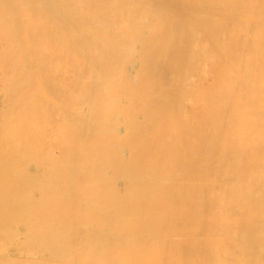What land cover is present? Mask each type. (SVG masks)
Segmentation results:
<instances>
[{"label": "bare ground", "instance_id": "bare-ground-1", "mask_svg": "<svg viewBox=\"0 0 264 264\" xmlns=\"http://www.w3.org/2000/svg\"><path fill=\"white\" fill-rule=\"evenodd\" d=\"M215 0H0V108H1V101H2V103H4V106H2L3 108L1 109V112H0V205H2V206H4V209L6 210V206H9L10 207V209H11V211L9 210V208H7L8 210H9V212H6L7 214L9 213L10 214V212H14V213H12V214H18V216H20L19 218H18V216H17V214L16 215H13V221H14V219L17 221L16 223L14 222V225H15V228H16V224L18 225V223H20L21 221H23V225H27L26 227L27 228H25V229H27V230H29L30 231V229L32 228V230H33V227H34V229H36V231L37 232H39V233H36L35 234V232L36 231H34V232H31V234L29 233V231H27V230H25L26 231V233L28 232V234L29 235H27V234H25V233H23V234H25L24 236H25V238H24V240L25 239H27V241H28V239H30L34 234V237L35 236H38V238L36 239V238H31L32 240L31 241H35V240H40L41 241V243L39 242V241H35V242H38L37 243V246L39 247L40 245H42V247H43V249H46L47 247V249H48V251L47 252H45L46 250H44L43 252H39L38 251V248H37V246H33V245H26V247H24L23 245H20L19 243H22V242H24V240L23 241H21V239L20 238H18V239H20L19 241H21V242H19L18 241V244H17V246H16V248H17V250L20 252V253H23L24 254V256L25 255H28V257L29 256H31V257H35V259H23L22 258V260L19 258V259H17L16 257V259L14 258V259H12L10 256L12 255V253H10L9 254V252H7L5 255L6 256H2V254H1V257L0 258H6V257H8V259H10V260H8L7 258H6V261H8V264H130V256H129V253H131V255H133L134 253V255H135V257L134 258H136V253L138 254L139 253V250L137 251L136 249H138L139 247L140 248H142V246L140 245L139 247L138 246H136L137 244H139L138 242H139V239L138 238H141V236H143V237H145V238H143V239H145V240H147V238H149V240H147L146 241V243L148 244H146V243H143V240L142 241H140V244H142V245H144V248H142V249H144V250H142L141 249V251H143V252H145V250H146V252L144 253L145 255H143V254H141V253H139L140 255H143L144 257L146 256V254H147V252H149L150 254V257H151V261H152V255L154 256V254H155V250H157V249H155V246L154 245H156V243L157 244H159L158 242H160V241H158V240H156L157 238H154V240H153V235H152V239H150V237L151 236H149L151 233H152V230H150V232H149V228L151 229V228H153V226H147L146 224H144V223H146V221L148 220L147 218L149 217V216H151L152 214L154 215V213L155 212H159V211H155L156 209H158V210H160V208L162 207L161 205H163V201H161V200H158V198L160 199L162 196H163V194L161 193V194H159L160 193V191L161 192H164V191H162V190H160V188H159V190H158V192H157V194L160 196V195H162L161 197H159V196H157V200L156 199H154V198H156V194H155V196H154V193H152L151 191L153 190L151 187H152V184H153V182H155L154 180V178H156V180H157V177H152V175L154 174H156V173H153L154 172V167L156 166V164L157 165H159L160 163H159V161L161 162V160L159 159L160 158V155H159V157H158V162L155 164L154 162H150V165L152 164V171L153 172H151V167L148 169L147 168V170H146V167L148 166L147 164H146V166H145V168L144 167H142L140 164H137V161L138 160H140V159H143L144 161H145V159H144V157H146V155H148V154H146L145 152H143V151H140L139 149V151L137 150V152H138V156H140L139 155V153L141 154H144L143 156H142V158L140 157H136V156H132L133 155V152H134V149H133V152H132V150H130L131 152H132V154L130 155V156H132V157H130V158H128V156H127V158L126 157H124L125 155H128V153L126 154V153H124V156H123V153L122 152H125V151H122V150H124V149H126V148H124V149H122L121 150V147L123 148V146H122V142L121 141H123L124 142V140H122V137L121 136H119V133L117 134V132H120V135H122L123 137H125V139L128 141V142H126V143H128V146H129V144L130 143H132V139H134V137L133 136H137L135 139H139L140 137H138L139 135H137L139 132L142 134V135H144V131L142 132V131H140V129L141 128H143V129H145V128H147V129H150V128H148V127H146V125H149L148 123L149 122H153V123H151V126H153L154 127V121L155 120H157L156 118V116H157V114L158 113H153L152 111V115H151V113H149L150 112V107H152L153 105H161V103H158L157 104V99H156V101H154V97H153V95H152V91H154V93L156 92L155 90H157V88H156V86L155 85H153L152 86V84H153V82H152V84H151V81L149 82V77H148V71L151 73V66H152V63H151V58L154 56H156V55H158V54H156L157 53V51H158V48L160 47H162L163 49L164 48H166V46H168L167 48H170V46H172L171 45V43H173V41H176L175 39H177V41L179 40L180 42L182 41V45L180 46V48H179V50H177V49H175V48H177L176 46H178V45H173L174 46V48H173V50H175L176 51V53L178 54H175L174 52L175 51H172L173 52V54H175L176 56H177V58L175 59L174 57H171V58H174L175 60H177V59H180V57H179V54H184V55H186V56H191V58H193L192 56H194L195 54V58H194V60L195 61H193L194 63H197V58H198V53H199V49H201V48H198V46L199 47H201V46H203L202 47V49H204V52H205V49L207 48V50H206V54H207V52H211V54H209V55H212V52H213V54L215 55V53H219V52H217L216 51V49H214L215 47L214 46H212L211 44L212 43H210L211 42V39H212V36L215 34V35H218V34H220V36H222V40L224 41L225 40V43L226 44H229V43H227L228 41V39L229 38H227V36L225 37L224 35H228L229 33H231L232 31H235V30H231V32H230V28L229 27H231V26H229V27H227V29L229 30V32H228V30L227 29H225L226 30V32H228V33H226V34H224V27L226 28V25L225 24H223V28H222V22H224V20H221V19H219V20H216V21H219L220 22V25H221V27L219 26V23H217L215 20H213L212 18H213V16H212V14H213V12H214V8H213V3L215 4V2H214ZM217 1V0H216ZM219 2H222V1H224V0H218ZM237 0H235V2H234V4H237L239 1L241 2V0H239V1H237ZM245 1V0H244ZM256 1H259V3L261 4L262 3V6L264 7V0H256ZM226 2H227V0H226ZM225 1H224V3H226ZM232 2V4L230 3V5H232V7H234L235 5L233 4V1H231ZM240 2L238 3L239 4V6L242 4V2H241V4H240ZM42 3V4H41ZM228 3H229V1H228ZM227 3V4H228ZM247 2H243V4H246ZM223 4V3H222ZM227 4H224L225 6L227 5ZM247 4H249V3H247ZM219 5H221V4H219ZM218 5V6H219ZM229 5V4H228ZM227 5V6H228ZM250 5V4H249ZM249 5H248V7H249ZM222 6V5H221ZM238 7V6H237ZM236 7V8H237ZM241 7L244 9V8H246V6L245 7H243V5H241ZM242 8H239V10H241ZM251 8V7H250ZM250 8H246L247 9V11L246 10H244L245 11V13L248 15L249 13H250V15H252L251 13H252V8L250 9ZM216 9V11L218 10L219 11V9L221 10V8H215ZM248 9H249V13H248ZM229 10V9H228ZM252 10V11H251ZM257 10V9H256ZM223 12H224V10H222ZM222 11L220 12V13H222ZM233 11V10H232ZM251 11V12H250ZM225 12H227V11H225ZM225 12L223 13V14H225ZM234 13H236L235 11H233ZM243 12V11H242ZM260 12V11H259ZM229 13V12H228ZM230 15V14H229ZM231 15H233V14H231ZM230 15V16H231ZM249 15V16H250ZM254 15V14H253ZM252 15V16H253ZM257 15H258V13H257ZM257 15H255V16H257ZM218 16V15H217ZM226 16V15H225ZM233 16H236V15H233ZM238 16V15H237ZM255 16H254V18H255ZM215 17H216V15H215ZM221 16H219V18H220ZM224 17V16H223ZM258 18H256V20L259 22H257V23H255V21H254V23L252 22V24H255L254 26L250 23V21L248 20V19H243L244 21H245V23L246 22H248L249 24H251V26H253L254 28V32H252V35H251V40L250 41H247V40H249L250 38V36H248V39H245V36H244V39L243 38H241V37H237V35L239 34V33H241L242 31L241 30H243V28H244V26L245 27H247L246 29L244 28V30H249V28L248 27H251L250 25H248L247 23H246V25H245V23H244V21L241 23V25H243L242 26V29L240 30L239 29V26L238 25H236V24H234L235 22H233V24L234 25H232L233 27L235 26L236 28H237V26H238V30L237 31H235V34L236 33H238L237 35H236V38H231L232 37V35L234 34H232V35H228V37L229 36H231L230 37V39H233V40H230V41H233V42H231V44L230 45H228V46H230V49H231V51L232 52H230V51H228V54L231 56L232 54H238L240 51L242 52L243 50L245 51V49H247V47H248V50H249V45H252V47H253V49H252V53H254V55L256 54V56H257V59H260V61L259 60H256L257 62H254V65L257 67V66H259V69L261 70V69H263L264 68V10L259 14V16H257ZM217 18V17H216ZM222 18V17H221ZM228 18V17H227ZM233 18V17H232ZM232 18L230 19L231 21H232ZM240 16L238 17V19L240 20ZM215 19V18H214ZM236 19H234V21H235ZM229 21V20H228ZM214 22L215 23H217V26H214ZM225 22L226 23H229V22H227V20L225 19ZM240 23V22H239ZM232 24V23H231ZM258 25V27H256L257 29H255V26H257ZM260 24L262 25L261 27H259L260 26ZM228 26V25H227ZM232 27V28H233ZM234 27V28H235ZM240 28H241V26H240ZM260 28V29H259ZM223 29V30H222ZM252 29V28H251ZM222 30V31H221ZM247 30V31H248ZM258 30V32L256 33V31ZM243 32V35H244V33H249V32ZM252 31V30H251ZM223 33V34H222ZM254 33H256L255 35H254V41L252 40V36H253V34ZM222 34V35H221ZM235 34H234V36L233 37H235ZM251 34V33H250ZM247 35H249V34H247ZM214 37H216V36H214ZM214 37H213V39H214ZM247 37V36H246ZM178 38H180V39H178ZM217 38V37H216ZM224 38V39H223ZM225 38H227V40L225 39ZM136 41V40H141L145 45H144V47L146 48H144L145 50L144 51H142L143 53H141V54H143L142 56L144 57H142V59H138L137 57L139 56V55H137V57L135 56V58H136V60H139L138 61V64L136 63V64H134V63H132L133 61H130L131 63L130 64H126V66H124V71L122 70L121 72H124L125 73V71H127V75H128V73L130 74V71L131 72H134L135 73V75L137 74V76L140 74L141 75V80L144 82V86H146L145 84H148V82H149V89L150 90H152L153 88L155 89H153L151 92L148 90V92H150V95H152V100H153V102L152 101H149L150 99H151V97L149 96V97H146V93H147V91H145V92H143V91H140V92H137L136 94L137 95H142L141 94V92L142 93H144L145 94V96H144V94L142 95L143 97H139V98H135V99H141L142 98V102L143 103H140V101L138 100L137 102L138 103H140L141 105H143V107H144V110L143 109H137V111H139V113H141V110H143V113H141V121L139 120V119H137V117H134V115H132V112L133 113H135V111H132V110H134V108L133 109H131L132 107H130V114L128 113V115L126 114V112L125 111H123V109L121 110V111H123V113H121L122 115L123 114H126L127 116H126V118H125V122H126V125H125V123H122V124H120V126H121V128H119L120 126L118 125V126H116L117 124H119V123H121V122H119L118 121V119L116 120L114 117V115H117L116 117L118 118V111L114 114V113H112V115L113 116H111L112 118L110 119L111 121H112V123H110L109 125H110V128H106V129H111L108 133H109V135L112 133L111 131H115L116 133H114L113 132V134L115 135L116 134V136H113V138L114 137H116L117 138V140H116V142H114V144H112L111 143V145H113V146H111L110 144H109V142L111 141V135L109 136L110 137V140H109V137H107L108 138V140H109V142H106L107 144H109L110 145V150L109 151H107L108 149H107V147H105V150H104V148L102 149V152H101V147L99 148V151H100V153H99V155L101 154V153H104V151H106L105 153L107 154V160L108 161H106V159H105V156L104 155H102L104 158H103V162H104V160L106 161V163L107 162H109V164L110 165H114L116 168H117V174H119V172H120V176H122L123 178H124V180H126L125 182L127 183H125L126 185H127V187L126 186H124L125 184L123 183V187L124 188H126V190H128V192H129V190L131 189V188H133V187H141L142 186V188L143 189H145V191L144 190H142V188H141V191H143V193L141 194V196L143 197L144 196V198H145V201H144V203L146 204V205H143L144 203L142 202V204L139 202L140 200H144V198H140V200H138L139 199V197H136V198H138L136 201L137 202H132L131 204H133V205H131L130 206V202L131 201H133L132 200V198L130 199V197L129 196H127V193L125 194V192H124V188L122 189V191L121 192H124V194L123 193H121V196H120V194H118V196H117V192H118V190H117V188H118V186H119V188H120V185H118L119 184V182H118V184H117V181H114V180H112L113 179V177L112 178H109L110 177V175H111V172H108L109 174H103V176H106L105 178L104 177H102L101 179H103L102 181H101V183H105L106 184V179H107V183L109 184V183H111V184H114L115 182V184L116 185H118V186H111V184H110V188H104L106 191L104 192V190L103 189H101V186L99 187H97V185H95L94 187H92V188H90V187H87V186H91L92 185V181H90L91 182V184L90 183H87L86 182V184H87V186L85 187V190L87 189V190H89V191H87V193L88 192H90L91 194H92V196L91 197H93L94 198V203L93 202H90L91 203V205L90 204H88V205H90V208H85V207H82V205H83V200H85V201H87L86 199H85V195H90V193L89 194H85L84 192H86V191H84V189H83V183H82V185L80 184V182L79 181H81L80 179H82V176L81 175H79V178H78V170H82V166H84V165H86L87 163H84V165L82 164L83 162H82V155H84L85 154V157L88 159V160H86V158H84L85 159V162L86 161H89V163H92L90 160H89V158H92L91 156H89L88 154L89 153H87L88 151H90V153L92 152V150L90 149V147L91 146H93L94 144L93 143H91V144H93V145H90L89 146V148H88V146H87V149L86 150H84V152L85 153H81L82 151V148H84L85 149V145L88 143H86L84 146H83V144L85 143V139H87L86 141H88V138H90V136H88V131L87 130H89V128L87 129V130H85L84 131V126L86 125V124H84L83 125V123H85L84 122V119H85V116H86V114H85V112H84V110L82 109L83 107H79V106H75L76 104H77V102H79V103H81L80 101H78V100H81L80 99V97H81V95H80V97H79V99L77 100V102H75L74 100H75V96L73 95L74 93H76V97H77V94H79L82 90H83V88H85L86 86H84V84H83V80H82V77H85V76H83L84 75V73L87 75L88 74V76H90V77H95L96 76V78H94V79H97V77H100L101 76V78L105 75L106 76V79H107V75L106 74H104V75H101L100 73H102V71H99L100 70V66H102L103 64H101L100 62V59H102V61H103V58H101V57H109V56H115V57H117L118 55L119 56H122V54L121 53H123V45H126V44H128L127 42H131V41ZM215 40V39H214ZM218 40V39H217ZM221 40V41H222ZM176 41V42H177ZM219 41H220V39H219ZM218 41V42H219ZM220 41V42H221ZM251 41L253 42V43H251ZM142 42H139V44H141L140 45V47H142L143 45H142ZM180 42H179V44H180ZM219 42V44H221ZM251 44H250V43ZM135 43H137L138 44V41L137 42H135ZM133 44V43H130V44H128V45H136V44ZM178 43V42H177ZM177 43H175V44H177ZM225 43H224V45H225ZM204 44H206L207 46L209 45V46H212V48L216 51L215 53H214V50H211V51H209V48L207 47V46H205ZM51 46L50 47V49L48 48V46ZM162 45V46H161ZM44 46L46 47V48H44ZM52 46H54V48H56V50H57V53H55V55L56 54H59V57H61V56H65V62H66V66L64 67V68H68L69 66H67V62L69 63L70 61H73V63H74V65L73 64H70V65H72L71 67L74 69V72H73V74H71V68L69 67V70L71 71L70 72V76H68V74H67V76H68V81L66 82V79H67V77H66V79H65V75H66V71L63 69V73H65V74H63L62 76H60L61 74L60 73H62V72H60V73H58V74H60V75H58L57 73V76H59V79H60V81H61V84H60V90H61V92L63 91V87H61V85H63L64 84V82H63V80L65 79V82L67 83V86H66V84H64V87H65V89H64V91L67 93H65L64 95H66V99L65 100H67L68 99V102L69 101H71L70 100V98L73 100V98H74V102L72 101L71 102V104H69L68 103V106H70V105H72L73 103L75 104L74 106L72 105L71 107H67L66 109L67 110H69V108L72 110V112H70L71 113V115H70V113L66 110V109H64L63 107H65L66 105H63L62 106V104L64 103V99H62L61 97V95H63V93H60V92H57L56 94L57 95H60V96H58V98L57 99H59L60 98V101H62V104H61V106L59 105V104H57L56 103V106L58 107L59 106V108L61 107L62 109H63V111H59V108H58V111L60 112L59 113V115H60V117L59 118H57V116H56V119L58 120L59 119V121H60V123H58L59 124V126H60V128H62V131H61V129L60 128H54V126L52 125V126H50L51 127V129L53 130V128L54 129H56V130H58V131H60V133L58 132V131H56V133L58 132L59 133V135H57V137L56 136H54V138L56 139V143H57V148L59 149V154L57 155V152L58 151H56V149H54L53 150V154L55 155L54 156V158L55 157H58V159H54V158H52L51 160H49L48 162L50 163V162H52V164L51 165H49L48 163H46V157L48 158L49 156H45V154H44V152H45V150H43L44 152H42L43 154H44V156H43V154H41L42 155V157L44 158L43 160H44V162H42V160H41V162L39 163V162H37V161H35L37 164H36V169L37 170H44L42 173H47V170H48V167H47V165H49V166H53V171L52 170H50L51 172H54L53 173V176L49 179V177H48V181L46 180L45 181V179H44V182H46V184L44 185V187L46 186V189H45V193H43V191H44V187H43V191H42V178H41V181H40V179H39V177H36V175H33V173H30L27 169H26V167L25 168H20L21 169V171H22V173H19V172H17L18 170H19V168L17 169V170H15V166L14 165H16L18 162V166L19 167H21V166H23V164L24 163H20V161L22 160V159H20L19 160V156L20 155H22V156H24V158H25V155L27 154V152H28V154L27 155H29L28 156V158L29 159H27V158H25L24 160H27V162H29L30 160V162H32L33 160L32 159H30L31 158V155L30 154H32V150H31V148H33L34 147V151H33V155H32V157L34 156V155H38L37 154V152H40L39 151V147L38 146H40L41 144H39L38 142V146L37 147H35L34 146V144H35V142L33 143V141L35 140V137L33 138L34 140L32 141V139H31V141H29L30 139H28V138H30L29 136H31V134L33 135L34 134V132L32 133V131H33V129H37L38 127H39V124L41 123H39V120L38 119H40V118H43V117H48V116H46L47 114H45V113H43V110H44V108H41V107H45V105L47 106V104H48V102H49V100H52V99H55V97L54 98H52V97H50V98H52V99H49L48 100V98L46 97V95H45V97L47 98V99H45L47 102H45V100H42L43 102H45V105L44 106H41L42 104H44V103H42L40 106H36V104H38L39 105V103L38 102H40V101H36L35 102V99H37L38 97V95H39V97L41 96V94L43 95V93H42V91L43 92H46L47 90H48V88L49 89H51L50 87H48L49 85H42V82L45 84H47V80L49 79V77H48V79H47V76H48V72L50 73L49 75H51V72H50V70H49V68L47 67V66H51L50 65V63L48 62L47 64H46V62L48 61L47 59H50L51 57H53L54 56V54L53 55H51V56H49V58H45L46 60H44V56H46L48 53L50 54V52H49V50H51V48H52ZM127 46V45H126ZM138 46V45H137ZM155 46H159L158 48H157V50L154 52V47ZM165 46V47H164ZM172 46V47H173ZM226 46V45H225ZM225 46H222L221 45V47H225ZM228 46H226V47H228ZM134 47V46H133ZM139 47V46H138ZM139 47V48H140ZM220 47V48H221ZM251 47V46H250ZM43 48V49H42ZM47 48H48V53L47 54H45L46 52H45V50L44 49H46L47 50ZM54 48H52V50L53 51H55L54 50ZM129 48L130 47H128L127 49H125V51L126 50H129ZM137 48V47H136ZM138 48V49H139ZM159 48V49H160ZM161 48V50L158 52L159 54H165L166 55V53H168L169 52V50L167 51V50H163ZM212 48H210V49H212ZM229 48V47H228ZM228 48H227V50H228ZM234 48H236V49H234ZM60 49V50H59ZM131 50H132V48H130ZM141 49V48H140ZM171 49V48H170ZM196 49V50H195ZM229 49V50H230ZM43 50V51H42ZM137 50V49H136ZM172 50V49H171ZM247 50V51H248ZM53 51H52V53H53ZM86 51V52H85ZM139 52H140V50H138ZM198 51V52H197ZM202 50H200V53H202L201 52ZM223 51H225L226 52V50L224 49ZM235 51H237V52H235ZM254 51V52H253ZM87 52L89 53V54H91V56L92 55H94V56H97V57H99V56H101V57H99V62H96V60H92L91 58L89 59V58H87V60L89 59V61L90 60H92V61H90L89 62V65L87 64L88 62L85 60V59H83V55L86 53L87 54ZM195 52H197V53H195ZM203 52V53H204ZM224 52V53H225ZM230 52V53H229ZM241 52H240V54L239 55H237L236 57H237V60H236V62L237 61H239L240 60V58L242 57V56H246L247 55V57H248V54L247 53H251V52H242V54L244 53V54H246V55H242L241 54ZM51 53V54H52ZM126 52H124L123 54V59H125L124 57H125V55H126V57H127V55L128 54H125ZM223 53V54H224ZM232 53V54H231ZM89 54H87V55H89ZM121 54V55H120ZM140 54V53H139ZM168 54H171V51H170V53H168ZM206 54H205V57L204 58H206ZM227 54V55H228ZM164 55V56H165ZM200 55L201 54H199V58H198V62L200 61V60H202V59H204V58H202V59H200ZM204 55V54H203ZM208 55V56H209ZM213 55V56H214ZM220 55V54H219ZM227 55H226V57H227ZM228 55V57L229 58H231L230 56ZM235 55L233 56L232 55V59H234L235 58ZM242 55V56H241ZM252 55V54H251ZM254 55H252V56H254ZM41 56H43V57H41ZM118 56V57H119ZM133 56V57H134ZM152 56V57H151ZM159 56H161V55H159ZM186 56H185V59H186ZM207 56V57H208ZM238 56H240V58H238ZM250 56V55H249ZM58 57V58H59ZM85 57H90V56H86L85 55ZM115 57H113V59H112V61L111 60H108V62L109 61H111L110 63H105L104 64V66H103V70L105 71V72H108V75H109V73L111 74V72L113 73V71H118V72H116V73H118L119 74V70H117L118 69V61L119 60H117V64H114L113 63V61L114 60H116L117 58H115ZM153 57V58H154ZM158 57V56H157ZM179 57V58H178ZM197 57V58H196ZM211 57V56H210ZM215 57V56H214ZM214 57H211L210 59L212 60V58H214ZM220 58H222V56H219ZM218 57V58H219ZM227 57V58H228ZM234 57V58H233ZM55 58V57H54ZM51 59V61H53L52 62V64H54V62H55V59ZM56 58H57V55H56ZM63 57H61L60 59H62ZM110 58V57H109ZM128 58V57H127ZM126 58V59H127ZM135 58H133L134 59V61H136L135 60ZM152 58V59H153ZM161 57H159L158 58V60L160 59ZM171 58H167V59H170V60H172L171 62H173V59H171ZM188 58H190V57H188ZM190 58V60H192ZM209 58V57H208ZM225 58V57H224ZM228 58V59H229ZM254 58H255V56H254ZM253 58V59H254ZM96 59V58H95ZM106 59V58H105ZM105 59H104V61H105ZM121 59V58H120ZM126 59H125V61H126ZM155 59H156V57H155ZM162 59H165V58H162ZM161 59V60H162ZM183 59V58H182ZM181 59V64H184V60H182ZM210 59H208L207 61H209ZM214 59H216V57L214 58ZM239 59V60H238ZM242 59H246V58H242ZM253 59H248V63H249V60H251V63L253 62L252 60ZM256 59V58H255ZM83 60H85V64L83 63ZM98 60V59H97ZM106 60V61H107ZM127 60H129V59H127ZM130 60H131V58H130ZM158 61L159 63H161V65H164L163 63L164 62H166L165 60H164V62L163 61ZM170 60H169V62H170ZM206 60V59H205ZM210 60V61H211ZM222 60V59H221ZM235 60H232L233 61V64H234V62H235ZM42 61H46L45 62V65L42 63ZM50 61V60H49ZM57 61H62V60H58L57 59ZM57 61H56V65H58V66H60V64H61V62H58V64H57ZM121 61V60H120ZM153 61H154V59H153ZM179 60H177V62H178ZM202 61H204V60H202ZM202 61H200V62H202ZM209 61V62H210ZM216 61H218V59L216 60ZM215 61V62H216ZM230 61V60H229ZM231 61V62H232ZM245 61V63L243 64V65H245V66H247L248 67V65H246V61L247 60H244ZM157 62V63H158ZM163 62V63H162ZM168 62V61H167ZM174 62H176V61H174ZM173 62V64L174 65H177V63H174ZM199 62V63H200ZM206 62V61H205ZM204 62V63H205ZM212 62H214V61H212ZM215 62H214V64H215ZM236 62H235V64H236ZM240 62H242L243 63V61H240ZM63 64H64V58H63V62H62ZM70 63H72V62H70ZM82 63H83V66L85 67V65L87 66L88 65V67H85V69H87L86 71L87 72H85V69H84V67L82 66ZM98 63H100L101 65L99 66L98 65ZM103 63V62H102ZM158 63V64H159ZM191 63H192V61H191ZM198 63V65L200 66V64ZM208 63V62H207ZM218 63V62H217ZM222 63H223V60H222ZM221 63V64H222ZM247 63V64H248ZM54 64V65H55ZM121 64H125V63H121ZM155 65H156V63H154ZM170 64V63H169ZM169 64L167 63V65H166V67L167 66H169ZM173 64H171L172 66H174ZM180 64V65H181ZM202 64V63H201ZM210 64V63H209ZM219 64H220V61H219ZM234 64V65H235ZM253 64V63H252ZM47 65V66H46ZM179 65V64H178ZM186 65V64H185ZM183 66V67H187V66ZM196 66H195V69L194 70H196V73L199 71H201L202 69L204 70V68H203V66H201L202 67V69H201V67H199L197 64H195ZM203 65V64H202ZM207 65V64H206ZM205 64H204V66H205V69H206V66ZM216 65V64H215ZM225 65V64H224ZM226 65H228V67H229V63L228 64H226ZM225 65V66H226ZM236 65H238L239 66V68L238 69H240L241 68V64H239V63H237ZM235 65V66H236ZM253 65V66H254ZM58 66H54V67H56V68H54V72H57L56 71V69H58V71H61V70H59V68H58ZM74 66H75V68H74ZM225 66L223 67V69L225 68ZM237 66V67H238ZM243 67V70H241V72L243 71L244 72V70L246 71V67ZM251 66V65H250ZM252 66V68L254 69V67ZM156 67H158V66H156ZM155 67V68H156ZM166 67H164L165 68V70H166ZM177 67V66H176ZM176 67H173V68H176ZM178 67H180V66H178ZM191 67V66H190ZM194 67V64H193V66H192V68ZM197 67V68H196ZM198 67H199V69H201V70H199L198 69ZM211 67H213V66H211ZM215 67V66H214ZM255 67V69L258 71L259 69L258 68H256ZM262 67V68H261ZM51 68H53V66L51 67ZM62 68V66L60 67V69ZM149 68H150V70H149ZM153 68H154V66H153ZM155 68H154V70H155ZM159 68V67H158ZM160 68H162V66L160 67ZM163 68V69H164ZM169 68V67H168ZM170 68H172V67H170ZM172 68V70H170V71H174L175 69H173ZM188 68V67H187ZM187 68H185V70L187 69ZM208 68V67H207ZM217 68V67H216ZM245 68V69H244ZM251 67H248V69H250ZM178 69V68H177ZM179 69H182V65H181V67L179 68ZM189 69V68H188ZM198 69V70H197ZM209 69V68H208ZM218 69V68H217ZM216 69V70H217ZM220 69H221V67H220ZM219 69V70H220ZM222 69V70H223ZM232 69V70H231ZM242 69V68H241ZM247 69V70H248ZM69 70L67 69V71H68V73H69ZM184 70V71H185ZM191 70H193V69H191ZM190 70V71H191ZM227 70H230V71H227ZM226 71L228 72V73H226L225 75H228V77H229V73H233L234 74V71H233V68H228ZM251 70V69H250ZM47 73H46V72ZM52 72H53V69L51 70ZM157 71H161V70H157ZM167 71V70H166ZM169 71V70H168ZM187 71V70H186ZM224 71V70H223ZM253 71V70H252ZM44 73V75H46V77H45V79L44 78H41L43 81H41L40 80V74L39 73H41L42 74V76H43V73ZM104 72V73H105ZM153 72V71H152ZM180 72V70H178V73ZM188 73H190L189 72V70L187 71ZM187 72H185V73H187ZM198 72V74H200ZM204 72V71H203ZM207 72V71H206ZM219 72V74H220V71H218ZM222 72V71H221ZM240 72V73H241ZM248 72V71H247ZM115 73V74H116ZM153 73H156L155 71L153 72ZM152 73V74H153ZM161 73V72H160ZM169 73V72H168ZM173 73H175V72H173ZM177 73V74H178ZM180 73H183V77L185 76L184 74V72H182V70H181V72ZM192 73H194V72H192ZM192 73H190V74H192ZM217 73V72H216ZM259 73H261V72H259ZM258 72L256 73V74H254V76L255 75H257V74H259ZM114 74V73H113ZM114 74V75H115ZM120 74H122V73H120ZM126 74V73H125ZM167 74V73H166ZM198 74H193L194 76L195 75H197V77L199 76ZM205 74V73H204ZM223 74V73H222ZM244 75L243 76H245V73H243ZM250 74V73H249ZM114 75H111V76H114ZM117 75V74H116ZM115 75V76H116ZM135 75H133V78H135ZM161 75H162V73H161ZM161 75H160V77H161ZM163 75H164V72H163ZM193 75H192V77H188L189 79H190V81H191V79L193 78ZM203 75V74H202ZM221 75V74H220ZM238 75V74H237ZM240 75V74H239ZM248 75V74H247ZM260 75V74H259ZM57 76H55V77H57ZM88 76H87V78H88ZM115 76H114V78H115ZM118 76V75H117ZM125 76V75H124ZM123 76V77H124ZM130 76H131V74H130ZM136 76V77H137ZM152 76H156V74L154 75H151V77ZM159 75H157V77H158ZM178 76V75H177ZM181 76V75H180ZM187 76H191V75H187ZM214 76V75H213ZM222 76V75H221ZM220 76V77H221ZM224 76V75H223ZM223 76H222V78H223ZM250 76V75H249ZM251 76H252V74H251ZM37 77H38V79L40 80L39 82L41 83H39V82H37L36 80H37ZM44 77V76H43ZM50 77H52V76H50ZM64 77V78H63ZM109 77V76H108ZM126 77V76H125ZM127 77H129V76H127ZM163 77V76H162ZM161 77V78H162ZM173 77H174V75H173ZM172 77V78H173ZM176 77V76H175ZM196 77V76H195ZM194 77V78H195ZM220 77H218V79L220 78ZM224 77H226V76H224ZM234 77H236L237 78V76H236V73L234 74ZM248 77V76H247ZM247 77H246V81H247ZM62 78H63V80H62ZM86 78V79H87ZM109 78H112V77H109ZM108 78V80L110 81V79ZM114 78H112L113 79V81H115L114 80ZM118 78V77H117ZM121 78H122V76H121ZM132 78V76L129 78V80ZM159 78V77H158ZM171 78V77H170ZM178 78V77H177ZM176 78V79H177ZM182 80H181V79ZM179 79H180V81H181V84H182V82H183V84H188V85H190V83H192V81L194 80V78L192 79V81L191 82H188L187 80L188 79H186V82L184 83V81H183V79L184 78H182V77H180ZM187 78V77H186ZM200 78V77H199ZM199 78H197V80L199 79ZM222 78H220V80H222ZM230 78V80H231V78H233V75L232 76H230L229 77ZM239 78V77H238ZM241 78H243V77H241ZM255 79L257 78L256 76L254 77ZM47 79V80H46ZM57 79V78H56ZM105 78H103L102 80H104ZM111 79V80H112ZM116 79V78H115ZM119 79V78H118ZM118 79H116V80H118ZM152 79V78H151ZM153 79H154V77H153ZM166 79V78H165ZM169 79V78H168ZM179 79H177V80H179ZM203 79V78H202ZM228 79V78H227ZM234 79V78H233ZM244 79V78H243ZM252 79V81H250ZM255 79H253V78H250V82H252L251 83V85L253 86L254 84H255ZM262 80V81H264V76H263V79H262V76L261 77H259L258 78V80ZM46 80V81H45ZM50 80H54L53 82H55V79H50ZM50 80H48L49 82H50ZM85 80V79H84ZM88 80V79H87ZM99 80V79H98ZM101 80V79H100ZM121 80V79H120ZM120 80H118V81H120ZM127 80V82L129 81L128 79H126ZM133 80V79H132ZM132 80H130V82L132 81ZM160 81V80H158V79H155V84L158 86L159 84L157 83V81ZM162 80V79H161ZM220 80H219V82H220ZM223 80H224V78H223ZM225 80H226V78H225ZM224 80V82H226ZM229 80V79H228ZM235 80V79H234ZM240 80V79H239ZM35 81L37 82V84H35ZM58 81V80H57ZM56 81V83H58ZM92 81V80H91ZM105 81V80H104ZM122 81H124L123 80V78H122ZM165 81V80H164ZM217 81V80H216ZM232 82H233V80H231ZM231 81H227V82H230L229 83V85L227 84V83H224L225 84V86H226V84L228 85V87L227 88H229L230 87V89H226V87H224V89L225 90H228L227 92V94L229 95V93H231L232 94V92L235 90H237L236 91V93H238L239 92V89H240V86H241V88H243L244 90H245V87H246V90H249L251 87H249L250 86V83H249V81H248V85L247 86H245V87H242L243 85H245V82L246 81H242L243 83V85H240L239 83L234 87L232 84H231ZM235 81H238V79H236ZM234 81V82H235ZM241 81V80H240ZM254 81V82H253ZM49 82H48V84H49ZM53 82H51L50 83V86H53L52 85V83ZM88 82V81H87ZM100 82V81H99ZM99 82H96V83H99ZM107 82V81H106ZM117 81H115V85L116 84H122V82L120 81V83L119 82H117ZM137 82V81H136ZM136 82H133V87H135L137 84H138V82H137V84H136ZM139 82H141L140 80H139ZM161 82V81H160ZM194 82V81H193ZM202 82V81H201ZM259 81H257V79H256V83H258ZM40 85H39V84ZM56 83H54L55 85V87L57 88V90H59L58 89V86L59 85H57ZM60 83V82H59ZM58 83V84H59ZM63 83V84H62ZM86 83V82H85ZM95 83V84H96ZM100 83H102V81L100 82ZM108 83V82H107ZM107 83H106V85H107ZM126 83V82H125ZM124 82H123V84H125ZM134 83L136 84V85H134ZM163 83V82H162ZM166 83V82H165ZM169 83V82H168ZM237 83V82H236ZM254 83V84H253ZM262 83V82H261ZM91 84V83H90ZM89 84V85H90ZM102 84H104L105 85V83H102ZM102 84H101V87H102ZM128 84H129V82H128ZM140 84V83H139ZM173 84V83H172ZM176 84V83H175ZM182 84V85H183ZM194 84V83H193ZM234 84V83H233ZM247 84V83H246ZM259 84H260V82H259ZM36 85H38L37 87H36ZM86 85H87V83H86ZM106 85H105V87H106ZM113 85H114V83H113ZM161 85V84H160ZM163 86H164V84H162ZM168 85V84H167ZM188 85H186L185 87L183 86V88H186V87H191V85L190 86H188ZM223 85V83L221 84V86ZM233 86V89L234 88H236L238 85H240V86H238L239 88H237V89H234V90H232V86ZM257 85V84H256ZM263 85H264V83H263ZM42 86L43 87H45L44 89L46 90H42L41 88H42ZM93 87H94V84L92 85ZM108 86V85H107ZM119 87H118V89L120 88V90H121V87L122 86H120V85H118ZM130 86H131V84H130ZM137 86H140V85H137ZM141 86L144 88V86L142 85V82H141ZM151 86V87H150ZM172 86V85H171ZM224 86V85H223ZM223 86H222V88H223ZM261 86V85H260ZM260 86H258V87H260ZM99 87H100V85H99ZM100 87V88H101ZM104 87V88H105ZM109 87V86H108ZM110 87H112V86H110ZM115 87V86H114ZM124 87V88H123ZM122 87V90H124L125 88H127L128 87V89L129 88H131V87H129V86H123ZM153 87V88H152ZM174 87V86H173ZM248 87V88H247ZM41 89L42 91H37V92H35V90H38V89ZM61 88H63V89H61ZM89 88H90V86H89ZM146 89H148V86H146L145 87ZM144 88V89H145ZM160 88V91H157L156 93L158 94V96H160L159 94H162V96H163V93L167 90H163L162 89V87L160 86L159 87ZM165 88V87H164ZM257 87H255L250 93H252L253 95H256V92H257V94H258V96H259V92H261L260 94H262L263 92L262 91H264V90H259V88L258 89H256ZM35 89V90H34ZM39 89V90H40ZM108 89V88H107ZM116 89V88H115ZM133 88H131L130 90H132ZM140 88H138V90H139ZM175 89H176V87H175ZM210 89H212V88H210ZM242 89V90H243ZM256 89V90H255ZM53 90H55V88L53 89ZM52 90V91H53ZM56 90V91H57ZM85 90H86V88H85ZM88 90V89H87ZM105 90V89H104ZM110 90V89H109ZM121 90V91H122ZM125 90H127V89H125ZM134 91H136L135 89H133ZM143 90V89H142ZM161 90H163L162 92H161ZM179 90V89H178ZM187 90V89H186ZM185 90V91H186ZM190 90V89H189ZM192 90V89H191ZM199 90V89H198ZM198 90H197V92H198ZM213 90V89H212ZM222 90V89H221ZM229 90H231V92H229ZM241 89H240V91H242ZM245 90V91H246ZM84 91V90H83ZM82 91V92H83ZM113 91H114V89H113ZM116 91H117V89H116ZM116 91H114V92H116ZM128 92H129V90H127ZM126 91V92H127ZM176 91H177V89H176ZM222 91H224V90H222ZM250 91V90H249ZM256 91V92H255ZM41 92V94H39ZM47 92H49V94H50V91H47ZM44 93V94H48V93ZM54 92V91H53ZM69 92H72L71 94H72V96H71V94L69 93ZM81 92V93H82ZM85 92V91H84ZM114 92H113V95H111V97L112 96H114V95H118V96H120V94H126V95H130L129 93L131 92H123L122 91V93H120V94H118L119 93V90H118V93L117 94H114ZM159 92V93H158ZM187 92H189V91H186V93ZM244 92V91H243ZM254 92H255V94H254ZM70 94V96L71 97H68L69 96V94ZM98 93V92H97ZM131 93H133V96L134 95H136L134 92H131ZM167 93V92H166ZM165 93V94H166ZM191 93V92H190ZM35 94H38L37 96L35 95ZM48 94V95H49ZM55 94V95H56ZM89 94V93H88ZM88 94H86V95H88ZM177 94H179L178 93V91H177ZM200 94V93H199ZM202 94H205V93H202ZM212 94V93H211ZM213 94H214V92H213ZM226 94V92H224V95ZM233 94L235 95V93L233 92ZM245 94L247 95V94H249V92L248 93H246L245 92ZM47 95V96H48ZM56 95V96H57ZM90 95H92L91 93H90ZM96 95V93L93 95V96H95ZM109 95V94H108ZM125 95V96H126ZM136 95V96H137ZM149 95V94H148ZM188 95V94H187ZM237 95V94H236ZM235 95V96H236ZM244 95V94H243ZM242 95V96H243ZM245 95V96H246ZM251 95V94H250ZM37 98H36V97ZM53 96V95H52ZM74 96V97H73ZM93 96H91L92 97V99H93ZM101 96V95H100ZM124 96V95H123ZM125 96L123 97V99L125 98ZM132 95H131V97H133ZM185 96V95H184ZM206 96V95H205ZM239 96V98L240 97H242V96H240V95H238ZM262 96V95H261ZM42 97V96H41ZM40 97V98H41ZM44 97V98H45ZM97 97H98V95H97ZM95 98L96 100H91V102L93 101V104H94V101H97L98 99H99V101H100V98H103V97H100V98ZM120 97H122V96H120ZM144 97H145V99H144ZM157 97V96H156ZM155 97V98H156ZM161 97V96H160ZM164 97H166L167 98V95H164ZM180 97V96H179ZM207 97V96H206ZM212 97H213V95H212ZM211 97V98H212ZM218 97V96H217ZM224 97V96H223ZM233 96H231V98H232ZM252 97V96H251ZM260 97V96H259ZM259 97H258V99L257 98H255V97H252L251 98V100H254V99H256L257 101H259ZM63 98H64V96H63ZM85 98V97H84ZM84 98H82V99H84ZM114 98H115V96H114ZM117 98V97H116ZM147 98V99H146ZM148 98H149V100H148ZM191 98V97H190ZM189 98V99H190ZM200 98V97H199ZM205 98V97H204ZM203 98V99H204ZM211 98L208 100V101H210L211 100ZM215 98H216V96H215ZM229 98H230V95H229ZM230 98V99H231ZM233 98H235V97H233ZM237 96H236V98H235V100H237V99H239ZM243 98H244V96H243ZM243 98H240V99H243ZM247 98L249 99L250 97H248L247 96ZM254 98V99H253ZM42 99V98H41ZM77 99V98H76ZM85 99H87V98H85ZM91 99V98H90ZM118 99H120V98H118ZM123 99H121V102L123 103V101L124 100H127L126 98L123 100ZM133 99V98H132ZM135 99H133V100H135ZM158 99H160L159 97H158ZM165 99V98H164ZM169 100H168V103H171V102H173L174 101V97L172 98V97H170V98H168ZM212 99H214V98H212ZM217 99V98H216ZM219 99V98H218ZM217 99V100H218ZM224 99H226L227 100V97L225 96V98ZM230 99H228V100H230ZM245 99V98H244ZM243 99V100H244ZM263 99H264V97L262 96V98H260V100H262V104L264 105V101H263ZM38 100H39V98H38ZM104 100H105V97H104ZM123 100V101H122ZM129 100H131V98H129ZM163 100V99H162ZM161 100V102H163ZM191 100V99H190ZM202 100V99H201ZM228 100H227V102H228ZM256 100H254L255 102H256ZM53 101V100H52ZM52 101H50V102H52ZM58 101V103H59V100H56V102ZM89 102H90V100H88ZM88 101H86V104H85V107L86 106H88L87 105V103H88ZM99 101H98V104H99ZM106 101V100H105ZM116 101V100H115ZM114 101V102H115ZM136 101V100H135ZM135 101H133V103L134 104H136L135 103ZM159 101V100H158ZM181 101H182V99H181ZM189 101V100H188ZM203 101V100H202ZM205 101V100H204ZM207 101V102H208ZM214 101V103H215V100H213ZM221 101V100H220ZM246 101L247 102H251V101H249V100H247L246 99ZM254 101H253V103L251 104L252 105V107H253V109H252V107H251V109L249 110V111H251V110H253V112L256 110V108L257 107H255L253 104H255L254 103ZM49 102V103H50ZM67 102V101H66ZM85 102V101H84ZM90 102V103H91ZM101 102V101H100ZM104 102V101H103ZM117 102V101H116ZM116 102L114 103V105H118V104H116ZM120 102V103H121ZM154 103V102H156L155 104H152V103ZM184 102H185V100H184ZM210 102H212V100L210 101ZM219 102V100L217 101V103ZM226 102V101H225ZM233 102H235V101H233ZM240 100H239V103H237V102H235L236 103V105L235 106H237V104H239L240 106H242L243 105V103H242V105L240 104ZM54 102H52V104H53ZM78 103V104H79ZM89 103V106L90 105H93L92 103L90 104ZM128 103H130V101L128 102ZM180 103H182L183 104V101L182 102H180ZM188 103V102H187ZM217 103L215 104L216 106H217ZM229 103V102H228ZM231 103H232V99L230 100V108H231ZM257 104H258V102H256ZM64 104H66V103H64ZM104 104H106V102L104 103ZM110 104V103H109ZM108 104V105H109ZM112 104H113V102H112ZM125 104H127V102H124L123 103V105L125 106ZM131 104H132V102H131ZM131 104H128V105H131ZM140 104H138L139 106H140V108H142L141 107V105ZM151 104H152V106H151ZM163 104H166V99H165V102L163 103ZM191 103H189V105H190ZM205 104H209V103H206L205 102ZM245 104H247V103H245ZM50 105H51V103H50ZM83 105V104H82ZM100 105V107L101 106H106V105H102V104H99ZM113 105V106H114ZM122 105V104H121ZM121 105H119V106H121ZM188 105V104H187ZM188 105V106H189ZM198 105V104H197ZM214 105V106H215ZM220 105H222V102H221V104ZM229 105V104H228ZM234 105V104H233ZM250 104H248V107H250L249 106ZM259 107H260V105H261V103L259 102ZM263 105H262V107H263ZM53 106V105H52ZM55 105H54V109L52 110V111H54L55 112V109L57 110V107H56ZM88 106V107H89ZM112 106V107H113ZM139 106H137L138 108H139ZM159 106H158V108H159ZM161 106H163V105H161ZM165 106V105H164ZM163 106V107H164ZM182 106H184V104L182 105ZM187 106V107H188ZM210 106H213V104H210ZM215 106V107H216ZM239 106V107H240ZM36 107H37V109H36ZM47 107H49V108H51L50 106H47ZM46 107V108H47ZM74 107H76L74 110L72 109V108H74ZM88 107H86V109H89ZM91 107V106H90ZM93 110L95 109V107H97L95 104L93 105ZM109 107V106H108ZM107 107V108H108ZM134 107H135V105H134ZM185 108V110L187 111V109L189 108ZM209 107V106H208ZM214 107V109L215 110H217V108H215ZM220 107V106H219ZM228 107V106H227ZM227 107H224L225 108V111H226V108ZM243 107H247L246 105H244ZM243 107H240L239 108V110H241ZM41 108L42 110L41 111H39V113H42V115L43 114H45V116L43 115V117H42V115L41 116H39V118L37 117V113H38V111H36V110H39V109ZM106 107H104V109H105ZM109 108H111V106L109 107ZM117 108H118V106H117ZM116 108V109H117ZM129 108V107H128ZM154 108H156L155 106H154ZM174 108H175V106H174V104L172 103V104H170V106H169V108H167V110L169 111V112H173L174 111ZM191 108V107H190ZM213 108V107H212ZM222 108V110L224 109L223 108V106L221 107ZM235 108H237V107H235ZM234 108V106H233V108H231V110L232 109H234V110H236ZM261 108V107H260ZM259 108V109H260ZM264 108V107H263ZM48 109V108H47ZM85 109V108H84ZM91 109V108H90ZM97 109H99V108H97ZM97 109H95V110H97ZM101 109H103L102 107H101ZM101 109H99V110H101ZM114 109H115V106H114ZM124 109L126 110L127 109V106H125L124 107ZM162 109V107L160 108V111H162L161 110ZM219 109V108H218ZM229 109V108H228ZM49 110V109H48ZM51 110H49L50 112H51ZM64 110H66L67 111V113L66 112H64ZM70 110V111H71ZM92 110V109H91ZM93 110H92V113H93ZM94 110V111H95ZM107 110V109H106ZM112 110V109H111ZM119 110V109H118ZM151 110H153V109H151ZM155 110H158V109H155ZM164 110H165V112H168L165 108H164ZM163 110V111H164ZM176 110V109H175ZM189 110V109H188ZM203 110V109H202ZM208 110H210V109H208L207 108V110H206V112H204V113H207L206 115H207V117H209L208 115H210L209 114V111ZM221 110V109H220ZM221 110V111H222ZM230 110V109H229ZM229 110H227L226 111V113H230L231 111H229ZM238 110V109H237ZM47 111V110H46ZM45 111V112H46ZM120 111V112H121ZM136 111V112H137ZM192 111L193 110H189L188 112H186V113H189V112H191L192 113ZM208 111V112H207ZM212 111L213 110H211L210 112H211V114H212ZM241 111H245V109L244 110H241ZM249 111H245V113L247 112H249ZM259 111V110H258ZM36 112V114L34 115V113ZM54 112H52L53 113V115H54ZM89 112H91V111H89ZM89 112H87L88 113V115L90 114ZM98 112V111H97ZM104 111H101V113H103ZM112 112V111H111ZM114 112V111H113ZM127 112H129V111H127ZM155 112H159V111H155ZM165 112H163L164 114L163 115H161V116H165L166 117V114L167 113H165ZM220 112V111H219ZM223 112H224V110H223ZM223 112H221V114H223ZM239 111H237L236 113H238ZM252 112V111H251ZM251 112H249V113H251ZM261 112V113H260ZM258 114H259V119H262L261 118V115L260 114H262V117H264V115H263V113H262V111H260ZM263 112H264V110H263ZM38 113V115H40ZM49 113V112H48ZM100 112H98V114H99ZM107 113H108V110H107ZM106 113V114H107ZM138 113V112H137ZM137 113H135V114H137ZM190 113V114H191ZM217 114H218V112H216ZM215 113V114H216ZM226 113H224V114H226ZM242 113V112H241ZM240 113V114H241ZM55 114H57V113H55ZM96 114V113H95ZM98 114H96L95 115V117H97V116H99V117H101L100 116V114L98 115ZM153 114H155L156 116H154V117H156L155 118V120H153ZM190 114H189V116H190ZM195 114H197L196 112H195ZM231 114H235L233 111H232V113ZM243 114V113H242ZM242 114H241V116H242ZM255 114V113H254ZM253 114V115H254ZM52 115V116H53ZM88 115H87V117H88ZM91 115V114H90ZM89 115V116H90ZM93 115V114H92ZM103 115H104V113H103ZM102 115V117L104 118V116ZM108 115V114H107ZM138 115V114H137ZM143 115V116H142ZM174 116L175 115H177L176 114V112H175V114H173ZM188 115V114H187ZM213 115V114H212ZM219 115H220V113H219ZM236 115H239V114H235V117H236ZM247 116L249 115V114H246ZM34 116L36 117V118H34ZM120 116V119H121V115H119ZM124 117H125V115H123ZM136 116V115H135ZM160 115H159V118L160 119H158L159 121L160 120H162L161 118H163V125H166L165 126V128H164V134H165V136H164V140H162L161 141V143L160 144H162V142L163 141H165V140H169L170 141V139H169V136L168 135H170V131L174 128H176L175 126H173V128H171L172 127V125H174L175 124V122H174V120L172 119V118H174V117H172L171 118V121L169 120V117L170 116H168V117H166L165 119H167V120H165L164 119V117H161ZM181 116V115H180ZM203 116H204V114H203ZM228 116H230V117H228ZM233 116V115H232ZM230 114H228L227 115V120L226 119H224V120H226L227 122H228V124H232L233 125V123H232V121H234L233 119H234V116H233V118H231L232 117ZM241 116H239L240 117V119H242L243 118V116H245V114L242 116V118H241ZM54 117H55V115H54ZM143 117V118H142ZM177 117V116H176ZM175 117V118H176ZM188 117V116H187ZM191 117H194V116H192V114H191ZM202 117V116H201ZM205 117V116H204ZM207 117H205V118H207ZM210 117H213V116H211L210 115ZM222 117V115L220 116V118ZM251 117H254V116H252V113H251V115H250V118ZM53 118V117H52ZM51 118V119H52ZM105 118H106V116H105ZM110 117H108V119H109ZM114 118V119H113ZM138 118H139V116H138ZM179 118V117H178ZM177 118V119H178ZM182 118V117H181ZM180 118V120L179 121H181V123L184 121V119L182 120ZM225 118V117H224ZM232 120H230V119ZM247 117H244V119L242 120V121H244L245 119H246ZM249 118V117H248ZM247 118V120H249ZM257 118V117H256ZM44 119V118H43ZM43 119H40V121H42ZM47 119H49V120H51L50 119V117H48ZM90 121H91V119L93 120L94 118L92 117V118H88ZM123 119V118H122ZM188 119V118H187ZM196 119V118H195ZM209 119V118H208ZM212 119V118H211ZM216 119V118H215ZM215 119H213V121L215 120ZM223 119V118H222ZM236 119V118H235ZM251 119H253V118H251ZM264 119V118H263ZM38 120V121H37ZM45 121H47L46 119H44ZM48 120V121H49ZM105 120V119H104ZM165 120V121H164ZM188 120H190V117H189V119ZM187 120V121H188ZM192 120V119H191ZM194 120V119H193ZM203 120H205L204 118H203ZM207 120V119H206ZM219 120V119H218ZM224 120H222L223 122H224ZM88 121V120H87ZM96 121V120H95ZM98 121V120H97ZM100 121V120H99ZM98 121V122H99ZM101 121H103V120H101ZM147 121H149L148 123H147ZM158 121V122H159ZM162 121H161V123H160V125L162 126V127H164L163 125H162ZM167 121H170V122H168L169 123V125L168 126H170V127H168L167 126ZM173 121V122H172ZM195 121V120H194ZM194 121H192V123L194 122ZM201 121V120H200ZM209 121H210V119H209ZM208 121V122H209ZM213 121H211V122H209V123H213ZM231 121V122H230ZM238 121H239V119H238ZM237 121V123H239ZM252 121V120H251ZM253 121H256V120H253ZM257 121H259V120H257ZM263 121V120H262ZM51 122V121H50ZM53 122V121H52ZM93 122V121H92ZM91 122V123H92ZM157 122V123H158ZM165 122V123H164ZM203 122V124H202V126H204L205 127V123L207 124V122H205V121H202ZM215 122H216V120H215ZM215 122H214V127H216V124H215ZM220 122V121H219ZM230 122V123H229ZM247 122V121H246ZM261 122V121H260ZM264 122V121H263ZM262 122V124H264ZM35 123H38V124H35ZM45 123V122H44ZM56 123V122H55ZM54 122H53V124H55ZM87 123V122H86ZM90 122H89V124L88 125H90L91 124ZM97 123V122H96ZM101 123V122H100ZM104 123H106L105 121H104ZM156 123V124H157ZM159 123H158V125H159ZM180 123V124H181ZM185 123V122H184ZM191 123V122H190ZM192 123H191V127H192V129H193V126H192ZM195 123H197L196 121L194 122V124L193 125H195ZM201 123V122H200ZM235 125H236V120H235ZM241 124H244L243 122H240ZM239 123V125H241ZM47 124V122L45 123V124H42V126L43 125H46ZM57 123H56V127H57V125H58ZM124 124V125H123ZM189 123H187V125H188ZM223 124H225V123H223ZM248 124L250 125L251 124V122L250 123H248L247 122V125L245 124V126L247 127L248 126ZM260 124V123H259ZM258 124V125H259ZM36 125V126H35ZM48 125H51V124H48ZM93 125H94V123H93ZM96 125H98L99 126V124H96ZM104 125V124H103ZM105 125H107V124H105ZM108 125V126H109ZM123 125V126H122ZM183 125V124H182ZM212 124H210V126H211ZM212 125V126H213ZM219 125V127H220V125L222 126V128H224V127H226L225 125H222V123H220V124H218ZM238 125V124H237ZM252 125V124H251ZM255 126H256V123L254 124ZM34 126H35V128H34ZM141 126V127H140ZM156 126V125H155ZM161 126L160 127H157V128H161ZM185 126H186V124H185ZM199 126H201V125H199ZM209 127L210 128V126L207 124L206 125V127ZM212 126H211V129H212V131L210 130V129H208V127H207V130L209 131V133L210 132H213V130H214V132L212 133V136L211 137H213V134H214V138L216 137V135H221L224 131H226L227 129L225 128V130L222 132L221 130H220V133H219V131H217L219 134H217V132H216V129H218V128H216V129H214V128H212ZM230 125H228V128L231 130V128L229 127ZM253 126V125H252ZM44 127V126H43ZM46 127H48V128H46L47 129V131L49 130V126H46ZM86 127H87V125H86ZM88 127H90V126H88ZM93 127V126H92ZM94 127H95V125H94ZM100 127V129L101 128H104V126H99ZM167 127V128H166ZM178 127H179V125H178ZM181 127L182 126H180V130H181V132H180V130H179V134L181 135V134H183V132H185V134L184 135H182V137H177V136H175L173 139L174 140H172V134L174 133V129L172 130V133H171V135H170V138H171V140L173 141V143H175V144H173V146H174V148H175V146H176V148L174 149V151L177 149V148H179L178 146H180V147H182L181 146V144L185 141V140H183V139H181V138H187L186 136H188V138H189V135L192 133H189V132H186V131H184V130H186V129H181ZM191 127H190V125H189V127H188V129H191ZM198 127V126H197ZM204 127H201V128H204ZM205 127V128H206ZM232 127V126H231ZM249 127H251V126H249ZM259 127V126H258ZM260 127H262L261 125H260ZM45 128V127H44ZM96 128H98V127H96ZM95 128V129H96ZM184 128V127H183ZM196 128V126L194 127V129ZM221 128V129H222ZM242 128V129H241ZM244 127L242 126H240V128L238 127V126H236V128L233 130V131H235V130H237L236 132L238 133V132H241L240 134L241 135H243V133H244V131L243 130H245V129H247L248 130V132H249V130H251V128L250 129H248V127L247 128H245V129H243ZM253 128H254V126H253ZM263 128V127H262ZM40 129H41V127H40ZM39 129V130H40ZM50 129V130H51ZM60 129V130H59ZM86 129V128H85ZM118 129H120V131L118 130ZM142 129V130H143ZM169 130V132L168 131H166L165 132V130ZM193 129V130H194ZM220 129V128H219ZM218 129V130H219ZM238 129H240V130H238ZM257 128H254V131L256 130ZM41 130H43L44 131V129L42 128ZM51 130V131H52ZM103 130V132H105V134H106V132L107 131H105L104 129H101V131ZM160 130V132L163 130H161V129H158V131ZM177 129H175V132H177L176 131ZM202 130V129H201ZM206 130V131H207ZM253 130V129H252ZM251 130V131H252ZM35 131V130H34ZM96 131H100V130H97L96 129ZM96 131H93V132H95L96 133ZM183 131V132H182ZM196 131H199V130H196ZM196 131H193V132H195V134H197V133H199V132H202L203 134L206 132V131H199V132H197L196 133ZM208 131H207V135H205L206 136V138L208 137V139H210L211 137H210V135H211V133H210V135H208L209 133H208ZM242 131H243V133H242ZM246 131V130H245ZM39 133H40V131H38ZM44 132H46V131H44ZM44 132H41V133H43L44 135H42V136H46L47 134L46 133H44ZM50 132V131H49ZM90 132H92V131H90ZM121 132H122V134H121ZM157 130L155 131V132H153V133H155V134H151L150 133V135H156V136H153L154 138L156 137L157 138ZM168 132V133H167ZM215 132H216V134H215ZM229 132V131H228ZM236 132H234V134L236 133ZM255 132H257V131H255ZM255 132H254V134H255ZM259 132V131H258ZM36 133H37V131H36ZM38 133V134H39ZM40 133V134H41ZM48 133V132H47ZM53 133V132H52ZM55 133V132H54ZM94 133V134H95ZM100 133V132H99ZM98 133V134H99ZM107 133V134H108ZM163 133V132H162ZM166 133H167V135H166ZM187 133H189V135H187ZM200 134V135H193V137H194V139L198 136H201V135H203V134ZM233 133V132H232ZM247 133V132H246ZM252 133V132H251ZM251 133L249 132L247 135H244V137L243 136H241L240 134L238 135L239 136V139H241L240 138V136L242 137V139L244 138V141H247V140H245V138H247V136H250L249 137V139L250 140H252L251 139ZM30 134V135H29ZM39 134V135H40ZM49 134H51V132L50 133H48V136H49ZM101 134L102 135H104L102 132H101ZM112 134V135H113ZM159 134H161V133H159ZM178 134V132H177V135H179ZM224 134V133H223ZM233 134V135H234ZM253 134V133H252ZM263 134H264V132H263ZM26 135H29V136H26ZM36 135V134H35ZM133 135V136H132ZM219 135V136H220ZM226 136H227V134H225ZM228 135H230V133L228 134ZM233 135H230V136H233ZM22 136V137H21ZM26 136V138H24V137ZM38 136V135H37ZM37 136H36V139H37ZM47 136V137H48ZM86 136H88V138L86 137ZM93 137H95L94 135H92ZM91 136V137H92ZM96 136L98 137V135L96 134ZM108 136V135H107ZM152 136H150V137H152ZM163 135L161 134V136L160 137H162ZM166 136H168V137H166ZM192 136V135H191ZM223 136V138H218L217 137V141L213 138L212 140V142H216L215 143V145L218 143V142H221L222 140H219V139H225V138H227V137H225L224 138V135H222ZM222 136H220V137H222ZM235 136H236V134L234 135V139H235ZM246 136V137H245ZM255 136H258V135H255ZM39 137L41 138V135L40 136H38V140L41 142V139H39ZM85 137V138H84ZM92 137V138H93ZM105 137V136H104ZM129 137H130V140H129ZM146 139H147V142L145 141V143L147 144L148 143V139L149 138H147V135L145 134V136H144ZM152 137V138H153ZM165 137L166 138H168V139H165ZM198 137L196 138V139H198ZM237 137V136H236ZM254 137V136H253ZM259 137H260V135H259ZM20 138H22V140H24L23 142H25L26 140H27V143H29V142H32L33 143V146H31V148L29 147V145L31 144H27L26 142L25 143H21L20 142V144H24V145H28L27 147H29L28 148V150L27 151H23V149H24V147H21L20 145H19V143H18V141L17 140H20ZM24 138V139H23ZM70 139V138H72L73 139V142L71 141V143L73 144V146H70L69 148H68V146H67V144H68V142H70V140L68 141V142H66V139ZM99 138H101V137H99ZM142 138V137H141ZM140 138V139H141ZM152 138H150V139H152ZM152 139L153 141L155 140V139ZM158 138H159V135H158ZM156 139V141L157 142H159V139ZM175 138H180V140L182 141L181 142V144H179V139H175ZM203 138V137H202ZM205 138V137H204ZM205 138V139H206ZM232 138V137H231ZM231 138H229L228 137V139L230 140ZM232 138V139H233ZM255 138V140H257V138L256 137H254ZM26 139V140H25ZM45 139H46V137H45ZM49 139V138H48ZM55 139H53V140H55ZM91 139V138H90ZM89 139V140H90ZM97 139V138H96ZM105 139H106V137H105ZM104 139V142L107 140H105ZM139 139V140H140ZM162 139V138H161ZM193 139V138H192ZM195 139V140H196ZM207 139V140H208ZM238 140V138L237 139H235V140H238V142L241 144V141H243V140ZM21 140V141H22ZM98 140V139H97ZM101 139H99V141H100ZM107 140V141H108ZM125 140V141H126ZM179 140V141H178ZM189 140V139H188ZM200 141H201V139H199ZM211 140V139H210ZM210 140H208L209 142H211ZM235 140H233L234 142H236L237 143V141H235ZM250 140H248V141H250ZM254 140V139H253ZM260 140V139H259ZM42 141H44L46 144L47 143H49L48 144V146H50V142L52 141L51 139H49V142H47L46 140H44L43 138H42ZM82 141H84V143L82 142ZM93 141H96L95 140V138H94V140ZM129 141H131V142H129ZM135 141V140H134ZM134 141H133V143H134ZM144 142L143 141V139L142 140H140V142ZM151 141V140H150ZM153 141H151L148 145H151V146H153L152 144H153ZM178 141V142H177ZM187 141V140H186ZM199 141V143H197V145L198 144H200V143H202V141H205L206 142V140H202L201 142ZM207 141V142H208ZM233 141H229V142H232L233 143ZM243 141V142H244ZM248 141H247V143H248ZM261 141V140H260ZM65 142L67 143V144H65ZM96 142H98V141H96ZM136 142V141H135ZM141 142V143H142ZM206 142V143H207ZM207 143V144H205L204 142V145H198V147H200V148H204V146H205V148H206V146H209V144L210 143ZM212 142H211V147H213V146H215V145H213L212 146ZM257 142H258V140H257ZM263 142V141H262ZM45 143H43L41 146H42V148H43V145L45 146ZM56 143H54L53 141H52V143H51V145H56ZM138 143V142H137ZM136 143V144H137ZM145 143H143L144 144V146H145V149L144 150H146V148L148 147V145L146 146L145 145ZM152 143V144H151ZM156 142H154V144H155ZM166 143H167V141H166ZM168 143H171V142H168ZM189 143H190V141H189ZM202 143V144H203ZM224 144V140L221 142V144ZM225 143H226V141H225ZM245 143V145L244 144H241V147H245L246 146V148H247V145H246V142H244ZM250 143H251V145H253V143H254V150L256 149L255 148V141L253 142V141H250ZM250 143H249V145H250ZM157 144V143H156ZM155 144V145H156ZM159 144V143H158ZM157 144V146H155V148L154 149H156L158 146H159V148H161L162 149V152H160L162 155H166V153L168 152V151H170L169 153V155H170V157H169V155H168V157H169V162L167 161V163L165 162L166 160H167V155H166V157L165 158H161V159H163V161L162 162H164L165 164H163V165H168V163H169V165H168V167H167V170H168V168H171V166H173L175 163H177V159L179 158V156H182V158H183V152H182V148H180V150H179V152L177 151H175V153H181L179 156L178 155H176L175 157H174V154H172L171 153V148H172V145L170 146L169 145V147H168V144H165V142H163V144L162 145H164V147L166 148L165 150H166V152L165 151H163L164 149V147H162L160 144L158 145ZM177 144H179L178 146H177ZM196 144V143H195ZM258 144H259V142H258ZM262 144V143H261ZM32 145V144H31ZM68 145H71V144H68ZM96 145H97V143H96ZM95 145V148H97V146ZM101 145V143L100 144H98V146H100ZM103 145H104V143H103ZM103 145H101L102 147H103ZM124 145H125V143H124ZM133 145H135V144H133ZM138 145V144H137ZM141 145V144H140ZM166 145H167V147H166ZM194 145V144H193ZM218 145H220L219 143H218ZM243 145V146H242ZM67 146V148H68V151H70V153H67L68 151H64V149H67V148H65ZM83 146V147H82ZM104 146H107V145H104ZM126 146H127V144H126ZM127 146V147H128ZM139 146V145H138ZM141 146H143V145H141ZM141 146H139V147H141ZM186 146V145H185ZM202 146V147H201ZM221 146V145H220ZM235 146H238L237 148H240V145H234L233 147H235ZM260 146V145H259ZM259 146H257V151H258V147ZM263 146V145H262ZM74 147V148H73ZM130 147V146H129ZM132 147H135V146H132ZM138 147V148H139ZM196 147V146H195ZM211 147H207L208 149H211ZM36 148H38V151H36ZM47 148V147H46ZM46 148H43V149H46ZM56 148V147H55ZM94 148V147H93ZM136 148V147H135ZM142 149H143V147H141ZM149 148H151L150 146H149ZM158 148V151H160V149ZM168 148H170V149H168ZM200 148H195V149H198V151H197V153L198 152H200V154L202 153V151L204 150L203 148V150H199ZM206 148V149H207ZM220 148V147H219ZM249 148V147H248ZM262 148H264V146L262 147ZM27 149V148H26ZM71 149H72V151H71ZM88 149H90V150H88ZM107 149V150H106ZM128 149H130V148H128ZM154 149L152 150V148L149 150L148 149V151H150V152H152V151H154ZM167 149H168V151H167ZM189 149V148H188ZM205 149V150H206ZM207 149V150H208ZM212 149H214V148H212ZM220 149H222V147L220 148ZM225 149H228V146L227 147H225ZM231 149H232V147H231ZM231 149H228V150H230L231 151ZM242 149V148H241ZM245 149V148H244ZM250 149H253V146H252V148H251V146H250ZM31 150V151H30ZM157 150V149H156ZM155 150V153L156 152H158V151H156ZM216 150H217V152H218V147L216 148ZM222 150H224V148L222 149ZM233 150H234V148H233ZM237 150V149H236ZM245 150H248V149H245ZM254 150H248V153L247 154H249V152L251 151V152H254ZM255 150V151H256ZM264 150V149H263ZM35 151H36V153H35ZM41 151H42V149H41ZM95 151V150H94ZM147 151V150H146ZM196 151H193L194 153H196ZM212 152H215V150L213 151V150H211ZM220 151V153H223L224 154V156L225 155H227L228 154V151H223V152H221V150H219ZM244 151V150H243ZM256 151V152H257ZM259 151H260V153H259ZM257 153H259L258 154V157L260 158L261 157V155H263L264 154V151H262L261 150V146H260V150H259ZM48 152V153H47ZM64 152H65V155H64ZM98 152V149H97V151H96V153ZM108 152V153H107ZM127 152H128V150H127ZM136 151L134 152L135 154L137 153ZM150 152H148L149 154H150ZM165 152V153H164ZM172 152H173V150H172ZM209 152H210V150H209ZM212 152L210 153V155L212 154ZM216 152V153H217ZM225 152H227L226 154H225ZM234 152V151H233ZM238 152V151H237ZM239 152H240V150H239ZM238 152V153H239ZM21 153V154H20ZM24 153H25V155H24ZM30 153V154H29ZM96 153H94V154H96ZM130 153V152H129ZM154 152H152L151 154H153ZM159 153V152H158ZM164 153V154H163ZM203 153H204V151H203ZM219 153V152H218ZM220 153H219V155H220ZM232 153V152H231ZM238 153H237V155L235 156V158L237 157V158H239L240 156L238 155ZM243 153V152H242ZM49 155V150L48 151H46V155ZM67 154H68V156H67ZM89 156V158L87 157V155ZM134 154V155H135ZM141 154V155H142ZM151 154L149 155V156H151ZM171 154L173 155V157L174 158H176V157H178V158H176V159H172L171 157ZM223 154H221V155H223ZM235 154V153H234ZM247 154H246V156H247ZM40 155V156H41ZM51 155H52V152H51ZM157 154H155V156H156ZM164 155V156H165ZM199 155V154H198ZM209 155V154H208ZM213 155H214V153H213ZM212 155V156H213ZM241 155V154H240ZM251 155H253V154H251ZM18 156V157H17ZM39 156V157H40ZM95 156V158L98 156H96V155H94ZM93 156V157H94ZM102 156H99V157H101L102 158ZM148 156V157H149ZM154 156V157H155ZM158 156V155H157ZM207 156V155H206ZM230 156H232V154H230ZM239 156V157H238ZM242 156H244V154H242ZM250 156V154L248 155V157ZM264 156V155H263ZM16 157L18 158V160H16ZM27 157V156H26ZM215 157V156H214ZM217 157V156H216ZM215 157V158H216ZM226 157V156H225ZM227 157H228V155H227ZM247 157V158H248ZM252 157V156H251ZM5 158H7V160H5ZM15 158V159H14ZM21 158V157H20ZM36 159L37 160V156L36 157H33V159ZM109 158H110V160H109ZM137 158H139L138 160H136ZM152 158H153V155H152ZM181 157H180V160L182 159ZM185 158V157H184ZM188 158V157H187ZM186 158V159H187ZM192 158V157H191ZM241 158H243V157H240L239 159L241 160ZM246 158V157H245ZM246 158V159H247ZM253 158V157H252ZM258 158V159H259ZM262 158V157H261ZM261 158H260V161H261ZM3 159V160H2ZM34 159V160H35ZM41 159V158H40ZM39 159V160H40ZM65 159V160H64ZM84 159H83V161H84ZM97 159V161H99V159H98V157L96 158ZM175 160L174 162L172 161V160ZM205 159V158H204ZM213 159V158H212ZM218 159V158H217ZM221 159H222V157H221ZM246 159H242V161L244 162ZM248 159H250V157L248 158ZM257 159V160H258ZM18 161V162H16V161ZM29 160V161H28ZM38 160V161H39ZM101 161H102V159H100ZM143 160L142 161H140V162H143ZM150 160H152L151 159V157H150ZM153 160H154V158H153ZM179 160V159H178ZM189 160V159H188ZM219 160V159H218ZM237 160V159H236ZM239 160V161H240ZM7 161V162H6ZM93 162H96V160H92ZM101 161H100V163H101ZM149 162V159L147 158V160H146V162ZM173 162V163H171V164H173V165H171L170 166V162ZM199 161V160H198ZM206 161V160H205ZM209 160H207V162H208ZM212 161V160H211ZM216 161V160H215ZM242 161H240L241 162V165H242V168L243 167H245V165H244V163L242 162ZM247 161V160H246ZM251 161V160H250ZM250 161H249V163H250ZM263 161H264V158H263ZM21 162H23V160L21 161ZM26 162V163H27ZM192 162V161H191ZM201 162V161H200ZM218 162V161H217ZM255 162H257V161H255ZM255 162H253L250 166L251 167H253V166H255ZM258 162H259V160H258ZM257 162V163H258ZM14 163H16V164H14ZM34 163V162H33ZM139 163V162H138ZM210 163V162H209ZM243 163V164H242ZM261 163H262V161H261ZM264 163V162H263ZM262 163V164H263ZM21 166H20V165ZM31 164V163H30ZM47 164V165H46ZM82 164V165H81ZM97 164L99 165V163L97 162ZM103 164H105V162L103 163ZM102 164V165H103ZM143 164H144V162H143ZM154 164H155V166H154ZM178 164V163H177ZM199 164V163H198ZM201 164H202V162H201ZM237 164H238V161H237ZM236 164V162H235V164L234 165H237ZM245 164H246V162H245ZM247 164H248V162H247ZM13 165V170L14 171H12V168H10V166H12ZM88 165V164H87ZM90 166H92L93 164H89ZM87 166L88 168H90V166ZM97 165V166H98ZM108 165V163L106 164V166L105 165H103L102 167H106L105 169H107V166ZM135 165V166H134ZM136 165H138V167L136 166ZM162 165V166H163ZM176 165V164H175ZM174 165V169H171L172 170V172H171V174L174 176V170H175V167L176 166H178L177 168H179V164L178 165H176L175 166ZM233 165V164H232ZM240 165V164H239ZM238 165V166H239ZM241 165L239 166L240 167V170H241ZM259 165V164H258ZM24 166H25V164H24ZM23 166V167H24ZM28 166H29V163H28ZM140 166V167H139ZM170 166V167H169ZM181 166V165H180ZM209 165H207L206 167H208ZM249 166V167H250ZM263 166H264V164H263ZM17 167V166H16ZM115 167H113L114 169H116ZM161 167V164H160V166L158 167L159 169H157V171H158V173L159 172H161L162 171V169H164V168H160ZM164 167V166H163ZM237 167V166H236ZM235 167V168H236ZM248 167V165H246V169H249V168H247ZM9 168H10V171H12V172H15V177H13V175H11V176H9V178H14L12 181H7V180H9V178L8 177H6V175L7 174H5L6 172H8V173H12V172H10L9 171ZM33 168V167H32ZM50 168V167H49ZM92 168H94V166H92ZM96 168H98V167H96ZM99 168H100V165H99ZM173 168V167H172ZM199 168V167H198ZM233 168V167H232ZM258 168V167H257ZM31 169V168H30ZM52 169V168H51ZM104 169V170H105ZM109 169V168H108ZM161 169V170H160ZM166 169V168H165ZM203 169H204V167H203ZM209 169V168H208ZM207 169V170H208ZM237 169V168H236ZM239 169V168H238ZM244 169V168H243ZM242 169V170H243ZM251 169V168H250ZM254 169V168H253ZM256 169V168H255ZM259 169V168H258ZM86 170H88L87 168H86ZM95 170H97V169H95ZM103 169H102V171L101 172H103L104 171ZM155 170H156V167H155ZM196 171L198 170L199 171V169H195ZM261 170V169H260ZM260 170L259 171H253V173L256 175L257 174V172H259L260 174L259 175H262L261 174V172H260ZM20 171V170H19ZM50 171H48V173L50 172ZM88 171H90V170H88ZM87 171V172H88ZM94 171V170H93ZM110 171V170H109ZM115 171V170H114ZM156 171V172H157ZM165 171V170H164ZM169 171H170V169H169ZM187 171V175H190V174H188L189 172V170H186ZM248 171V170H247ZM251 171V170H250ZM16 172L17 173H19L18 174V176H16L17 174H16ZM87 172H86V174H87ZM92 172V171H91ZM105 172V171H104ZM113 172V171H112ZM168 172V171H167ZM167 172H165V174L167 173ZM204 172H205V170H204ZM244 172H245V169H244ZM243 172V173H244ZM40 173V172H39ZM42 173H40V174H42ZM75 173L77 174V177L75 176ZM89 173V172H88ZM95 173V172H94ZM99 173V172H98ZM153 173V174H152ZM157 173V175L160 177V175H161V178L163 177V174L161 173H159L158 174ZM175 173H177V172H175ZM191 173L192 174H195V173H197V172H193V170L191 171ZM201 173V172H200ZM237 173H239V172H237ZM243 173H242V175L240 174V175H237L238 177H241V176H244L243 175ZM249 173V172H248ZM247 173V174H248ZM252 173V172H251ZM13 174V173H12ZM22 174V176L20 177L21 179L19 180L18 179V177H19V175H21ZM93 174V173H92ZM115 174V173H114ZM116 174V175H117ZM164 174V175H165ZM169 174H170V172H169ZM183 174V173H182ZM197 174H199V173H197ZM203 174V173H202ZM246 174V173H245ZM253 174V177L254 178H259L258 176H256L255 177V175ZM263 174H264V172H263ZM44 175V178H45V174H42V176ZM87 175H91V174H87ZM113 175V174H112ZM111 175V176H112ZM115 175V176H116ZM153 175V176H154ZM157 175H155V176H157ZM205 175L206 174H204V178L202 179V181L201 182H203L204 180H205ZM251 175V174H250ZM8 176V175H7ZM50 176V175H49ZM80 176H81V178H80ZM86 176V175H85ZM85 176H84V179H85ZM98 176V175H97ZM97 176H94L93 178H95V177H97ZM99 176H100V174H99ZM118 176V175H117ZM120 176H119V178L117 177V179H120ZM169 177H170V175H168ZM182 176V175H181ZM192 176V175H191ZM191 176H188V177H191ZM210 176V175H209ZM208 176V177H209ZM246 176L247 175H245L244 177V179H247L246 178ZM249 176V175H248ZM247 176V177H248ZM5 177H6V179H5ZM87 177V176H86ZM121 177V178H122ZM158 177V178H159ZM207 177V178H208ZM214 177V176H213ZM233 177V176H232ZM232 177H231V179H232ZM238 177H236L237 178V180H238ZM253 177H251L250 176V179H248L249 181H253V184L255 185V183H258L259 185L262 183V185H263V182H264V176L262 175V176H260L261 178H259V179H257V180H255V179H253ZM90 178V177H89ZM159 178V180L161 181L160 182V185H161V187H162V180L163 179H168V177H166V178ZM171 179H172V177H170ZM187 178V177H186ZM202 178V177H201ZM206 178V179H207ZM263 178V180H261ZM18 179V180H17ZM79 179V180H78ZM88 179V178H87ZM92 179V178H91ZM176 179V178H175ZM175 179H173V180H175ZM193 179V178H192ZM199 179V178H198ZM197 178L195 179V180H198ZM234 179V178H233ZM38 180L40 181V183H39V185H38ZM77 180H78V182H77ZM96 180V179H95ZM94 180V181H95ZM97 180H98V178H97ZM115 180H116V178H115ZM158 180V181H159ZM179 180V179H178ZM184 180V179H183ZM186 180V179H185ZM194 179H193V181H195ZM201 180V179H200ZM199 180V181H200ZM222 180V179H221ZM86 181V180H85ZM98 181H100V178H99V180ZM113 181V182H112ZM119 181V180H118ZM157 181V182H158ZM176 181H177V179H176ZM198 181V182H199ZM209 181H210V179L208 180V181H205V182H207V183H209ZM219 181V180H218ZM230 181V180H229ZM244 181H245V183L247 182V184H249L250 182L249 181H247V180H243V177H242V184H245L244 183ZM263 181V182H262ZM156 182V183H157ZM201 182H199V184L201 185L202 183ZM215 182V181H214ZM241 181H239L238 180V183L237 184H239ZM249 182V183H248ZM255 182V183H254ZM36 183H37V185H36ZM97 183V182H96ZM98 183H100V182H98ZM152 183V184H151ZM155 183V184H156ZM162 183V184H161ZM171 183V182H170ZM174 183V182H173ZM204 183V182H203ZM217 183V182H216ZM224 183H226L227 184V182H224ZM41 184V185H40ZM93 184H95V183H93ZM103 184H99V185H103ZM182 184V183H181ZM191 184V183H190ZM192 184H194V182L192 183ZM199 184H195V185H193L194 187L196 186V185H198V187H199ZM222 184V183H221ZM251 184V183H250ZM253 184L251 185V186H253ZM5 185V186H4ZM149 185L151 186L150 188L152 189L151 191H149L150 189H149ZM207 186L208 184H205L204 183V185L202 184L201 186H202V188L201 189H203L204 187L203 186ZM229 185H230V183H229ZM236 185V184H235ZM258 185V186H259ZM4 186V187H3ZM36 186H41V191H42V193L43 194H41L40 195V197H38V195H39V193H38V195H36V197H38L39 199H36V197H34L35 195H34V191L36 190V189H38L39 187H36ZM82 186V187H81ZM105 185H103V187H104ZM109 186V185H108ZM154 186H159V183H158V185H154ZM173 187L172 188H179L178 187V185L176 184V186L174 187V185H172ZM180 186V185H179ZM200 186V187H201ZM206 186H205V188H206ZM216 186V185H215ZM240 186V185H239ZM238 186V187H239ZM247 186V185H246ZM256 186V185H255ZM254 186V187H255ZM36 187V189H33V188H35ZM102 187V188H103ZM105 187H107V186H105ZM131 187V188H130ZM198 187H196V188H198ZM261 187V188H260ZM260 187H258V189L259 190H257V187L256 188H253L251 191H248L247 193H249L250 192V194H244V195H246V196H248V195H253V193L251 194V192L253 191V190H255V201H253L252 203H255V204H258L259 205V207L261 206L263 209L261 210V211H259L260 213H258L256 216H253V215H251V214H249L248 215V213L246 212L247 210H246V208H245V210L243 209V206H241L240 207V205H238L239 207L238 208H241V210H244L245 212H246V214L248 215H246L245 214V212L244 211H242V212H244V216H240V214H239V216H237L238 217V219L236 220V222H238V223H240V221H241V224H240V228H241V237L243 238V240L242 239H240L239 238V235L240 234H235L236 235V237L237 238H234V240L232 239L234 236H232V238H231V240H233V242H238V238L240 239V243H241V246L239 245V244H237V247L239 248V246L241 247V249H243L244 250V253L242 252V256H240L239 254H241L239 251H237V253L239 252V256L240 257H242V259H247V258H249V260H250V262H252L253 260H252V257H254V259L256 260V263H254V264H260V262H262V260L264 259L263 257H264V251H263V249H264V186H261L260 185ZM32 189L31 191L33 192V194H32V192L31 191H29V189ZM118 188V189H119ZM130 188V189H129ZM154 188V187H153ZM212 188V187H211ZM243 188H244V190H243ZM241 187V189L240 190H242V193L245 191L246 192V188H247V190H248V187ZM251 188V187H250ZM209 189V186H207V189H203V190H208ZM213 189V188H212ZM26 190V191H25ZM82 190L84 191L83 193H82ZM139 190V189H138ZM171 190H173V189H171ZM179 190V189H178ZM177 190V191H178ZM184 190V189H183ZM203 190H201V191H203ZM214 190V189H213ZM37 191V190H36ZM40 191V190H39ZM39 191H37V192H39ZM131 191V190H130ZM136 190H134L133 192H135ZM200 191V193H205V192H201ZM27 192H28V194H27ZM149 192H151L153 195H151V193H149ZM156 192V191H155ZM166 192V191H165ZM186 192V191H185ZM193 192V191H192ZM218 192V194H219V192L220 191H217ZM217 192L215 193L216 195H218L217 194ZM223 192V191H222ZM237 192H239V190H238V188H237ZM241 192V191H240ZM130 194L132 193V192H129ZM137 194L139 193V192H136ZM134 194L135 196H137V194ZM141 193V192H140ZM182 193V192H181ZM209 193V192H208ZM210 194V196L211 195H215V194ZM221 193V192H220ZM227 193H228V191H227ZM35 194H37V193H35ZM149 194L151 195V196H154V197H151L152 199H154L152 202L150 201V200H152V199H150L149 197H147L148 198V201H146L147 199H146V197L145 196H149ZM171 194H174V191L171 193ZM178 194H180V193H175V195H171V198L172 199H175V197H179L180 195H178ZM202 194H200L201 196H202ZM224 194V193H223ZM233 194V193H232ZM235 194V193H234ZM236 194H238L239 195V193H236ZM166 197H167V192H166ZM178 195V196H177ZM192 196H193V194H191ZM195 195V194H194ZM203 195H209V194H203ZM240 195L241 196H243L241 193H240ZM131 196H133V195H131ZM134 196V197H135ZM173 196V197H172ZM196 196H197V194H196ZM200 196V197H201ZM209 196V197H210ZM237 196V195H236ZM241 196H240V198H241ZM44 198V201L45 200H51V206H53L52 207V209H51V206H50V201L46 204L47 205V207L49 206L50 207V209H51V211H48L47 212V210H50V209H48V208H45V210L46 211H44V208L42 209L43 211L42 212H39L38 210H40V208H42L43 206H44V203H43V206L42 207H40L41 206V203H40V208H38V210H36V209H34V207H31L32 205H34L35 206V204H39L38 202L39 201H41L43 198ZM90 197V196H89ZM99 197H100V199L102 198L103 199V201H97L98 199H99ZM165 197V196H164ZM202 197H205V198H207L208 196H202ZM215 197V196H214ZM220 197V196H219ZM225 197V196H224ZM251 197V196H250ZM254 197V196H253ZM252 197V198H253ZM87 198V197H86ZM135 198V199H136ZM197 198V197H196ZM239 198V197H238ZM239 198V199H240ZM244 198H245V196H244ZM131 201H130V200ZM150 199V200H149ZM162 199V198H161ZM164 199V198H163ZM162 199V200H163ZM166 199H168V198H166ZM166 199H164V200H166ZM170 199V198H169ZM171 199V201L173 202L172 204H169V205H173L174 204V201ZM181 199H182V197H181ZM203 199V198H202ZM221 199L223 200L224 198H222L221 197ZM221 199H219L220 201H221ZM92 201V199H89V201ZM157 202H156V201ZM201 200V199H200ZM207 200H211L210 198L209 199H207ZM207 200H205L204 199V202H202V204L204 203L205 204V201H207ZM228 200V199H227ZM88 201V202H89ZM130 201V202H129ZM135 201V200H134ZM151 203H153V202H156V204L158 203V201H161V205L159 206L160 208H157L158 207V205H155L154 203V206L156 207H154L153 205H150L149 203L150 202ZM170 201V202H171ZM199 201V200H198ZM203 201V200H202ZM219 201V202H220ZM238 201V200H237ZM41 202H43V200L41 201ZM87 202V203H88ZM164 202H166V201H164ZM217 202V201H216ZM218 202V203H219ZM224 202V201H223ZM223 202H220V203H223ZM231 202V201H230ZM229 202V203H230ZM239 202H241V201H239ZM31 203V204H30ZM92 203H93V205H92ZM136 203V204H135ZM160 203V202H159ZM169 203V202H168ZM206 203H208V202H206ZM214 203V201L212 202V204ZM218 203H216L215 205H217L218 206ZM219 203V206L221 207V204ZM234 202H232V204H233ZM236 203V202H235ZM235 203H234V205H235ZM243 203V202H242ZM28 204V206L29 205H31V206H29V208L28 209H26V205ZM210 204H211V202H210ZM231 204V205H232ZM237 204V203H236ZM246 204V203H245ZM250 204V203H249ZM6 205V206H5ZM84 205L86 206V203L84 202ZM97 205H99V207H97ZM164 205H165V203H164ZM166 205H168V204H166ZM2 206H0V211H2V210H4L3 208H1ZM38 206V205H37ZM129 206H130V208H129ZM201 206H206V204L205 205H201ZM213 206V205H212ZM218 206V207H219ZM248 206V205H247ZM251 206H253L254 208H256L257 206H255L254 204L252 205H250V209H251ZM72 207H74V208H72ZM81 207L82 208H84L83 210H85L86 209V211L84 212V213H82V209H81ZM166 207V206H165ZM168 207H171V206H168ZM173 207V206H172ZM174 207H175V205H174ZM173 207V208H174ZM186 207V206H185ZM194 207V206H193ZM200 207V206H199ZM219 207V208H220ZM236 207V206H235ZM249 207V206H248ZM258 207V208H259ZM32 209V211H29V215L27 214L28 213V210H31ZM58 208V209H57ZM99 208V209H98ZM201 208H203V210H205L206 211V209L204 208V207H201ZM200 208V209H201ZM209 208V207H208ZM230 208V207H229ZM253 208V209H254ZM129 209H130V211H129ZM184 209V208H183ZM182 208H181V210H183ZM191 209V208H190ZM193 209V208H192ZM198 210V211H201V210ZM216 210V208H213V210ZM236 209V211L238 210L237 208H235ZM235 209H233V210H235ZM253 209H251V211L253 210ZM35 210V211H34ZM133 210V212H135L134 210H136V211H138L141 215H138L139 213H136L137 214V217H136V214H135V218H136V220H137V222H138V220H140L139 218H143L145 221H143L142 219V221H141V223L143 224H141L140 223V225L138 224H136L135 223V218L134 217H132V215H130V217L133 219L132 221H134V223H133V225H132V223H130V222H132L131 221V218L129 217V214H133L131 211ZM162 210V209H161ZM170 210H172V211H174V209H170ZM169 210V211H170ZM178 210H180V208L178 209ZM186 210H188V209H186ZM203 210L200 212V214L199 215H201L202 216V212H203ZM209 210V209H208ZM213 210H210V211H213ZM221 210V209H220ZM165 211V210H164ZM175 211H177L176 210V207H175ZM183 211H185V210H183ZM198 211H197V214H198ZM250 211V210H249ZM254 211V210H253ZM263 211V212H262ZM4 212V211H3ZM3 212H1L2 214H0V215H2V216H4V218L5 219H7L8 220V215H6V213H5V215H3L4 213ZM52 212L54 213V212H56V215H57V213H58V218L57 219H59V218H61V220H62V222H60L59 221V223L58 224H61L62 225V227L63 228H66V230L67 231H65L64 229H63V232L61 231L62 229L60 228L61 227V225H58V227H57V223L54 225V221H55V219L53 220H51V218H49V216L52 214ZM64 213L65 214V216L66 215H68L69 216V220L67 219V217H66V219H65V216H64V214H63V217H60L59 216V214L60 213ZM168 211H166V213H167ZM178 212V211H177ZM215 212V211H214ZM213 212V213H214ZM160 213V212H159ZM165 213V212H164ZM181 213V212H180ZM182 213H184V212H182ZM191 213H193V211H191ZM251 213H254V212H251ZM12 214H10V215H12ZM43 214H46L45 216H48V214H50L49 216H48V220L50 219L52 222H50V221H48L47 220V218H45V216L44 217H42L43 216ZM162 214H163V210H162ZM162 214H161V218H162ZM169 214H171V212L169 213ZM168 213L167 214H165V215H168L167 216V218H165V219H167V221H171V219L169 220V218L168 217H170L171 218V216H172V214L171 215H169ZM179 214V213H178ZM178 214H176V215H178ZM185 214V213H184ZM186 214H187V212H186ZM190 214V213H189ZM194 214H196V212L194 211ZM203 214H205V212H203ZM211 214V213H210ZM34 215H35V217H34ZM40 215H42L41 217H42V220H41V217H39ZM73 216V217H75L76 218V222H75V220H74V224H72L73 223V220H72V218H70V216ZM134 215V214H133ZM146 216L145 218H144V216ZM152 215V218L154 219V217L156 218L157 216H153ZM191 215H193V214H191ZM1 216V218H3ZM6 216V217H5ZM17 216V217H16ZM25 218H24V217ZM27 216V217H26ZM34 218H33V217ZM71 216V217H72ZM139 216V217H138ZM141 216H143V217H141ZM173 216H174V213H173ZM172 216V219L174 218ZM190 216V215H189ZM193 216H195V215H193ZM201 216H200V218H201ZM214 216H216V215H214ZM214 216L212 217L213 219H214ZM37 217V220H35L36 221V225H38L37 223V221H39V223L41 224H39L38 226H36V225H32V224H35V222H34V219ZM38 217H39V219H38ZM54 218L56 217L55 216V213H54V216H53ZM159 218H160V216H158ZM165 217V216H164ZM199 218V216H196V218ZM203 217V216H202ZM210 217V216H209ZM208 217V218H209ZM231 217V216H230ZM4 218H3V220H2V222H3V226H4V224L7 222V220H4ZM17 218H18V220H17ZM22 218V220L19 222V220ZM32 218H33V221H32ZM43 218H45V219H43ZM130 218V219H129ZM138 218V219H137ZM151 218V217H150ZM159 218H156L157 220H158V222L159 223H161L162 221H159ZM160 218V219H161ZM179 218V217H178ZM197 218V219H198ZM205 218V217H204ZM211 218V217H210ZM220 219H224L225 220V218L226 217H219ZM10 219V217H9V220H8V222L11 220ZM27 219V220H26ZM156 219H154V220H156ZM164 219V220H165ZM187 219V218H186ZM192 219V218H191ZM196 219V220H197ZM216 220L218 219V216L215 218ZM12 220L10 221V223H6V225H5V227H3V228H0L1 230H4V232H6V233H8V234H6V236L8 235H10V229L12 228L11 226L12 225H10V224H12L11 222H12ZM27 221V223H26V221ZM40 220L42 221V223H43V226H42V223L40 222ZM150 220H152V219H150ZM174 220V219H173ZM181 220H183V219H181ZM224 220L223 221H221V222H223V223H221V224H219V226H220V228H219V226H217L218 228V230H222V234H223V230H225V224H224ZM227 220H229V219H227ZM226 220V221H227ZM233 220V219H232ZM235 220V219H234ZM239 220V221H238ZM4 221H6V222H4ZM46 221V222H48V223H51V224H53V225H51V224H48V223H46V224H48L47 226H48V231L45 229V227H44V222ZM67 221V222H66ZM153 221V220H152ZM190 221V220H189ZM197 221H199V220H197ZM217 221H219V220H217ZM231 221V220H230ZM2 222L0 223L1 224V227H2ZM33 222V223H32ZM55 222H57V220L55 221ZM66 222V223H65ZM155 222V221H154ZM154 222H152L151 223V221L150 222H148L147 224L149 225L150 223L153 225V223ZM172 222V221H171ZM170 222V223H171ZM179 222V221H178ZM183 222V221H182ZM32 223V224H31ZM156 223H157V221H156ZM156 223H154V225H159V223L158 224H156ZM170 223H167V224H170ZM176 223V222H175ZM206 223V222H205ZM220 223V222H219ZM229 223V222H228ZM21 224V223H20ZM46 224H45V226H46ZM130 224V225H129ZM166 224V223H165ZM164 224V225H165ZM179 224V223H178ZM213 224H216V222H214ZM218 224V223H217ZM223 224H224V226H223ZM236 224V223H235ZM11 227V228H9V226ZM231 225V224H230ZM25 226H23V227H25ZM49 226H51L52 227V229H51V227H49ZM53 226H55V227H53ZM160 226H161V224H160ZM174 226V225H173ZM176 226H178V225H176ZM180 226H182L181 224H180ZM196 226V225H195ZM203 226V225H202ZM228 226V225H227ZM234 226V225H233ZM19 227V226H18ZM17 227V228H18ZM22 227V228H23ZM149 227V228H148ZM168 228V226H165V228ZM171 226L169 225V228H170ZM179 227V226H178ZM183 227V226H182ZM232 227V226H231ZM6 228H8L6 231H5V229ZM47 228V227H46ZM158 228H160L159 226H157L156 228L154 227L153 228V233L156 231V229H158ZM168 228V230H170V229H173L172 227L169 229ZM181 228V227H180ZM179 228V229H180ZM201 228V227H200ZM204 228V227H203ZM216 228V227H215ZM13 229V228H12ZM61 229V230H60ZM154 229H155V231H154ZM161 229V228H160ZM176 229H177V227H176ZM185 228H183L182 230H184ZM238 229V228H237ZM236 229V230H237ZM17 230V232L15 233L14 231V229H13V233H15V235L14 236H18L19 234H18V231L20 230H18V229H16ZM24 230V229H23ZM22 229H21V231H23ZM43 230V231H42ZM44 230H46V231H44ZM71 230H73L72 231V233L70 232ZM146 230H148V233H149V235H147V236H145V233L144 234H140L139 232H141L142 233V231H146ZM164 230V229H163ZM166 230V229H165ZM174 230V229H173ZM193 230V229H192ZM227 230V229H226ZM21 231H19V232H21ZM50 231V232H49ZM61 231V232H60ZM162 231V230H161ZM160 230H158L157 232H161ZM207 231V230H206ZM205 231V232H206ZM233 231H234V229H233ZM239 231V230H238ZM3 232V233H4ZM43 232H45V233H43ZM47 232V233H46ZM67 232H69V233H67ZM163 232H165V231H163ZM171 232V231H170ZM169 232V233H170ZM204 233V231H202L201 230V232L200 233ZM227 232V231H226ZM21 233V234H22ZM34 233V234H33ZM63 233L65 234V233H67V234H65L64 236H63ZM162 233V232H161ZM172 233V232H171ZM177 233V232H176ZM207 233V232H206ZM232 234H233V232H231ZM234 233H235V231H234ZM236 233H237V231H236ZM240 233V232H239ZM20 234V235H21ZM33 234V235H32ZM156 234V233H155ZM164 234H166V235H164V236H167V233H164ZM179 234V233H178ZM199 234V233H198ZM220 234H221V232H220ZM231 234V235H232ZM12 235V236H13ZM27 235V236H26ZM32 235V236H31ZM74 235H77V237H78V239H79V241H77V240H75V242L73 241V242H70L69 241V237H71V236H74ZM140 235V237H138ZM158 235L159 234H156L155 236L156 237H158ZM180 235V234H179ZM193 235V234H192ZM196 235V234H195ZM201 235V234H200ZM209 235H210V233H209ZM216 235V234H215ZM7 236V237H8ZM11 236V235H10ZM10 236H9V238H10ZM42 238H41V237ZM154 236V237H155ZM163 236V235H162ZM172 236V234H170V236L168 235L167 237H171ZM175 236V235H174ZM211 236V238L214 236V234L213 235H210ZM222 236H224V235H222ZM221 236V237H222ZM20 237V236H19ZM27 237V238H26ZM29 237V238H28ZM63 237V238H62ZM147 237V238H146ZM159 237H161V236H159ZM203 237V236H202ZM215 237V236H214ZM220 237V236H219ZM224 237H227V238H225L224 240H226V239H229V237H228V235L227 236H224ZM73 239H75V236L74 237H72ZM161 238H164V237H161ZM176 238V237H175ZM177 238H178V236H177ZM192 238V237H191ZM208 238V237H207ZM210 238V239H211ZM4 239V238H3ZM8 239V238H7ZM33 239H35V240H33ZM171 239V238H170ZM180 239V238H179ZM178 239V240H179ZM135 240H137V241H135ZM153 240V242L152 243H155L154 245L152 244V246H154V247H152L151 245H149L150 244V242ZM158 241V242H156V241ZM165 240H166V237H165ZM172 240V239H171ZM176 240V239H175ZM174 240V241H175ZM177 240V241H178ZM188 240V239H187ZM205 240V239H204ZM203 240V241H204ZM223 239H221V241H222ZM11 241V240H10ZM15 241V240H14ZM77 241V242H76ZM155 241V242H154ZM161 241H164V239L162 240L161 239ZM173 241V240H172ZM172 241H170V243H173ZM177 241H175L176 242V244H177ZM200 241V240H199ZM220 241V240H219ZM229 241V240H228ZM227 241V242H228ZM7 242H9V241H7ZM26 242V241H25ZM135 242V243H134ZM145 242V241H144ZM174 242V243H175ZM212 242V241H211ZM226 242V243H227ZM232 242V241H231ZM230 241H229V243H231ZM6 243V242H5ZM11 243V242H10ZM14 243V242H13ZM34 243V242H33ZM130 243H133V245L135 246V247H138V248H133L131 245L132 244H130ZM173 243V244H174ZM189 243V242H188ZM226 243H224L223 245H224V247H225V244ZM0 244H2V241L0 242ZM15 244V243H14ZM27 244V243H26ZM136 244V245H135ZM163 244V243H162ZM162 244H160V245H162ZM220 244V243H219ZM235 244V243H234ZM16 245V244H15ZM44 245V246H43ZM147 245V246H146ZM175 245V244H174ZM173 245V246H174ZM204 245V244H203ZM202 245V246H203ZM215 245V244H214ZM227 245H228V243H227ZM226 245V247H228ZM1 246V245H0ZM4 245L2 244V248H4L3 247ZM10 247H11V245H9ZM134 249V252L133 251H129V249L131 248V247ZM150 246H151V249H150ZM164 246H166V245H164ZM169 247H167V252H169V250H168V248H170V246L171 245H168ZM173 246L171 247V249H173ZM176 246V245H175ZM174 246V247H175ZM220 246V245H219ZM235 246V245H234ZM234 246H233V248H234ZM41 247V246H40ZM45 247V248H44ZM76 247V248H75ZM130 247V248H129ZM156 247H158L157 245H156ZM177 247L178 246H176V249H177ZM13 248V247H12ZM149 248V249H148ZM165 248V247H164ZM182 248V247H181ZM181 248L179 249V251L181 250ZM199 248V247H198ZM202 248V247H201ZM233 248H232V250H233ZM236 248V247H235ZM152 249H155V250H153L152 252H151V250ZM160 249L162 250V248L160 247ZM183 249H185V248H183ZM195 249V248H194ZM227 249H228V251H227ZM237 249V248H236ZM132 250V249H131ZM149 250V251H148ZM164 250V249H163ZM209 250V249H208ZM211 250V249H210ZM209 250V251H210ZM235 250V249H234ZM233 250V251H234ZM240 250V249H239ZM0 251H1V249H0ZM5 251V250H4ZM17 251V252H18ZM137 251V252H136ZM173 251H174V249H173ZM184 251V250H183ZM200 251H201V249H200ZM224 251H225V253H224ZM224 251H223V253L221 252V250H220V252L222 253V254H224V256H225V258H224V256L222 255H220V253H219V255L218 256H221V258L222 259H220L216 254H214L212 251H210V252H212V253H210L209 252V254H207V256L208 255H210L211 254V258L208 256H206L208 259H210V262H209V264H214V263H216V264H231L232 262H231V260H234L236 257V254L233 252V251H229V247L228 248H224ZM241 251V250H240ZM154 252V253H153ZM163 252V251H162ZM165 252V251H164ZM167 252H166V254H167ZM199 252V251H198ZM228 252V253H227ZM151 253H152V255H151ZM157 253V252H156ZM177 253H178V251H177ZM207 253H208V251H207ZM169 254V253H168ZM182 254V253H181ZM148 255V254H147ZM149 255H148V257L146 256L145 258L146 259H141V258H139V257H141V256H139V255H137L138 256V258L137 259H141V260H146V261H148V258L150 259V257H149ZM198 255V254H197ZM230 255H233V256H231V258H230ZM13 256V255H12ZM16 256V255H15ZM170 256V255H169ZM176 256V255H175ZM179 256V255H178ZM201 256V255H200ZM200 256H199V258H200ZM10 257V258H9ZM185 257V256H184ZM183 257V258H184ZM235 257V258H234ZM159 258H160V256H159ZM165 258H167V260H169V258L166 256ZM165 258L163 257V259H164V261H165ZM176 258V257H175ZM231 260H230V259ZM234 258V259H233ZM136 259V260H137ZM156 259V258H155ZM195 259V258H194ZM193 259V260H194ZM197 259H198V256H197ZM262 259V260H261ZM135 260V261H136ZM141 260H139L138 262H140ZM166 260V263L167 264H169L170 263V261H167ZM176 260V259H175ZM181 260V259H180ZM215 260V261H214ZM261 260V261H260ZM3 261H5V259L4 260H1V264H2V262ZM157 261V259L155 260V262ZM164 261H163V263H164ZM174 261V259H172V262ZM182 261V260H181ZM198 261H203V260H198ZM208 261V260H207ZM212 261H214V262H212ZM137 262V261H136ZM134 263V264H139V263ZM153 262V261H152ZM195 262V261H194ZM7 264L6 262H3V264ZM141 263V262H140ZM144 263V261L141 263V264H143ZM166 263H164V264H166ZM177 263V262H176ZM153 264V263H152ZM175 264V263H174ZM180 264V263H179ZM193 264V263H192ZM233 264H235V262H233ZM261 264H264V260H263V263H261Z\"/></svg>", "mask_w": 264, "mask_h": 264}, {"label": "rangeland", "instance_id": "rangeland-1", "mask_svg": "<svg viewBox=\"0 0 264 264\" xmlns=\"http://www.w3.org/2000/svg\"><path fill=\"white\" fill-rule=\"evenodd\" d=\"M224 1L226 2V0H224ZM224 1H222V2H219L218 0H217V1L215 0V1H214V2H215V4L213 3V8H214L213 10H214V12H213V14H212V16H213L212 19H213V20H215V21H216V20H219V19L224 20V22H222V28L224 27L223 24L226 25V28H225V27L223 28V29H224V34L228 33L229 30H230V32H231V30H235V31H237V30H238V26H239V29L241 30V29H242V26H243V25H241V23H242L245 19H248V20L250 21L251 24H252V22L254 23V21H255V23H257V22H258V21L256 20V18H258L257 16H259V14L264 10V7L262 6V3L260 4L259 1H256V0H245V1H244V0H241V2H242V4H241V2H240L239 0H237V1L240 2L241 5H243V7H245V6H246V8H250V7L252 8V7H253V8H252L253 11L251 10V11H252L251 14H252V15L254 14V15H253V16L250 15V13H249V9H248V13H249V14L247 15V14H246L247 12L245 13V11H244V10L247 11V9H246V8L243 9V8L241 7V5L239 6V4H238L239 2H238L237 4H234L235 0H227L226 3H224ZM228 1H229V3H228ZM231 1H233V4L235 5L234 7H232V5H230V3L232 4ZM237 1H236V2H237ZM243 2H244V3L247 2V3H249L250 5L247 4V3H246V4H243ZM222 3H223V4H222ZM227 3H228L229 5H228ZM41 4H42V3H41ZM219 4H221L222 6L219 5ZM224 4H227L228 6H227V5L225 6ZM218 5H219V6H218ZM248 5H249V7H248ZM237 6H238V7H237ZM236 7H237V8H236ZM215 8H217V9H218V8H221V10L219 9L220 12H221L222 10H224V12H225V11H227V12H225V14H223V13H224L223 11H222V13H220L218 10L216 11ZM239 8H242V9L239 10ZM251 8H250V9H251ZM228 9H229V10H228ZM256 9H257V10H256ZM232 10L235 11L236 13H234ZM242 11H243V12H242ZM251 11H250V12H251ZM259 11H260V12H259ZM228 12H229V13H228ZM257 13H258V15H257ZM229 14H230V15L233 14V15H236V16H233V15L230 16ZM215 15H216L217 18L215 17ZM217 15H218V16H217ZM225 15H226V16H225ZM237 15H238V16H237ZM249 15H250V16H249ZM255 15H257V16H255ZM219 16H221L222 18H221V17L219 18ZM223 16H224V17H223ZM239 16L241 17L240 20L238 19ZM254 16H255V18H254ZM227 17H228V18H227ZM232 17H233V18H232ZM214 18H215V19H214ZM231 18H232V21L230 20ZM225 19H226L227 22H229V23H226V22H225ZM234 19H236V20L234 21ZM243 19H244V20H243ZM228 20H229V21H228ZM253 20H254V21H253ZM219 21H220V20H219ZM219 21H216V22L219 23V26L221 27ZM233 22H235L234 24L238 25L237 28H236L235 26H234L235 28L232 26V25H234ZM239 22H240V23H239ZM217 23L214 22V26H217ZM231 23H232V24H231ZM244 23H245V21H244ZM246 23H247L248 25L251 26V24H249L248 22H246ZM246 23H245V25H246ZM258 23H259V22H258ZM258 23H257V24H258ZM257 24H256V25H257ZM227 25H228V26H227ZM252 25L254 26L255 24H252ZM229 26H231V27H229ZM240 26H241V28H240ZM253 26L248 27V28H249V30L247 29L248 31H247V30H244V28H245V29L247 28V27L244 26L243 30H241L242 32H241V33L238 32L239 34H238V33L235 34V31H232L231 33H229L230 35H232V34L234 33V34H235V37H233L234 34L232 35V37H231V36L228 37L229 34H228V35L226 34V35H224V36H225V37L227 36V38L230 39V37H231V38H236V35L238 34L237 37L239 36V37H241V38L244 39V36L246 35L247 37L245 36V39H248V36H250V37H249L250 39L247 40V41H250V40H251L252 32H254V29H253L254 27H253ZM261 26H262V25L260 24L259 27H261ZM227 27H229L230 29L228 30ZM232 27H233V28H232ZM256 27H258V25L255 26V29H257ZM251 28H252V29H251ZM223 29H222V30H223ZM225 29H227L228 32H226ZM259 29H260V28H259ZM222 30H221V31H222ZM251 30H252V31H251ZM244 31H245V32L247 31V32H249V33H244V35H243V32H244ZM225 32H226V33H225ZM257 32H258V30L256 31V33H257ZM250 33H251V34H250ZM256 33L253 34V36H252V40L254 39L253 37H254V35H255ZM222 34H223V33H222ZM222 34H221V35H222ZM247 34H249V35H247ZM214 36H216L217 38L214 37ZM222 36H223V35H222ZM222 36H220V34H218V35H215V34H214V35L212 36V39H211V42H210V43H212L211 45L215 47L214 49H216V51L219 52V53H215L216 51L212 48V46H209L210 44H209L208 46H209L210 48H212V49H210L206 44H204L205 46H207V47L209 48V51L214 50L215 55L213 54V52H212V55H209V54H211V52H207V54H206V50H207V48L205 49V52H204V49H202L203 46L199 47L201 44L198 46V48H201V49H199V53L197 54V55H198V58H199V54H201V55H200V59L204 58V57H205V54H206V58L202 59V60H204V61L200 60V61H202V62L199 61L200 63L198 62V58H197V57H196V58H197V60H196L197 63H194V62H193V61H195L194 58H195V55H196V54H195L194 56H192L193 58H191V56H189V55L186 56V55H184V54H182V55L179 54L180 59H177V60H179V61L177 62V60H175V59L177 58V56H176L175 54H177V53H176L175 50H173V48H174L175 45H178V46H176L177 48H175V49L179 50L180 46L182 45V41H181V42H180L179 40L177 41V39H175V40H176L178 43H177L176 41H173V43H171V45H172V44L174 45V46L172 45L173 47L170 46V48H171L172 50H171L170 48H167L169 45L166 46V48H164V49L162 48L163 46L161 45V46H162L161 48H162L163 50H167V51L169 50L168 53H170V51H171V54H168V53H166V55H165V54H159L158 52L161 50V48H160L159 46H155V47H154V49H155L154 52L157 50L158 47H159L160 49L158 48L157 53L155 52L156 54H158V55L155 56L156 59H155L154 56H153L154 58L151 56V57L154 59V61H153V59L151 58V63H152L151 70H150V68H149V70L151 71V73L148 71V77H149V82L151 81V84H152V82H153L152 86H153V85L156 86L157 90H155L156 88H155L154 86H153V87H154L155 89L152 87L156 92H157V91H160V88H159L160 86L162 87L163 90H164V89H165V90L167 89V90L163 93V96H162V94H159L161 97L158 96V94H157L156 92L154 93V91H152L153 89H152V90H150L151 88L149 89V85H148L149 82H148V84H145L146 86H148V89L145 88L146 86H144V82L141 80V75H140V74L137 76V74L135 75L134 72H131V71H130V74H131V76H132V78H131L130 80L133 79V80L130 82V80H129V78L131 77L130 74L128 73V75H127V71H125L126 74H125L124 72H121L122 70L124 71V66H126V64H130V63H131L130 61H133L132 63H134V64H136V63L138 64V61H139L140 59H142V57H143V56H142L143 54H141V53H143L142 51H144V50L146 49V48L144 47L145 44H144L141 40H140V41H139V40H136V41L134 40V41H131V42H130V43H133V44H134L135 42L138 41V44L135 43L136 45H128V44H130V43L127 42V43H128V44H126L127 46H126V45H123V50H124L123 53L126 52L125 54H128V55H127L128 58L126 57V55H125L124 58H125V59L127 58V59H129V60L126 59V61H125V59H123V55H124L123 53H121L122 56H119V55H118L119 57H118V56H117V57H115V56H112V57L109 56V57H110V58H109V57H101V56H99V57L103 58V61H102V59H100V61H101L100 63L103 64V65L100 66L101 64L98 63V65L100 66V67H99V68H100L99 71H102V73H100V74H101V75L106 74V75H107V79H106V76H105V75H104L102 78H101V76H100V77H97V79H94V78H96V76H95V77H90V76H88V74L86 75V74L84 73L83 76H85V77H82V80L84 81L83 84H84V86H86V87H85L86 90H85V88H83V90H84L85 92L82 90L83 92L81 91L82 93L80 92L79 94H77V97H76V93L73 94V95L75 96V100H74V98H73V100H74L75 102H77V100L79 99L80 95H81V97H80L81 100H78V101L81 102V101L83 100L81 103L77 102L76 105L74 104L75 102H74L71 98H70L71 101H69L70 103L68 102V99L65 100V99H66V98H65L66 95H64V94L66 93V92L64 91V89H65L64 84H66V86H67V83H66V82L68 81V76H70V75L73 74V72H74V69L71 67L72 65H70V64H73V65H74L73 61H70V62H72V63H70V62L68 63V62H67V66H69V67L71 68V69H70V70L72 71V72H71V71L69 70V67H68V68H64V67L66 66L65 56H61V57L64 58V64L62 63V62H63V58L60 59L61 57H59V54H56V55H57V58H56L55 53H57V50H56L57 47L54 48V46H52V48H54L55 51H53L52 48H51V50H49V52L51 51L50 54L48 53V48L50 49L51 46H48V45H47V46H48L47 50L44 49L45 52L47 51L45 54L48 53L46 56H44V60H46L45 58H49V56H51V55L54 54L53 57H51L50 59H47V60H48L47 62L45 61L46 64H47L48 62L50 63L51 66H47V65H46V66L49 68V70H50V69H51V70L53 69V72L50 70L51 75H49V74H50L49 72H48V73H47L46 71H45V72L48 74L47 79H48V77H49L48 80H50V79L53 78V79H55V82H53L54 80H53V81L50 80V82H49L47 79H46L47 81L45 80V81L47 82V84H46V83L44 84V83L42 82V85H44V86H45V85H49L48 87L51 88V89L48 88V90H47L45 87H43V86H42V88H41L42 90H45V89H46L47 91H50V94H49V92H47V91L45 90L49 95H48V94H44V93H46V92H43L40 88H39L40 90H39V89H38V90H35V89H34L35 92H37V91H38V92H39V91H42V93H43V95L41 94V92L39 93V94H41L42 97H41V96H40V97H41L42 99L39 97L38 94H35L36 96L38 95L37 97L39 98V100H38V98L35 96V97L37 98V99H35V102H36V101H40V102H38L39 105L36 104L37 107L40 106L42 103H44V104H42L41 106H44V105H45V102H47L45 99L48 98V100H49V99H52V98L55 97V99H52L53 101H52V100H49V102H50V101L54 102L53 104H52V102H50L51 105H50L49 102H48V104H47V106H50L51 108L47 107L46 105H45V107H41V106H40L41 108H44L43 113L47 114L46 116L49 115L48 117H50V119H51L52 117H53V118H52L51 120H49V119H47L48 117H47V118H46V117H43V115L45 116V114L42 115V113H39V111H41L42 109H41V108H40V109L38 108L39 110H36V111H38V113H39L40 115H38V113H37V117L39 118V116L42 115V117H43L44 119H46L47 121H45L43 118H40V119H43L42 121H40V119H38V120H39V123L41 122V123L39 124V127H38L37 129H33V131H32V133L34 132L33 135L31 134V136H29V135H30V134H29V135H26V136H29V137H30V138H28V139H30L29 141H31V139H32V141H33V140H34L33 138L35 137V140L33 141V143L36 141L35 144H34V146L36 145L35 147H37V146H38L39 144H41L42 142L45 143L44 141H42V138H43L44 140H46L47 142H49V139H51L54 143H56V142H55V141H56L55 138H56L57 135H59V133H60V131L56 130L57 128H60V126H59V124H58V123H60V121H59V119H58V120L56 119V116L58 115V116L60 117V115H59L60 112H59V111L62 109L61 107H62L63 105H66L65 107H63L64 109H66L67 107H71L72 105H73V106H74V105H75V106H79V105H80L79 107H83L82 109L84 110V112H85V114H86L85 119H84V122H85V123H83V125H84V124L87 125V127H86V125H85L83 128H84V131L87 130V129L89 128V130H87V131H88V136H90L91 139L88 138V136H86V137L88 138V141H86L87 139L84 140L85 143H84V141H82V142L84 143L83 146H84L87 142H88V143L84 146L85 149L82 148V150H81L82 152H81V153L83 154V153L86 152V151L84 152V150L87 149V146H88V148H89L90 145H93V144H94V145L90 147V149L92 150V152H91V153H90V151L87 152V153H89V154H88L89 156L92 155V156H91L92 158H89V156L86 154L87 157L89 158V160L91 159L90 161H91L92 163H89V161H86V162H85V159H84V158H86V157H85V154H84V155H82V156H83V157H82V162H83L82 164H83V165H84V163H87L88 165H89V164H93L92 166H94V168H92V166H90V165H89L90 168H88V167H87L88 165L86 164V165H84V166L81 167L82 170H78V171H79V172H78V173H79V174H78V178H79V175L82 176V179H80L81 181H79V182H80L81 185H82V183H83V189H84V191H86V192H84V191L82 190V193H83V192H84L85 194H89V193H90V192L87 193V191H89V190H87V189L85 190V187L87 186L86 182L91 184L90 181H92V180H93V181H92V185H91V186L89 185V186H87V187L92 188V187H94L95 185H97V187H98V186H99V187L101 186V189H103L104 192H105V191L107 190L106 188H110V184H111V183L108 184V183H107V179H106V181H105L106 184H105V183H104V184L101 183V181L106 177V176H103V174L105 173V174L107 175V174H109L108 172H111V175H112V174H113V175H112V176L110 175L109 178H112V177H113L112 180L117 181V184H118V182H119L118 185H120V188H119V186L115 184L116 182L114 183L115 185H114V184H111V186H113V185H114V186H118L119 189L117 188V190H118V192H117V196H118V194H120V196H121V193L124 194V192L126 191L125 194L127 193V196H129L130 199L133 197V198H132L133 201H131V200L129 199V200L131 201V202L129 201V202H130V206L134 204V203L131 204L132 202H137L138 200H140V198H144V196H143V197L141 196V194L143 193V191H141L142 186H141V187L139 186L138 188H137V187H136V188H135V187H133V188L130 187L131 189H130V188H129V189H130L131 191L129 190V192H132L131 194L128 192V190H126V188H124V187L122 186L123 183H124V184L126 183V182H125L126 180H124V178H123L122 176H120V175H121L120 172H119L120 175L117 174L118 171H117V168H116L114 165L112 166V165L109 164V162H107V163H108V165H107L108 167H107V169H105V168H106L105 166H106V164H107L106 161H108V160H107V159H108V158H107V154L105 153L106 151H104V153H101V154L99 155V153H100L99 148L101 147V152H102V149H103V148H104V150H105V147H107L108 150H107V149H106V150L109 151V150H110L109 148H110L111 143L114 144V142H116V140H117L116 137L113 138V136H116V134L114 135L113 132H114V133H116V132H115L114 130L111 131L112 133L110 134V135H111V136H110V135H109V133H110L109 131H110L111 129H106V128H110V125H109V124L112 123V121L110 120V119L112 118L111 116H113L112 113L115 114V113L118 111V112H117V113H118V118L116 117L117 115H114V116H115L114 118H115L116 120L118 119L119 122L122 121L121 123L117 124L116 126H118V125L120 126V124H122V123H125V125H126V122H125L124 120H125L126 116L128 115V113L130 114V112H131V111H130V107H132L131 109L134 108V110H132V111H135V113L138 112V113H137L138 115L135 114V113H133V112H132V115H134V117H137V119H139V120L141 121V113H143V110H144L143 105L140 104V103H143V102H142V98H141V99H135V98H136V97L139 98L140 96L143 97L142 95H143L144 93L141 92L142 95H137V94H138L137 92H140V91L145 92V91H147V93L145 92V93H146V97H149V96L151 97L150 100H149V98H148L149 101H152V102H153L152 98L154 97V98H153L154 101H156V99H157V104H158V103H161V105H163V106L165 105L164 107L161 106V105H160V106L158 105V106H159V108H158L157 105H153V106H152V104H155L156 102H154V103L151 102V103H152V104H151L152 107H150V109H149L150 112H149V113H151V115H152V112L155 113V114L158 113L157 116H156L155 114H153V120H155V118L157 117V118H156L157 120L154 121V127L151 126V123H153L152 121H151V122L147 121V123L149 122V123H148L149 125H146V127L149 126L148 128H150V129H147V128L143 129V128H141L140 131H142V132L144 131V132H143L144 135H142L140 132L137 134V135L140 134L138 137H140V138L142 137L141 139H140V138H139V139H140V140L143 139V141L146 139V138L144 137L145 134H146V135H147V138H149V139H148L149 141H148L147 144L145 143V141L147 142V139H146L144 142L141 141V142H142V143H141L139 139H135L137 136H133V135H132V136L134 137V139H132V143L129 144V146H130V147H129V146H128V143H126V142H128V141L125 139V137L122 136V135H123L122 132H121L122 135H120V132H117V134L119 133V136L122 137V140H124V142L121 141V142H122L121 144H122V146H123V148L121 147V150L124 149V148H126V149L122 150V151H125V152H122V153H123V156H124V153H126V154L128 153V155H125L124 157H126V158H127V156H128V158H130V157H132V156H136V157H137V156H138V155H137V154H138V152H137L138 149H139L140 151L145 152L146 154H148V155H146V157H144L145 155L142 154V153H141L142 155L139 153L140 156H138L139 158H140V157L142 158V156L144 155L143 157H144L145 161H144L143 159L138 160L139 158H137V159H136V160H138V161H137V164H140L141 166L143 165L142 167H144V168H145V166H146V164H147L148 166L146 167V170H147V168L149 169V168L151 167V168H150V169H151V172H153V171H152V169H153V168H152V164L150 165V162H151V161L154 162V163H155L156 161L158 162V157H159V155H160V158H159V159L161 160V162L159 161V163L161 164V167L164 168V169H162V168L160 167V168L162 169V171L159 172V173H160V174H161V173L163 174V177H162V178H166V177H168V179L166 178V179H163V180H162V183H163V184L161 183V184H162V187H161V185H160V182H161V181L159 180V178H161V175H160V177L157 175V173H158L157 169H159L158 167L160 166V164L157 165V164H156L157 162H156V163H155L156 166H155V164H154V166L156 167V170H155V167H154V172H153V173H156L155 175H157V176H155V175L152 173V174L154 175V176L152 175V177H157V180H156V178H154V179H155V180H154L155 182H153V184L151 183V184H152V187L149 185V189H150L149 191H151V190L153 189L151 192L154 193V196H155V194H156V198H154V199L157 200V196H159V195L157 194V192H158V190H159V188H160V190H162V191H164V192H161V191H160V193L158 192L159 194H161V193L163 194V196L160 195L159 197L162 196V197H161L162 199H163V198H164V199L168 198V199H166V200H164V199L162 200L161 198H160V199L158 198V200L163 201V202H162L163 205H161V201H158L157 204H156V202H157L156 200H155L156 202H153L155 205H158V207L156 206L157 208H160V207H159L160 205H161L162 207L160 208V210H158V209L155 210V211H159L160 213H159V212H155L154 215H153V214H152V215H153V216H157L156 218H159L158 216H160V218H161V214H162V210H163L162 218H161V219L159 218V221H162V220H163V221H162L161 223H159L158 220H157L155 217H154V219H156V220H154V219L152 218V215H151V216H149V217L147 218L148 220H147L146 223H144V224H146L147 226H153V228H154V227L156 228L157 226H159L161 229L158 228V229H156V231H155V229H154L155 232L153 233V228L150 229V228L148 227V228H149V232H150V230H152V233H151L150 235H149V233H148V230H146L145 232L142 231V233L139 232L140 234H144V233H145V236H147V235L151 236L150 239H152V235H153V240H154V238H157L156 240L159 239L158 241H160V242H158V241L155 240L156 242L159 243V244L156 243V245H157L158 247H156V245H154L155 243H152L153 240H152V241L150 242V244H149V245H151V246H152V244H153V245L155 246V249H157V250L152 249L151 252H152L153 250H155L157 253L155 252L154 256H153L152 253H151V255H152V261H153V262L151 261V257H150V255H149V254H150L149 252H147V254L149 255L150 259L148 258V261H146V260H141V259H143V258L146 259V258H145L146 256L148 257L147 254H146L145 257L143 256V255H145L144 253L146 252V250H145V252L141 251V249L144 248V245L140 244V241L143 240V243H146V241L149 240V238H147V237H146L147 240L143 239V238H145V237H143V236H144V235H143V236H141V238H138V239H139V242H138L139 244H137V245L135 244V245L138 246V247L141 245L142 248H140V247H139V248H138V247H135V246L133 245V243H130V244H132L131 246H132L134 249H135V248H138V249H136V250H137V251L139 250V253L142 252L141 254H143V255H140L139 253H138V254L136 253V258H134V257H135L134 254H135V253H134L133 255H131V253H129V256H130V257H129V258H130V260H129V261H130V264H134L136 261H137L136 263H139V264H141L143 261H144L143 264H152V263H153V264H164V263H166V260H167V258H165L166 256L169 258V260H167V261H170V260H171L169 264H174V263H175V264H179V263H180V264H192V263H193V264H209L210 259H208L207 257H208V256L210 257L211 254L208 255V256H207V254H209L210 251H212L214 254L217 253V254H216L217 256L219 255V253H220L221 256H222V255L224 256V254H222L223 251H224V248H228V247H229V251H233V250L235 249L233 252L236 254V256H235L236 258H235V257H234L235 259L233 258L234 260H231V259H232L231 256H233V255H230V258H231V259H230V258H229V259H230L231 262H232L231 264H233V262H235V264H254V263H256V260L254 259V257H252V260H253L252 262H250L249 258H247V259L244 260V259H242V257H240V256H242V252L244 253V250L241 249V247H240V246H241V243H240L241 241H240V239L243 240V238L241 237L242 234H241V231H240V230H241V228H240L241 221H240V223H238V222H236V220L238 219L237 216H239V214H240L241 217L244 216L243 214H244V212H245L247 209H248V210H247L246 212L248 213V215L251 214V215H253V216H256L258 213H260L259 211H261V210L263 209L261 206L259 207L258 204L252 203L253 201H255V193H256L257 191L255 192V190H253V191L251 192V194L254 192L253 195H248V196H246V195H244V194H246L248 191H251L253 188H256V187H257V190H259V189L261 188L260 185H261V186H264V182H263V181H262V182H263V185H262V183L259 185L258 183H255V182H254L255 185H256V186H255V185L253 184V181H249V180H248V179H250V176L253 177V174H254L253 171H254V172H255V171H259L260 169H261L260 172L262 171L261 174L264 176V174H263V172H264V166H263V164H264V163H263V162H264V161H263L264 156H263V155H264V154L261 155L262 158L260 157V158H261V161H262L263 164L261 163L260 158L258 157V154L260 153V151H259V150H260V146H261V150L264 151V150H263L264 148H262V147L264 146V134H263V132H264V124H262V122L264 121V119H263L264 117H262V114H260L262 119H259V118H258V117H259V114H258V113H259L260 111H262V113H263V115H264V112H263V110H264V108H263L264 105L262 104V100H260V98H262V96L264 97V91H262V92H263L262 94H260L261 92H259V96H260V97H259L258 94H257L258 91H257V92L255 91V92H256V95H253L252 93H250L255 87H257L256 89L259 88V90H260V89H261V90H264V85H263L264 81H262L261 79L258 80V78L261 77V76H262V79H263V76H264V68L260 70V69H259V66L256 67V66H255L256 64L254 65V62H257L256 60H259V61H260V59H257L256 54L254 55V53H255L254 51H253L254 53H252V49H253L252 45H249V50H248V47H247V49H245V51H244V50L242 51V52H245V53H246V52H251L250 54L247 53V54H248V57H247L246 54H244V53L242 54V52L240 51L242 55H246V56H242V55H241V56H242L241 58H240V56H238V58H240V60L238 59L239 61L236 62V60H237V57H236V56L239 55L240 52H239L238 54H236V55L231 53L233 56L235 55V58L233 57L234 59H232V55L230 56V55L228 54V51L232 52L231 49H230V46H228V45H230L231 42H233L234 40H233V39H230V40H233V41H230L229 39L227 40V38H225V39L228 41L227 43H229V44H226V43H225V40H224V41L222 40ZM255 36H256V35H255ZM213 37H214L215 40L213 39ZM178 39H180V38H178ZM217 39H218V40H217ZM219 39H220V41H221V40H222V41L220 42ZM223 39H224V38H223ZM180 40H181V39H180ZM254 40H255V39H254ZM254 40H253V41H254ZM218 41H219L221 44H219ZM139 42H142V45H143L142 47H140L141 44H139ZM179 42H180V44H179ZM175 43H177V44H175ZM224 43H225V45L228 46L229 48L226 47V46L224 45ZM249 43H250V42H249ZM251 43H253V42L251 41ZM251 43H250V44H251ZM137 45H138L141 49H140ZM221 45H222V46H225V47H221ZM133 46H134V47H133ZM145 46H146V45H145ZM250 46H251V47H250ZM128 47L132 48V50L129 48V50H126V51H125V49H127ZM136 47H137V48H136ZM156 47H157V48H156ZM164 47H165V46H164ZM178 47H179V48H178ZM220 47H221V48H220ZM44 48H46V47L44 46ZM138 48H139V49H138ZM144 48H145V49H144ZM203 48H204V47H203ZM227 48H228V50H227ZM42 49H43V48H42ZM136 49H137V50H136ZM224 49L226 50V52L223 51ZM229 49H230V50H229ZM234 49H236V48H234ZM59 50H60V49H59ZM138 50H140V52H139ZM195 50H196V49H195ZM200 50H202L204 53H203L202 51H201L202 53H200ZM247 50H248V51H247ZM253 50H254V49H253ZM42 51H43V50H42ZM52 51H53V53H52ZM172 51H175V52H174L175 54H173ZM54 52H55V53H54ZM85 52H86V51H85ZM197 52H198V51H197ZM197 52H195V53H197ZM224 52H225V53H224ZM230 52H229V53H230ZM235 52H237V51H235ZM51 53H52V54H51ZM139 53H140V54H139ZM223 53H224V54H223ZM87 54H89V53L87 52ZM87 54L85 53V54L83 55V59H85V60L88 62V63H87L88 65H89V62L92 61L93 59L96 60V62H99V57L94 56V55L91 56V54H89V55H87ZM121 54H120V55H121ZM203 54H204V55H203ZM219 54H220V55H219ZM227 54H228L231 58H229ZM251 54L254 55L256 59H255L254 56H252ZM85 55H86V56H90V57H85ZM134 55H135L136 57H137V55H139V56L137 57L139 60H136V58H135ZM159 55H161V56H159ZM164 55H165V56H164ZM177 55H178V54H177ZM208 55H209V56H208ZM213 55L216 57V59H214L215 57H214ZM226 55H227V57H228L229 59L226 57ZM249 55H250V56H249ZM133 56H134V57H133ZM157 56H158V57H157ZM185 56H186V59H185ZM203 56H204V57H203ZM207 56H208L209 58H208ZM210 56H211V57H214V58H212V60H211V59H210V58H211ZM219 56H222V58H220ZM41 57H43V56H41ZM54 57H55V58H54ZM58 57H59V58H58ZM91 57H92V58H91ZM113 57L117 58L116 60L113 61L114 64H117V60H119V61H118V69H117V70H119V74L116 73V72H118V71H116V70H115L116 72L113 71V73H114V74L116 73L118 76H117L116 74H115V75H116V76H115L112 72H111V74L109 73V75H108V72H105V71L103 70V66H104V64L107 63L108 60H111V61H112ZM159 57H161V58L158 60ZM171 57H174L175 59H174V58H171ZM179 57H178V58H179ZM188 57H190L192 60H190V58H188ZM218 57H219V58H218ZM224 57H225V58H224ZM53 58L55 59L54 64L56 63L57 59H58V60H62V61H57V64H58V62H61L60 66H58V65H56V64H55V65L52 64L53 61H51V59H53ZM87 58H89V59L91 58L92 60L89 61V59L87 60ZM95 58H96V59H95ZM105 58H106V59H105ZM111 58H112V59H111ZM120 58H121V59H120ZM130 58H131V60H130ZM133 58H135L136 61H134ZM143 58H144V57H143ZM162 58H165V59H162ZM167 58H171V59H173V62L176 61V62H174V63H177V65H174L173 62H171L172 60L167 59ZM182 58H183V59H182ZM242 58H246V59H242ZM249 58H250V59H253V58H254V59L252 60V61H253V62H252L253 64L251 63V60H249V63H248V59H249ZM97 59H98V60H97ZM104 59H105V61H104ZM107 59H108V60H107ZM161 59H162V60H161ZM181 59H182V60L185 59V60H184V64H181V62H182ZM205 59H206V60H205ZM208 59H210L211 61H210V60H209L210 62L207 61ZM217 59H218V61H216ZM221 59L223 60V63H222V60H221ZM235 59H236V60H235ZM49 60H50V61H49ZM85 60H83V63L85 62ZM106 60H107V61H106ZM120 60H121V61H120ZM142 60H143V59H142ZM160 60L163 61V62H164V60L166 61V62H164V63L162 62L164 65H161V63L158 62V61H160ZM169 60H170V62H169ZM229 60H230V61H229ZM232 60H235L236 64H237V63L241 64V68H242V69H241V68L238 69L239 66L236 65L235 62H234V64L236 65V66H235V65L233 64V61H232ZM244 60H247V61H246V65H248V67H251V68H250L251 70L248 69L247 66L243 65V64L245 63ZM111 61H109L108 63H110ZM167 61H168V62H167ZM191 61H192V63H191ZM205 61H206V62H205ZM212 61H214V62L216 61V62H215L216 65H215L214 62H212ZM219 61H220V64H219ZM231 61H232V62H231ZM240 61H243V63L240 62ZM43 62H44V61H42V63H43ZM45 62L43 63L44 65H45ZM102 62H103V63H102ZM122 62L125 63V64H124V65L121 64ZM135 62H136V63H135ZM157 62H158L159 64H158ZM204 62H205V63H204ZM207 62H208V63H207ZM217 62H218V63H217ZM83 63H82V66H83ZM85 63H86V62H85ZM85 63H84V64H85ZM154 63H156V65H155ZM167 63H168V64L170 63V64H169V66L166 67ZM198 63L200 64V66L198 65ZM201 63H202L203 65H202ZM209 63H210V64H209ZM221 63H222V64H221ZM228 63L230 64L229 67H228V65H226V64H228ZM247 63H248V64H247ZM165 64H166V65H165ZM171 64H173L174 66H172ZM178 64H179V65H178ZM180 64L182 65V69H179V68L181 67ZM185 64H186V65H185ZM193 64H194V67L192 68ZM195 64H197L199 67L203 66L204 70L202 69V67H201L202 70L199 69V67H198V69L201 70L200 72L198 71L200 74H198V72L196 73V70H194V69H195V66H196ZM204 64H205V65L207 64L206 66H207L209 69H208L207 67H206V69H205ZM224 64H225L226 66H225ZM64 65H65V66H64ZM88 65H87V66L85 65V67H88ZM184 65H185V66L188 65L187 67H188L189 69H188L187 67H183ZM250 65H251V66H250ZM253 65H254V66H253ZM52 66H53V68H51ZM54 66H58L59 70H61V71H58V69H56L57 72H54V68H56V67H54ZM61 66H62V68L60 69ZM63 66H64V67H63ZM153 66H154V68H155L156 66H158L159 68L156 67L155 70H154ZM161 66H162V68H160ZM176 66H177V67H176ZM178 66H180V67H178ZM190 66H191V67H190ZM211 66H213V67H211ZM214 66H215V67H214ZM224 66H225V68L223 69ZM237 66H238V67H237ZM242 66H243V67H244V66L246 67V71L244 70V72H243V71L241 72V70H243V67H242ZM252 66L254 67V69L252 68ZM83 67H84V66H83ZM85 67H84V69H85ZM121 67H122L123 69H122ZM164 67H166V70H167V71L165 70ZM168 67H169V68H168ZM170 67H172V68H173V67H176V68H173V69H175L174 71H170V70H172V68H170ZM216 67H217L218 69H217ZM220 67H221V69H220ZM230 67L233 68L234 74L236 73L237 78L234 77V74H233V73H229V77L233 75V78H234L235 80L238 79V81H235L233 78H231V80H233V82H232V81L230 80V78L228 77V75H225L226 73H228L227 71H230V70H227V69L230 68ZM255 67L258 68L259 70L257 71V70L255 69ZM74 68H75V66H74ZM163 68H164V69H163ZM177 68H178V69H177ZM185 68H187L186 70H187V71L189 70L190 73H192V72H194V73H192V74L188 73V72L185 70ZM196 68H197V67H196ZM261 68H262V67H261ZM63 69L67 72V73L65 72V73H66V75H65V79H66V77H67V79H66V82H65V79L63 80L64 77L62 78L64 84L62 83L63 85H61V87H63L64 89L61 88V89H63V91L61 92V90H60V84H61L60 79H61V78L59 79V76H57V74L60 73V72H62V73H60L61 75L58 74V75H60V76H62L63 74H65V73H63ZM67 69L69 70V73H68ZM121 69H122V70H121ZM158 69L161 70V71H157ZM191 69H193V70H191ZM198 69H197V70H198ZM216 69H217V70H216ZM219 69H220V70H219ZM222 69H223L224 71H223ZM244 69H245V68H244ZM247 69H248V70H247ZM86 70H87V69H85V72H87ZM168 70H169V71H168ZM178 70H180V72H181V70H182V72H184V73L187 72V73H185V74H184L185 76L183 77V76H182L183 73H180V72L178 73ZM184 70H185V71H184ZM190 70H191V71H190ZM226 70H227V71H226ZM231 70H232V69H231ZM252 70H253V71H252ZM152 71H153V72L155 71L156 73H153ZM203 71H204V72H203ZM206 71H207V72H206ZM218 71H220V74H221L222 76H223V75L226 76V77L223 76L224 80H225V78H226V80H225L226 82H224L222 76L219 74ZM221 71H222V72H221ZM247 71H248V72H247ZM70 72H71V74H70ZM104 72H105V73H104ZM160 72L162 73V75H161ZM163 72H164V75H163ZM168 72H169V73H168ZM173 72H175V73H173ZM216 72H217V73H216ZM240 72H241V73H240ZM257 72H258V73L261 72V73H259L260 75H259V74L255 75V76L257 77V78H256L257 81H259L260 84H259V82L256 83V79L254 78V77H255L254 74H256ZM42 73H43V72H42ZM56 73H57V74H56ZM120 73H122V74H120ZM152 73H153L154 75L156 74V76H152V77H151V75H153ZM166 73H167V74H166ZM177 73H178V74H177ZM204 73H205V74H204ZM222 73H223V74H222ZM243 73H245V76H243V75H244ZM249 73H250V74H249ZM39 74H40V76H39V77H40V80L43 81L41 78H44V79H45V77H46L47 74L44 75V73H43V76H44V77L42 76L41 73H39ZM67 74H68V76H67ZM69 74H70V75H69ZM193 74H198L199 76L197 77V75H195V76H196V77H195ZM202 74H203V75H202ZM237 74H238V75H237ZM239 74H240V75H239ZM247 74H248V75H247ZM251 74H252V76H251ZM111 75H114L116 79L119 78L118 80L121 79L120 81L122 82V84H116V85H115V81H117V82H119V83H120V81L116 80V79L114 78V76H111ZM124 75H125L126 77H125ZM133 75H135V78H133ZM157 75H159V76H158L159 78L157 77ZM160 75H161V77H162V76H163V77L161 78ZM173 75H174V77H173ZM177 75H178V76H177ZM180 75H181V76H180ZM187 75H191V76H187ZM192 75H193V78H194V77H195V78H194V80H193L194 82L192 81L193 78L191 79V81H192V83H190L191 87H190V88H189V87L183 88V86L185 87V86L188 85V84H187V83H186V84H183V82H182V84H183V85H182V84H181V81H180V79H181L180 77L184 78L183 81L185 80V81H184V83H185V82H186V79H188V80H187L188 82H191L190 79H189L188 77H192ZM213 75H214V76H213ZM249 75H250V76H249ZM50 76H52V77H50ZM55 76H57V77H55ZM87 76H88V78H87ZM108 76L114 78L115 81H113V79H112V78H109ZM121 76H122V78H123L124 81H122ZM123 76H124V77H123ZM127 76H129V77H127ZM136 76H137V77H136ZM175 76H176V77H175ZM220 76H221V77H220ZM247 76H248V77H247ZM117 77H118V78H117ZM153 77H154V79H153ZM170 77H171V78H170ZM172 77H173V78H172ZM177 77H178V78H177ZM186 77H187V78H186ZM199 77H200V78H199ZM218 77L222 78V80H220V78L218 79ZM238 77H239V78H238ZM241 77H243L244 79L241 78ZM246 77H247V81H246ZM56 78H57V79H56ZM86 78H87L88 80H87ZM103 78H105V79H104L105 81L102 80ZM108 78L110 79V81L108 80ZM151 78H152V79H151ZM165 78H166V79H165ZM168 78H169V79H168ZM176 78H177V79L180 78V79L177 80ZM197 78H199V79L197 80ZM202 78H203V79H202ZM227 78H228L229 80H228ZM250 78L255 79V84L253 83V84H254L253 86L251 85L252 82H250V81H252V79L250 80ZM84 79H85V80H84ZM98 79H99V80H98ZM100 79H101V80H100ZM111 79H112V80H111ZM126 79L129 80V81H128L129 84H128V82H127ZM155 79L160 80L161 82H160V81H157V80H156V81H157L158 84L160 83L161 85L159 84V85L157 86V85L155 84V82H154ZM161 79H162V80H161ZM239 79H240L241 81H240ZM40 80H39L38 77H37V80H36V81L39 82ZM57 80H58V81H57ZM91 80H92V81H91ZM139 80L142 82V85L144 86L145 89L141 86V82H139ZM164 80H165V81H164ZM181 80H182V79H181ZM216 80H217V81H216ZM219 80H220V82H219ZM243 80L246 81V82H245V85H243V84H244V83H243V82H244ZM249 80H250V81H249ZM36 81H35V84H37ZM56 81H57L58 83H59V82H60V83L58 84V83H56ZM87 81H88V82H87ZM99 81H100V82L102 81V83H105V85H106V83L108 82L107 85H108L109 87H108L107 85H106V87H105V85L102 84V83H100ZM106 81H107V82H106ZM136 81L138 82V84H137ZM201 81H202V82H201ZM227 81H231V84H232L234 87H235L239 82H240V83H239L240 85H243L242 87H245V86H247V85L250 83V86L248 85L249 87H251V88L249 89L250 91H249V90H246V87H245V90H246V91H245L243 88H241L240 85H238V86H240V89H241V90L243 89L242 91H240V89H239V92H238V93H236L237 90L235 91L234 89H237V88H239V87L237 86L236 88L233 89V86L231 85V86H232V90H234L233 92L235 93V95L237 94L236 96H237L238 98H239L238 95L242 96L243 94H244L243 96H244V98H245V99H244L243 96H242V97H240V98H243L244 100H243V99H240V98L237 99V100H235L236 96L233 94V92H232V94L229 93L230 98H231V96L235 97V98H233V97L231 98V99H232L231 108H233V106H234V108L237 107V108H235L236 110H234V109L231 110V108H230V100H231V99L229 98V95L227 94V93H228V92H227L228 90H225V89H224V87H226V86L228 87V85H229V83H230V82H227ZM234 81H235V82H234ZM242 81H243V82H242ZM248 81H249V83H248ZM48 82H49V84H48ZM51 82H53V83H52L53 86H50V83H51ZM85 82L87 83V85H86ZM96 82H99V83H96ZM117 82H116V83H117ZM123 82H124V83L126 82V83L123 84ZM133 82H136V84H137V85H140V86H137V85L134 83V85H136V86L133 87V86H132V85H133ZM162 82H163V83H162ZM165 82H166V83H165ZM168 82H169V83H168ZM236 82H237V83H236ZM253 82H254V81H253ZM261 82H262V83H261ZM39 83H40V82H39ZM39 83H38V84H39ZM54 83H56L57 85H59V86H58V89H59V90H57V88H56L57 86H56ZM90 83H91V84H90ZM95 83H96V84H95ZM113 83H114V85H113ZM139 83H140V84H139ZM172 83H173V84H172ZM175 83H176V84H175ZM193 83H194V84H193ZM222 83H223V85H224V86L222 85L223 88H222V86H221ZM224 83H227L228 85L226 84V86H225ZM233 83H234V84H233ZM242 83H243V84H242ZM246 83H247V84H246ZM40 84H41V83H40ZM40 84H39V85H40ZM89 84H90V85H89ZM93 84H94V87L92 86ZM101 84H102V87H101ZM130 84H131V86H130ZM162 84H164V86H163ZM167 84H168V85H167ZM256 84H257V85H256ZM54 85H55L56 87H55ZM99 85H100L101 88L99 87ZM118 85H120V86H122V87H123V86H126V87L129 86V87L135 89L136 91H134L133 89L130 90L131 88L128 89V87L125 88V89L129 90V92L131 91V92H134L135 94L137 93V94H136L137 96H136V95L133 96V93H131V92L129 93V92H128L127 90H125V89L122 90V87H121V90H122L123 92H124V91H125V92L127 91L130 95L123 94L122 91L120 90V88L118 89V87H119ZM171 85H172V86H171ZM190 85H188V86H190ZM260 85H261V86H260ZM37 86H38V85H36V87H37ZM89 86H90V88H89ZM110 86H112V87H110ZM114 86H115V87H114ZM173 86H174V87H173ZM258 86H260V87H258ZM104 87H105V88H104ZM150 87H151V86H150ZM164 87H165V88H164ZM175 87H176V89H177V91H178L179 94H177V91H176ZM227 87H226V89H230V87H229V88H227ZM37 88H38V87H37ZM44 88H45V89H44ZM54 88H55V90H53ZM107 88H108V89H107ZM115 88L117 89V91H116ZM123 88H124V87H123ZM138 88H140V89L138 90ZM210 88H212L213 90L210 89ZM247 88H248V87H247ZM87 89H88V90H87ZM104 89H105V90H104ZM109 89H110V90H109ZM113 89H114V91H116V92H114ZM142 89H143V90H142ZM178 89H179V90H178ZM186 89H187V90H186ZM189 89H190V90H189ZM191 89H192V90H191ZM198 89H199V90H198ZM221 89L224 90V91H222ZM256 89H255V90H256ZM52 90H53L54 92H53ZM56 90H57V91H56ZM118 90H119V93H118ZM144 90H145V91H144ZM148 90H149L150 92H151V91L153 92V93L151 92L152 95H153V97H152V95H150V92H148ZM163 90H161V92H162ZM185 90H186V91H189V92L186 93ZM197 90H198V92H197ZM261 90H260V91H261ZM243 91H244V92H243ZM253 91H254V90H253ZM253 91H252V92H253ZM57 92L63 93V95L60 94L62 97H61L60 95H57V94H58ZM64 92H65V93H64ZM97 92H98V93H97ZM113 92H114V94H117V93L120 94V93H122V94H120V96H122V97H120V96H118V95H114L115 98H114V96L111 97V95H113ZM127 92H126V93H127ZM166 92H167V93H166ZM190 92H191V93H190ZM213 92H214V94H213ZM224 92H226L225 95H224ZM229 92H231V90H229ZM245 92H246V93L249 92V94L246 95ZM255 92H254V94H255ZM52 93H53V94H52ZM56 93H57V94H56ZM69 93L71 94L72 92H69ZM69 93H68V94H69ZM88 93H89V94H88ZM90 93H91L92 95H90ZM95 93H96V95L93 96ZM128 93H127V94H128ZM158 93H159V92H158ZM165 93H166V94H165ZM199 93H200V94H199ZM202 93H205V94H202ZM211 93H212V94H211ZM51 94H52L53 96H52ZM55 94H56L57 96H56ZM66 94H67V93H66ZM70 94H69L68 97H71V96H72V94H71V96H70ZM86 94H88V95H86ZM108 94H109V95H108ZM148 94H149V95H148ZM187 94H188V95H187ZM250 94H251V95H250ZM45 95H46L47 98L45 97ZM47 95H48V96H47ZM50 95H51V96H50ZM97 95H98V97H97ZM100 95H101V96H100ZM123 95H124V96L126 95L125 98H126V99L128 98V99H127V100H124L125 98L123 99V97H124ZM131 95H132L133 97H131ZM164 95H167V98L164 97ZM184 95H185V96H184ZM205 95H206L207 97H206ZM212 95H213V97H212ZM245 95H246V96H245ZM261 95H262V96H261ZM49 96L52 97V98H50ZM58 96H60L62 99H64L63 101H64V103H66V104H64V103L62 104V101H60V98L57 99ZM63 96H64V98H63ZM74 96H73V97H74ZM91 96H93V99H94V100H96V99H95L96 97H97V98L103 97V98H100V101H101V102L99 101V99H98L97 101H94V104L97 106V107H95V109H97V108L101 109V107H102L103 109H101V110H99V109L95 110V109H94L95 111L93 110V108H94L93 105H94V104H93V101L91 102V100H93ZM144 96H145V94H144ZM156 96H157V97H156ZM179 96H180V97H179ZM215 96H216L217 99L219 98V99H218V100H219L218 103H217L218 100L215 98ZM217 96H218V97H217ZM223 96H224V97H223ZM225 96L227 97V100L230 99V100H228L229 103L227 102L226 99H224ZM247 96L250 97V98L248 99ZM251 96H252V97H255V98H257V99H258V97H259V101H257V100L254 99V98H253V99L256 100V102H258V104H259V102L261 103V105H260L261 108L259 107V105H258L254 100H251V98H252ZM44 97H45V98H44ZM84 97L87 98V99H85ZM94 97H95V98H94ZM104 97H105V100H106V101L104 100ZM116 97H117V98H116ZM155 97H156V98H155ZM158 97H159L160 99H158ZM170 97H172V98L174 97V101L171 102V103H168V100H169L168 98H170ZM190 97H191V98H190ZM199 97H200V98H199ZM204 97H205V98H204ZM211 97L214 98V99H212ZM76 98H77V99H76ZM82 98H84V99H82ZM90 98H91V99H90ZM118 98H120V99H118ZM129 98H131V100H129ZM132 98L135 99L136 101L133 100ZM164 98L166 99V104H163V103L165 102V99H164ZM189 98H190L191 100H190ZM203 98H204V99H203ZM210 98H211L212 102H210L211 100L208 101ZM121 99L124 100V101L122 100L123 103H124V102H127V104H125V106H127V109H126V110L124 109L125 106H124L123 103L121 102ZM144 99H145V97H144ZM146 99H147V98H146ZM162 99H163L164 101H163ZM181 99H182V101H183L184 106H182L183 104L180 103V102H182ZM201 99H202L203 101H202ZM207 99H208V100H207ZM246 99L249 100V101H251L252 103H253V101H254L255 104H253V105H254L255 107H257L256 110H255L254 112H253L254 109H253V107H252V105H251L252 103H251V102H250V103L247 102ZM42 100H45V102H43ZM56 100H59V103H58V101L56 102ZM88 100H90V102L93 104V105H90L91 107L89 106V103H90V102H89ZM115 100H116L119 104H118ZM138 100L140 101V103L137 102ZM158 100H159V101H158ZM161 100H162L163 102H161ZM184 100H185V102H184ZM188 100H189V101H188ZM204 100H205V101H204ZM213 100H215V103H214ZM220 100H221V101H220ZM239 100L241 101L240 104L242 105V103H243V105L240 106L239 104H237V106H235V105H236L235 102L239 103ZM66 101H67V102H66ZM72 101H73L74 103H73L72 105L68 106V103L71 104ZM84 101H85V102H84ZM86 101H88L87 105L89 106V107H88V106H86V107H88L89 109H86V107H85ZM98 101H99V104L106 105V106H104V107H106V108L104 109L103 106L100 107V105L98 104ZM103 101H104V102H103ZM114 101H115L116 104H118V105H114V103H115ZM129 101H130V103H128ZM133 101H135L136 104H134ZM207 101H208V102H207ZM225 101H226V102H225ZM233 101H235V102H233ZM263 101H264V99H263ZM41 102H42V103H41ZM105 102H106V104H104ZM112 102H113V104H112ZM120 102H121V103H120ZM131 102H132V104H131ZM187 102H188V103H187ZM205 102H206V103H209V104H205ZM221 102H222V105H220ZM36 103H37V102H36ZM56 103L59 104L60 106H61V104H62V106L60 107L61 109L59 108V106H58V107L56 106ZM60 103H61V104H60ZM78 103H79V104H78ZM91 103H90V104H91ZM109 103H110V104H109ZM172 103L174 104L175 108H174V111L171 113V112H169V111L167 110V108H169L170 104H172ZM189 103H191V104L189 105ZM216 103H217V106L215 105ZM245 103H247V104H245ZM82 104H83V105H82ZM108 104H109V105H108ZM121 104H122V105H121ZM128 104H131V105H128ZM138 104H140L142 108H140V106H139ZM187 104H188L189 106H188ZM197 104H198V105H197ZM210 104H213V106H210ZM228 104H229V105H228ZM233 104H234V105H233ZM248 104H250V105H249L250 107H248ZM52 105H53V106H52ZM54 105L57 107V110L55 109V112L52 111V110L54 109V108H53ZM113 105L115 106V109H114V106H113ZM119 105H121V106H119ZM134 105H135V107H134ZM214 105H215L216 107H215ZM244 105H246L247 107H246V108L243 107ZM262 105H263V107H262ZM2 106H4V103H2V101H1L0 112H1V109L3 108ZM108 106H109V107L111 106V108H109ZM112 106H113V107H112ZM117 106H118V108H117ZM137 106H139V108H138ZM154 106H155L156 108H154ZM187 106H188L189 108H188ZM208 106H209V107H208ZM219 106H220V107H219ZM222 106H223V108L228 106V107L226 108V111L230 109L229 111H231V112H230V113H229V112L226 113L225 108L223 109V110H224V112H223V110H222V108H221ZM239 106H240V107H243L241 110H244V109H245V111H249V110L251 109V107H252V109H253V110H251L252 112H251V111H249V112H251V113H252V116H254V117H251V118H253V119L250 118L251 113H249V112H248V113H247V112L245 113V111L243 112V111L239 110V108H240ZM37 107H36V109H37ZM46 107H47L49 110L52 109L51 112H50ZM107 107H108V108H107ZM128 107H129V108H128ZM161 107H162V109H161L162 111H160V108H161ZM186 107H187L190 111L193 110L192 113H191V112L186 113V112L189 111L188 109H187V111L185 110ZM190 107H191V108H190ZM212 107H213V108H212ZM214 107H215V108L218 107L219 109L217 108V110H215ZM58 108H59V111H58ZM75 108H76V107H74V108H72V109L74 110ZM84 108H85V109H84ZM90 108L93 110V113H92V110H91ZM116 108H117V109H116ZM121 108H122L123 111H125L126 114H127V115H126V114H123V115H125V117L121 114V113H123V111H121V110H122ZM164 108H165L168 112H165ZM207 108L210 109V110H208V111H209V114H210L211 116H213V117H210V115H208L209 117H207V115H206L207 113H204V112H206ZM228 108H229V109H228ZM259 108H260V109H259ZM106 109L108 110V113H107V110H106ZM111 109H112V110H111ZM118 109H119V110H118ZM137 109H143V110H141V113H139V111H137ZM151 109H153V110H151ZM155 109H158V110H155ZM175 109H176V110H175ZM202 109H203V110H202ZM220 109H221L222 111H221ZM237 109H238V110H237ZM46 110H47V111H46ZM66 110H67V109H66ZM66 110H64V112H66V113H67V111H68L69 113L72 112V110H71L70 108H69V110H67V111H66ZM70 110H71V111H70ZM163 110H164V111H163ZM211 110H213V111H212V114H213V115H212L211 112H210ZM258 110H259V111H258ZM45 111H46V112H45ZM61 111H63V109H62ZM89 111H91V112H89ZM97 111L100 112L99 114H100L101 117H99V116L95 117V115L98 114ZM101 111H104V112H103L104 115H103V113H101ZM111 111H112V112H111ZM113 111H114V112H113ZM120 111H121V112H120ZM127 111H129V112H127ZM136 111H137V112H136ZM151 111H152V112H151ZM155 111H159V112H155ZM208 111H207V112H208ZM219 111H220V112H219ZM232 111H233L235 114H239V115H236V117H235V114H231ZM237 111H239V112L236 113ZM48 112H49V113H48ZM52 112H54L55 117H54V115H53ZM87 112H89L91 115L89 114V115H90V116H89ZM163 112L167 113V114H166V117L170 116V117H169V120H170V121H171V118L174 117V118H172V119L174 120L175 124L172 125L171 128H173V126H175V127H176L175 129H177L176 131L178 132V134L181 132V130H180V126H182L181 129H186V128H187V129L184 130V131L189 132V133L192 132L190 135H189V133H187V135H189V138H188V136H186L187 138H181V139L185 140L182 144H181V142H182L183 140L181 141L180 138H175L176 140H177V139L180 140V141H179V140H178V141H179V144H181L182 147L178 146L179 144H177V146H178L179 148H177L176 150L179 152L180 148H182V149H181L182 152H183V158H182V156H179L181 153H179V154H178V153H175L176 150L174 151V149L176 148V146H175V148H174L173 144H175V143H173L172 140H174L173 138H174L175 136H177V137H178V136H179V137H182V135H184L185 132L182 131L183 134H181V135H180V134L177 135V132H175V129L173 128L174 130H173V129H172V130L174 131V133L172 134V137H171L172 140H171L170 135H171V133H172V130L170 131L171 133L169 132L170 129H169V130H167V129L165 130V132L168 131V132L170 133V135H168L170 141H169V140H165V141H163V142H165V144H168V147H169L170 144L172 145L171 153H172V154L175 153V154H174V157H175L176 155L179 156V158L176 157V158L179 159V160L177 159V163L179 164V168H177L178 166H176V165H178V164L175 163L176 165H175V164H174V165H175L176 167H175V170H174V176L172 175L173 173L171 174V172H172L171 169H174V165L171 164V163H173V162L175 161V160H172V159L174 158L173 155L171 154V156H172V157H171V158H172L171 160H172L173 162H172V161L170 162V166H171V165H173V166H171V168H168V170H167V167H168L169 163H168V165H163V164H165V163L162 162L163 159H161L162 157L165 158L167 154H168V155L170 154V153H169L170 151H168V149H170V148L167 149L168 152H167L166 155H165L164 153L166 152V150H165L166 148L164 147V145H162L163 142H162V144H160L161 141L164 140V136H165V134H164V128H165L166 125H163V121H162L163 118H161L162 120H160V121H159L158 119H160V118H159V115L161 116V115L164 114ZM175 112H176L177 115L174 116L173 114H175ZM195 112H196L197 114H195ZM216 112H218V114H217ZM221 112H223V114H221ZM241 112H242L243 114H242ZM257 112H258V113H257ZM55 113H57V114H55ZM95 113H96V114H95ZM106 113H107L108 115H107ZM117 113H116V114H117ZM190 113H191L192 116H194V117H191V114H190ZM215 113H216V114H215ZM219 113H220V115H219ZM224 113H226V114H224ZM240 113L242 114V116L245 114V116H243V118H242V116H241ZM254 113H255V114H254ZM260 113H261V112H260ZM35 114H36V112L34 113V115H35ZM92 114H93V115H92ZM99 114H98V115H99ZM187 114H188V115H187ZM189 114H190V116H189ZM203 114H204V116L207 117V118H205V117L203 116ZM228 114H230L231 116H232V115L234 116V119H233L234 121H232V120L229 118V119L232 121L233 125L230 123L231 121L229 122L230 124H228V122H227V121H228L227 118L230 117V116L227 117ZM246 114H249V115L247 116ZM253 114H254V115H253ZM52 115H53V116H52ZM70 115H71V113H70ZM87 115H88V117H87ZM102 115L104 116V118L102 117ZM110 115H111V116H110ZM119 115H121V119H120V116H119ZM135 115H136V116H135ZM164 115H165V114H164ZM180 115H181V116H180ZM221 115H222V117L220 118ZM58 116H57V118H59ZM105 116H106V118H105ZM138 116H139V118H138ZM142 116H143V115H142ZM154 116H156V117H154ZM176 116H177V117H176ZM187 116H188V117H187ZM201 116H202V117H201ZM233 116H232L231 118H233ZM239 116H241L242 119H240ZM92 117H93L94 119H93V120L91 119V121H90L88 118H92ZM108 117H110V118L108 119ZM161 117H164V119L166 118L165 116H161ZM175 117H176V118H175ZM178 117H179V118H178ZM181 117H182V118H181ZM189 117H190V120H188ZM224 117H225V118H224ZM226 117H227V118H226ZM244 117H247V118L249 117V118H248L249 120H247V118H246L244 121H242V120L244 119ZM256 117H257V118H256ZM34 118H36V117L34 116ZM114 118H113V119H114ZM122 118H123V119H122ZM142 118H143V117H142ZM177 118H178V119H177ZM180 118H181L182 120L184 119V121H183L182 123H181V121H179ZM187 118H188V119H187ZM195 118H196V119H195ZM203 118H204L205 120H203ZM208 118L210 119V121H209ZM211 118H212V119H211ZM215 118H216V119H215ZM222 118H223V119H222ZM235 118H236V119H235ZM104 119H105V120H104ZM191 119H192V120H191ZM193 119L197 122V123H195V125H193L194 122H195ZM206 119H207V120H206ZM213 119H215L216 122H215V120L213 121ZM218 119H219V120H218ZM224 119H226L227 121L224 120ZM238 119H239V121H238ZM38 120H37V121H38ZM48 120H49V121H48ZM87 120H88V121H87ZM95 120H96V121H95ZM97 120H98V121L100 120V121L98 122ZM101 120H103V121H101ZM165 120H167V119H165ZM165 120H164V121H165ZM187 120H188V121H187ZM200 120H201V121H200ZM222 120H224V122H223ZM235 120H236V125H235V123H234ZM251 120H252V121H251ZM253 120H256V121H253ZM257 120H259V121H257ZM262 120H263V121H262ZM50 121H51V122H50ZM52 121H53L54 123L56 122V123L58 124L57 127H56V123L53 124ZM92 121H93V122H92ZM104 121H105L106 123H104ZM158 121H159L160 123H161V121H162V125H163L164 127H162ZM170 121H167V123L170 122ZM192 121H194V122L192 123ZM202 121L207 122V124H208L209 126H210V124L213 125L214 122H215L216 127H214V125H213V126L211 125L212 128H214V129L218 128V127H219L218 124H220V123H222V125H225V126L227 125V126L224 127V128H222V126L220 125V127H219L220 129H219V128H218L219 130L216 129V132L219 131V133H220V130L223 132V131L225 130V128L227 129L226 131L223 132L224 134L222 133L221 135L217 132V134H219L220 136L224 135V138L227 137V138H225V139H219V140H222V141L224 140V144H223V143L221 144L222 141H221V142H218L221 146L218 145V143L215 145L216 142H212V141H213L212 139L214 138V134H213V137H211V136H212V133L214 132V130H213V132H210V133H211V135H210L209 131L207 130V127H208V126L206 127L207 124L205 123V127H206V128H205L204 126H202V124H203ZM208 121H209V122L213 121V123H209ZM219 121H220V122H219ZM237 121H238L239 123H240V122H243L244 124H241V123H240L241 125H239V123H237ZM246 121H247L248 123L251 122V124L254 126V128H257V129L255 130V131H257V132L254 131V128H253V126H252L251 124H250V125L248 124V126H247L248 129H250V128H251V130L253 129L252 131L249 130L250 133H251V132L253 133V134L251 133V136H252L251 139H252V140L249 139L250 136H247V138H245V140H247V141L250 140V141H253V142L255 141V142H256V143H255V145H256L255 148H256V149H257V146L260 145V146L258 147V148H259V149H258L259 153H257L258 151H257L256 149H255V150H256L257 152L254 150V143H253V145H251L250 141H248V143H247V141H244V138L242 139V137H241V136L244 137V135H247V134L249 133L248 130L245 129V128H247V127L245 126V124L247 125V122H246ZM260 121H261V122H260ZM44 122H45V123L47 122L46 125H43L45 128L42 126V124H45ZM86 122H87L88 124H89V122H90V123L92 122V123H91L90 125H88ZM96 122H97V123H96ZM100 122H101V123H100ZM109 122H110V123H109ZM157 122L159 123V125H158ZM172 122H173V121H172ZM184 122H185V123H184ZM190 122L192 123L193 129H194V127L196 126V128H195L194 130L192 129V127H191V123H190ZM200 122H201V123H200ZM93 123H94L95 127H94ZM156 123H157V124H156ZM164 123H165V122H164ZM180 123H181V124H180ZM187 123H189V124L187 125ZM223 123H225V124H223ZM255 123H256V126L254 125ZM259 123H260V124H259ZM263 123H264V122H263ZM35 124H38V123H35ZM48 124H51V125H48ZM60 124H61V123H60ZM96 124H99V126H104V128H101V129H104L105 131H107L106 134H105V132H103V130L101 131L100 127H99L98 125H96ZM103 124H104V125H103ZM105 124H107V125H105ZM182 124H183V125H182ZM185 124H186V126H185ZM237 124H238V125H237ZM258 124H259V125H258ZM52 125H53L54 128H56V129L53 128V130H52L51 127H50V126H52ZM108 125H109V126H108ZM123 125H124V124H123ZM123 125H122V126H123ZM155 125H156V126H155ZM168 125H169V123L167 124V126H168ZM178 125H179V127H178ZM189 125H190L191 129H188ZM199 125H201V126H199ZM228 125H230L229 127L231 128V130L228 128ZM260 125H261L263 128L260 127ZM35 126H36V125H35ZM35 126H34V128H35ZM46 126H49V127H50L48 131H47V129H46V128H48V127H46ZM88 126H90V127H88ZM92 126H93V127H92ZM160 126H161V128H157V127H160ZM170 126H171V125H170ZM170 126H168V127H170ZM197 126H198V127H197ZM211 126H210V128L208 127V129H210V130L212 131ZM231 126H232V127H231ZM236 126H238L239 128H240V126H241V127H242V126L244 127L243 129H245L246 131L243 130L244 133H243V131H242L243 135L240 134L241 132H238V133H237V132H236L237 130L233 131V130L236 128ZM249 126H251V127H249ZM258 126H259V127H258ZM40 127H41V129L43 128L44 131H46V132H44L43 130H41ZM96 127H98V128H96ZM140 127H141V126H140ZM183 127H184V128H183ZM185 127H186V128H185ZM201 127H204V128H201ZM85 128H86V129H85ZM95 128H96L97 130H100V131H96ZM119 128H121V126H120ZM166 128H167V127H166ZM221 128H222V129H221ZM39 129H40V130H39ZM50 129H51L52 131H51ZM60 129H61V131H62V128H60ZM60 129H59V130H60ZM142 129H143V130H142ZM158 129H161V130L163 129V130L160 132V130L158 131ZM201 129H202V130H201ZM232 129H233V130H232ZM241 129H242V128H241ZM34 130H35V131H34ZM55 130L58 131L59 133H58V132L56 133ZM108 130H109V131H108ZM118 130L120 131V129H118ZM156 130H157L156 133L159 135V138H160V139H159V138H158V135H157V138L159 139V142L156 141V139H157L156 137H155V138L153 137V136H156V135H153V136L150 135V133L152 134V133L155 132ZM179 130H180V132H179ZM196 130H199V131H203V130L206 131V130H207L208 133H209L208 135H210V137H211V138H210L211 140L208 139V137L206 138V136H205V135H207V131L204 133V134H205V135H204L202 132H199V131H196ZM238 130H240V129H238ZM36 131H37V133H36ZM38 131H40V133H41V132L46 133V134H47V135L45 136L46 139H45L44 136H42V135H44V134H43V133L40 134ZM49 131L51 132V134H49V136H48V133H50ZM90 131H92V132H90ZM93 131H96V133L93 132ZM193 131H196V133H197V132H199V133L195 134V132H193ZM204 131H203V132H204ZM228 131H229V132H228ZM240 131H241V130H240ZM258 131H259V132H258ZM47 132H48V133H47ZM52 132H53V133H52ZM54 132H55V133H54ZM99 132H100V133H99ZM101 132H102L104 135H102ZM108 132H109V133H108ZM162 132H163V133H162ZM168 132H167V133H168ZM216 132H215V134H216ZM232 132H233V133H232ZM234 132H236L235 134H236V136H237V137L235 136V139H237V138H238V140H241V139H242L244 142H246L247 148H246V146L244 147L243 145H242L243 147H241V144H244V145H245V143H244L243 141H241V144H240V143H239L240 141L238 142V140H235V139L233 138L234 135H235ZM246 132H247V133H246ZM254 132H255V134H254ZM0 133H1V132H0ZM38 133L41 135V138L39 137V139H41V142L38 140V136H40ZM94 133H95V134H94ZM98 133H99V134H98ZM107 133H108V134H107ZM159 133H161L163 136L160 137L161 134H159ZM167 133H166V135H167ZM201 133H202L203 135H201V136H199V137L197 136L198 139H196V138H197V137H196V138H195L196 140H195V139H194L195 136L193 137V135H194V134H195V135H200ZM229 133H230V135H233V134H234V135H233V136H230V135H228ZM35 134H36V135H35ZM96 134L98 135V137L96 136ZM112 134H113V135H112ZM153 134H155V133H153ZM225 134H227V136H226ZM237 134H238V135H239V134L241 135V136H240L241 139H239V136H238ZM37 135H38V136H37ZM92 135H94L95 137H93ZM107 135H108V136H107ZM191 135H192V136H191ZM219 135H216V137L214 138L216 141H217V137H218V138H223V136L220 137ZM255 135H258V136H255ZM259 135H260V137H259ZM26 136H25V137L23 136V137L26 138ZM36 136H37V139H36ZM47 136H48V137H47ZM54 136H56V137L54 138ZM91 136H92L93 138H92ZM104 136L106 137L107 140H108L107 137L110 136V137H111V141L109 142L110 137H109V140L107 141V140L105 139ZM150 136H152L155 140L153 141V140H152L153 138L150 137ZM168 136H166V137H168ZM253 136L256 137V138L258 137L257 140H258L259 144H258L257 140H255V138H254ZM21 137H22V136H21ZM32 137H33V138H32ZM99 137H101V138H99ZM166 137H165V139H168V138H166ZM202 137H203V138H202ZM204 137H205L206 139H205ZM228 137H229V138L232 137L233 139L231 138V139L229 140ZM245 137H246V136H245ZM24 138H23V139H24ZM48 138H49V139H48ZM84 138H85V137H84ZM94 138H95V140L98 141V142L93 141ZM96 138H97L98 140H97ZM150 138H152V139H150ZM161 138H162V139H161ZM192 138H193V139H192ZM53 139H55V140H53ZM70 139H71V140H70ZM70 139H69V138L66 139V142H68V141L70 140V142H68V144H71V145H68V144L65 142V144H67L68 148H69L70 146H73V144H74V143H73V144L71 143V141L73 142V139H72V138H70ZM89 139H90V140H89ZM99 139H101V140L99 141ZM104 139L106 140L105 142H104ZM188 139H189V140H188ZM199 139H201V141H202V140H206V142H207L208 140H210V141L212 142V146H213V145H215V146L211 147V145H210L211 142L208 141L210 144H209V146H206V148H207V147H211V149H208V148H207V149H208V150H207V149L205 148V146H204V148L201 146V147L204 149V150H203L202 148L198 147V145H204V143L207 144L208 142L206 143L205 141H202V143L204 142L203 144L200 143V144L197 145V143H199V141H200ZM207 139H208V140H207ZM253 139H254V140H253ZM259 139H260L261 141H260ZM21 140H22V138H20V140H17V141H18V143H19L20 146L22 145L21 147H24V149H23L24 152L27 151L29 147L31 148V146H33V143H32V142L27 143V140H26V139H25V140H26L25 142H26L27 144H30V143H31L32 145L30 144L29 147H27V146H28L27 144H26V145H24V144H20V142L22 143V142L24 141V140H22V141H21ZM67 140H68V141H67ZM125 140H126V141H125ZM129 140H130V137H129ZM134 140H135L136 142H135ZM150 140L153 141V144L151 143L153 146L148 145V144L151 142ZM186 140H187V141H186ZM233 140L237 141V143L234 142ZM52 141L50 142V146H48L49 143H47V144L45 143V146L43 145V148H46V147H47L46 149H43V148H42L41 145H42L43 143H42L40 146H38L40 152H37L38 155H34V156H33V157H36V156H37V160H36L35 158H34V159H35V160H34L33 157H32V155L34 154V153H33V151H34V147H33V148H31V150H32V154L29 153V154L31 155V158H30V159L33 160L32 162H30L31 160H30V161L28 160L29 162H27V160H24L25 158L29 159V158H28L29 155H27V154H28V152H27L26 155H25V153H24L25 158H24V156H22L23 154L19 156V160H20V159L23 160V162H21V161H22V160H21L20 163H24V164H25V166H24V164H23L24 167L21 166L22 164H21V165L19 164L21 167H19V166L17 165V164L19 163L18 161H16V160H18V158H17L18 156L16 157V160H15V161L18 162V163H17V164L14 163V164H16V165H14V166H15V170H17L18 168H19V170H20V171L18 170L17 172L22 173L21 169L26 167V169H27L30 173H33V175H36V177H39L40 181H41V178H42V182H41V183H42V191H43V187H44V185L46 184V182H44V179H45V181L48 179V177H49V179H50V178L53 176V173H54V172H51V171H50V170L53 171V166H49V165L52 164V162H50V163L48 162L49 160H51V159L54 158V156H55V155L53 154V150L56 149V151H58V152H57V155L59 154V149L57 148V143H56V145H51ZM133 141H134V143H133ZM166 141H167V143H166ZM178 141H177V142H178ZM189 141H190V143H189ZM201 141H200V142H201ZM225 141H226V143H225ZM229 141H233V143H232V142H229ZM262 141H263V142H262ZM25 142H23V143H25ZM37 142H38L39 144H38ZM106 142H109L110 145L107 144ZM129 142H131V141H129ZM137 142H138V143H137ZM154 142H156L157 144L159 143L162 147H164V148H163V149H164L163 151H165V152H164L163 154H164L165 156L162 155V154L160 153V152H162V149L159 148V146L156 148L157 150L154 149L155 146H157V144L155 143V144H156V145H155ZM168 142H171V143H168ZM91 143H93V144H91ZM96 143H97V145H96ZM100 143H101V145H103V143H104V145H107V146H104V145H103V147H102L101 145L98 146V144H100ZM124 143H125V145H124ZM136 143H137L139 146L143 145V146H141V147H143V149H142L141 147H139ZM143 143H145L146 146L148 145V147L146 148L147 151L144 150V149H145V146H144ZM172 143H173V144H172ZM195 143H196V144H195ZM249 143H250V145H249ZM261 143H262V144H261ZM37 144H38V145H37ZM126 144H127L128 147L126 146ZM133 144H135V145H133ZM140 144H141V145H140ZM159 144H158V145H159ZM193 144H194V145H193ZM235 144H236V145H237V144L240 145V148H237L238 146L233 147ZM95 145L97 146V148H95ZM154 145H155V146H154ZM171 145H170V146H171ZM175 145H176V144H175ZM185 145H186V146H185ZM262 145H263V146H262ZM67 146H66L65 148H67ZM83 146H82V147H83ZM111 146H113V145H111ZM132 146H135L136 148H135V147H132ZM149 146L152 148V150L154 149V151H152V152H154L153 154H151L152 152H150V151H151V150H150L151 148H149ZM195 146H196V147H195ZM227 146H228V149H231V147H232L231 151L228 150V149H225V147H227ZM250 146H251V148H252V146H253V149H250ZM55 147H56V148H55ZM93 147H94V148H93ZM108 147H109V148H108ZM138 147H139V148H138ZM166 147H167V145H166ZM217 147H218L219 150H221V152H223V151H225V150L228 151V154H227L228 157H227V155H225V156H226V157H225L224 154H223V153H220V151L218 150V152L220 153V155H219V153H218L217 150H216ZM219 147H220V148L222 147V149L224 148V150L220 149ZM248 147H249V148H248ZM26 148H27V149H26ZM53 148H54V149H53ZM68 148H67V149H64V151H65V152L68 151ZM70 148H71V147H70ZM70 148H69V149H70ZM73 148H74V147H73ZM128 148H130V149H128ZM158 148L160 149V151H158ZM188 148H189V149H188ZM195 148H200L199 150H200V151L203 150L204 153H203V151H202L201 154H200V152L197 153L198 149H195ZM212 148H214V149H212ZM233 148H234V150H233ZM241 148H242V149H241ZM244 148H245V149H248V150H254V152H251V151L249 152V154H250V156H249L250 159H248V158H249V157H248L249 154H247V153H248V150H245ZM41 149H42V151H41ZM90 149H88V150H90ZM97 149H98V152L96 153ZM133 149H134V152H135V151L137 152L136 154L133 152ZM148 149H149L150 151H148ZM178 149H179V150H178ZM205 149H206V150H205ZM236 149H237V150H236ZM31 150H30V151H31ZM43 150H45V152H44ZM48 150H49V155H48V154L46 155V151H48ZM94 150H95V151H94ZM127 150H128V152H127ZM130 150H132V152H133V155H132V156H130V155L132 154V152H131ZM139 150H138V151H139ZM155 150L158 151L159 153H158V152L155 153ZM172 150H173V152H172ZM181 150H180V151H181ZM196 150H197V151H196ZM209 150H210V152H209ZM211 150H213V151L215 150V152H212ZM239 150H240V152H239ZM243 150H244V151H243ZM36 151H38V148H36ZM36 151H35V153H36ZM71 151H72V149H71ZM140 151H139V152H140ZM177 151H176V152H177ZM193 151H196V153H194ZM233 151H234V152H233ZM237 151H238L239 153H238ZM42 152H44L45 156H49L48 158H47V157H46V158L44 157V158L47 160L46 163L49 164V165L46 164L47 167H48L47 173H45V172L42 173L44 170L41 171V170H37V169H36V164H37V163H36L35 161H37V162L40 163L41 160H42V162H44V160H43L44 158H43L42 155H41V154H43ZM51 152H52V155H51ZM65 152H64V155H65ZM129 152H130V153H129ZM148 152H150L151 156H149L150 154H149ZM211 152H212V154L210 155ZM216 152H217V153H216ZM231 152H232V153H231ZM242 152H243V153H242ZM47 153H48V152H47ZM67 153H70V151H68ZM94 153H96V154H94ZM107 153H108V152H107ZM213 153H214V155H213ZM226 153H227V152H225V154H226ZM234 153H235V154H234ZM237 153H238V155H239L240 157H243V158H241V160L239 159V158H240L239 156H238L239 158H237V157L235 158V156L237 155ZM20 154H21V153H20ZM44 154H43V156H44ZM90 154H91V155H90ZM134 154H135V155H134ZM155 154H157L158 156H157V155L155 156ZM198 154H199V155H198ZM208 154H209V155H208ZM221 154H223V155H221ZM230 154H232V156H230ZM240 154H241V155H240ZM242 154H244V156H242ZM246 154H247V156H246ZM251 154H253V155H251ZM40 155H41V156H40ZM94 155H96V156L98 155V156H97L98 159L100 158V159H102V161H101L100 159H99V161H97V159H96L97 157L95 158ZM102 155L105 156V159H106V161L104 160L105 164H103V163H104V162H103V158H104V157H103ZM152 155H153L154 160H153V158H152ZM168 155H167V157H166V158H167V160L165 161L166 163H167V161L169 162V157H170V155H169V157H168ZM206 155H207V156H206ZM212 155H213V156H212ZM26 156H27V157H26ZM39 156H40V157H39ZM67 156H68V154H67ZM93 156H94V157H93ZM99 156H102V158L99 157ZM148 156H149V157H148ZM154 156H155V157H154ZM214 156H215V157L217 156V157L215 158ZM251 156H252L253 158H252ZM20 157H21V158H20ZM150 157H151L152 160H150ZM180 157L182 158L181 160H180ZM184 157H185V158H184ZM187 157H188V158H187ZM191 157H192V158H191ZM221 157H222V159H221ZM245 157H246V158L248 157V158L246 159ZM40 158H41V159H40ZM128 158H127V159H128ZM147 158L149 159V162H148V161L146 162ZM176 158H174V159H176ZM186 158H187V159H186ZM204 158H205V159H204ZM212 158H213V159H212ZM217 158H218L219 160H218ZM258 158H259V159H258ZM14 159H15V158H14ZM39 159H40V160H39ZM48 159H49V160H48ZM54 159H58V157H55ZM83 159H84V161H83ZM93 159L96 160V162H93V161H92ZM188 159H189V160H188ZM236 159H237V160H236ZM242 159H246L247 161L245 160V161L243 162ZM257 159L259 160V162H258ZM2 160H3V159H2ZM5 160H7V158H5ZM38 160H39V161H38ZM64 160H65V159H64ZM86 160H88V159L86 158ZM109 160H110V158H109ZM142 160H143L144 164H143V162H140V161H142ZM198 160H199V161H198ZM205 160H206V161H205ZM207 160H209V161L207 162ZM211 160H212V161H211ZM215 160H216V161H215ZM239 160L242 161V162L244 163L245 167H243V168L245 169V172H244V169L242 168L241 162H240ZM250 160H251V161H250ZM7 161H8V160H7ZM7 161H6V162H7ZM100 161H101V163H100ZM191 161H192V162H191ZM200 161L202 162V164H201ZM217 161H218V162H217ZM237 161H238V164H237ZM249 161H250L251 164H252L253 162H255V161H257L258 163L255 162V163H256L255 166L251 167V166H250L251 164L249 163ZM26 162H27V163H26ZM33 162H34V163H33ZM97 162L99 163L100 168H99V165L97 164ZM138 162H139V163H138ZM152 162H151V163H152ZM175 162H176V161H175ZM209 162H210V163H209ZM235 162H236L237 165H234ZM245 162H246V164H245ZM247 162H248V164H247ZM28 163H29V166H28ZM30 163H31V164H30ZM198 163H199V164H198ZM243 163H242V164H243ZM82 164H81V165H82ZM102 164L105 165V166L102 167V166H103ZM232 164H233V165H232ZM239 164L241 165V170H240V167H239L240 165H239ZM249 164H250V165H249ZM258 164H259V165H258ZM97 165H98V166H97ZM162 165H163L164 167H163ZM180 165H181V166H180ZM207 165H209V166L206 167ZM238 165H239V166H238ZM246 165H248L247 168H249V169H246ZM252 165H253V164H252ZM16 166H17V167H16ZM134 166H135V165H134ZM136 166L138 167V165H136ZM149 166H150V167H149ZM166 166H167V167H166ZM170 166H169V167H170ZM236 166H237V167H236ZM249 166H250V167H249ZM32 167H33V168H32ZM49 167H50V168H49ZM96 167H98V168H96ZM113 167H115L116 169H114ZM139 167H140V166H139ZM172 167H173V168H172ZM198 167H199V168H198ZM203 167H204V169H203ZM232 167H233V168H232ZM235 167H236L237 169H236ZM257 167H258L259 169H258ZM10 168H12V171H14V170H13V168H14L13 165L10 166ZM10 168H9V171H10ZM16 168H17V169H16ZM20 168H21V169H20ZM30 168H31V169H30ZM51 168H52V169H51ZM86 168H87L88 170H90V171L86 170ZM108 168H109V169H108ZM165 168H166V169H165ZM208 168H209V169H208ZM238 168H239V169H238ZM250 168H251V169H250ZM253 168H254V169H253ZM255 168H256V169H255ZM95 169H97V170H95ZM102 169H103V170L105 169V170H104L105 172H104V171L101 172ZM161 169H160V170H161ZM169 169H170V171H169ZM195 169H199V171H198V170L196 171ZM207 169H208V170H207ZM242 169H243V170H242ZM93 170H94V171H93ZM109 170H110V171H109ZM114 170H115V171H114ZM164 170H165V171H164ZM186 170H189V171H188V172H189L188 174H190V175H187V174H186V173H187ZM192 170H193V172H197V173H199V174H197V173L192 174V173H191ZM204 170H205V172H204ZM247 170H248V171H247ZM250 170H251V171H250ZM12 171H10V172H12ZM48 171H50V172L48 173ZM87 171H88L89 173H88ZM91 171H92V172H91ZM112 171H113V172H112ZM156 171H157V172H156ZM167 171H168V172H167ZM17 172H16V174H17L16 176H18V174H19V173H17ZM39 172L42 173V174H45V175H46L45 178H44V175L42 176V174H40ZM86 172H87V174H91V175H87ZM94 172H95V173H94ZM98 172H99V173H98ZM165 172H167V173L165 174ZM169 172H170V174H169ZM175 172H177V173H175ZM200 172H201V173H200ZM237 172H239V173H237ZM243 172H244V173H243ZM248 172H249V173H248ZM251 172H252V173H251ZM12 173H13V174H12ZM12 173H8V172H6L5 174L8 175V176L6 175V177L9 178V176H11V175H13V177H15V175H14L15 172H12ZM92 173H93V174H92ZM114 173H115V174H114ZM159 173H158V174H159ZM182 173H183V174H182ZM202 173H203V174H202ZM242 173H243L244 176H245V175H247V176L249 175L248 177L246 176L247 179H244V178H245L244 176H241V177H238V176H237V175H240V174L242 175ZM245 173H246V174H245ZM247 173H248V174H247ZM255 173H256V172H255ZM10 174H11V175H10ZM99 174H100V176H99ZM105 174H104V175H105ZM116 174H117L118 176H117ZM164 174H165V175H164ZM204 174H206V175H205L206 178L210 175L207 179L205 178V180L203 181L205 184H208V185H207V186H209V189H208V190H203V189H207V186H206V185H205L206 188H205V186H203L204 188L201 189V188H202L201 185H202V184L204 185V183L201 182L202 179L204 178ZM250 174H251V175H250ZM259 174H260V173L257 172V174H256V175L254 174V175H255V177L258 176L259 178H261L260 176H262V175H259ZM49 175H50V176H49ZM85 175H86L87 177H86ZM97 175H98V176H97ZM115 175H116V176H115ZM168 175H170V177H172V179H171ZM181 175H182V176H181ZM191 175H192V176H191ZM21 176H22V174L19 175V177H18L19 180L21 179V178H20ZM75 176L77 177V174H76V173H75ZM81 176H80V178H81ZM84 176H85V179H84ZM94 176H97V177L93 178ZM107 176H108V175H107ZM119 176H120V179H117V177L119 178ZM188 176H191V177H188ZM213 176H214V177H213ZM232 176H233V177H232ZM6 177H5V179H6ZM11 177H12V176H11ZM89 177H90V178H89ZM102 177H104V178L101 179ZM121 177H122V178H121ZM158 177H159V178H158ZM186 177H187V178H186ZM201 177H202V178H201ZM231 177H232V179H231ZM236 177H238V180L241 181L239 184H237V183H238V180H237ZM242 177H243V180H247V181H249L251 184H250L249 182H248L249 184H247V182L245 183V181H244L245 184H242V183H243V182H242ZM8 178H7V179H8ZM15 178H16V177H15ZM87 178H88V179H87ZM91 178H92V179H91ZM97 178H98V180H99V178H100V181H98ZM115 178H116V180H115ZM162 178H161V179H162ZM175 178L177 179V181H176ZM192 178H193L194 180H195L196 178H197V179L199 178V179L193 181ZM233 178H234V179H233ZM259 178H257V177L254 178V177H253V179H255V180H257V179H259ZM7 179H6V180H7ZM13 179H14V178H12V179L9 178V180H7V181H12ZM18 179H17V180H18ZM95 179H96V180H95ZM173 179H175V180H173ZM178 179H179V180H178ZM183 179H184V180H183ZM185 179H186V180H185ZM200 179H201V180H200ZM209 179H210L209 183L205 182V181H208ZM221 179H222V180H221ZM78 180H79V179H78ZM78 180H77V182H78ZM85 180H86V181H85ZM94 180H95V181H94ZM104 180H105V179H104ZM104 180H103V181H104ZM118 180H119V181H118ZM158 180H159V181H158ZM199 180H200V181H199ZM218 180H219V181H218ZM229 180H230V181H229ZM250 180H251V179H250ZM261 180H263V178H262ZM40 181L38 180V182H37L38 185H39ZM47 181H48V180H47ZM157 181H158V182H157ZM198 181L201 182L202 184L200 185ZM214 181H215V182H214ZM43 182H44L45 184H44ZM79 182H78V183H79ZM96 182H97V183H96ZM98 182H100V183H98ZM112 182H113V181H112ZM122 182H123V183H122ZM156 182H157V183H156ZM170 182H171V183H170ZM173 182H174V183H173ZM193 182H194V184H192ZM216 182H217V183H216ZM224 182H227V184L224 183ZM37 183H36V185H37ZM93 183H95V184H93ZM155 183H156V184H155ZM158 183H159V186H157V187L154 186V185H158ZM181 183H182V184H181ZM190 183H191V184H190ZM221 183H222V184H221ZM229 183H230V185H229ZM99 184H103V185H105V186H107V187H105V186L103 187V185H99ZM126 184H127V183H126ZM126 184H125L124 186L127 187ZM176 184L178 185L179 188H176V187H175ZM195 184H199V187H198V185H196V186L194 187L193 185H195ZM235 184H236V185H235ZM252 184H253V186H251ZM40 185H41V184H40ZM108 185H109V186H108ZM172 185H174L175 188H172V187H173ZM179 185H180V186H179ZM215 185H216V186H215ZM239 185H240V186H239ZM246 185H247V186H246ZM258 185H259V186H258ZM4 186H5V185H4ZM4 186H3V187H4ZM200 186H201V187H200ZM238 186H239V187H238ZM254 186H255V187H254ZM36 187H39V188L36 189ZM36 187L33 188V189H36L37 191L40 190V191L37 192V191L35 190V191H34V195H35L34 197H36V195H38V193H39L38 197H40L41 194L45 193L46 186L44 187V191H43V193H42V191H41V189H40L41 186H36ZM81 187H82V186H81ZM95 187H96V186H95ZM102 187H103V188H102ZM150 187H151L152 189H151ZM153 187H154V188H153ZM196 187H198V188H196ZM211 187H212L214 190H213ZM241 187H242V188H243V187H248V190H247V188H246V192L244 191V192L242 193V190H240ZM250 187H251V188H250ZM258 187H260V188L258 189ZM104 188H105L106 190H105ZM123 188H124L125 190H124V192H121ZM237 188H238L239 192H237ZM28 189H29V188H28ZM138 189H139V190H138ZM171 189H173V190H171ZM178 189H179V190H178ZM183 189H184V190H183ZM250 189H251V190H250ZM31 190H32V189H29V191H31ZM134 190H136V191L133 192ZM142 190L145 191V189H143V188H142ZM177 190H178V191H177ZM201 190H203V191H201ZM243 190H244V188H243ZM25 191H26V190H25ZM32 191H33V190H32ZM32 191H31V192H32ZM155 191H156V192H155ZM165 191L167 192V197H166V195H165V194H166ZM173 191H174V194H171ZM185 191H186V192H185ZM192 191H193V192H192ZM200 191H201V192H205L206 194H209V195H203V194H205V193L202 194V193H200ZM217 191H220L221 193L219 192V194H218ZM222 191H223V192H222ZM227 191H228V193H227ZM240 191H241V192H240ZM136 192H139V193L137 194ZM140 192H141V193H140ZM151 192H149V193H151ZM181 192H182V193H181ZM208 192H209V193H208ZM214 192H215V193L217 192L218 195H216ZM35 193H37V194H35ZM40 193H41V194H40ZM133 193H134V194L136 193L137 196H135ZM152 193H151V195H153ZM175 193H180L181 195L178 194V195H180L178 198L175 197V199H172V198H171V195H175ZM213 193L215 194V195H214L215 197H214L213 195L210 196V194H213ZM223 193H224V194H223ZM232 193H233V194H232ZM234 193H235V194H234ZM236 193H239V195L236 194ZM240 193H241L243 196H241ZM27 194H28V192H27ZM32 194H33V192H32ZM191 194H193V196H192ZM194 194H195V195H194ZM196 194H197V196H196ZM200 194H202V196H208V197H207V198L202 197ZM247 194H250V192L247 193ZM131 195H133V196H131ZM138 195H139L140 197H139ZM151 195L149 194V196H145L146 199H147L146 201H148V198H147V197H149L150 199H152L151 197H154V196H151ZM178 195H177V196H178ZM236 195H237V196H236ZM89 196H90V197H89ZM91 196H92L91 193H90V195H85V199H86L87 201L83 200V205H82V207H85L86 209H87V208H90V205H91L90 202H93V203H94V198L91 197ZM134 196H135V197H134ZM150 196H151V197H150ZM164 196H165V197H164ZM175 196H176V195H175ZM200 196H201V197H200ZM209 196H210V197H209ZM219 196H220V197H219ZM224 196H225V197H224ZM240 196H241V198H240ZM244 196H245V198H244ZM250 196H251V197H250ZM253 196H254V197H253ZM38 197H36V199H39ZM86 197H87V198H86ZM136 197H139V199L136 198ZM172 197H173V196H172ZM181 197H182V199H181ZM196 197H197V198H196ZM221 197L224 198V199L222 200ZM238 197H239L240 199H239ZM252 197H253V198H252ZM42 198H43V197H42ZM135 198H136V199H135ZM169 198H170V199H169ZM202 198H203V199H202ZM209 198H210L211 200H207V199H209ZM89 199H92V201H91V200L89 201ZM137 199H138V200H137ZM150 199H149V200H150ZM154 199H152V200H150V201L152 202ZM171 199L174 201V204H173V205H169V204H172V203H173V202L171 201ZM200 199H201V200H200ZM204 199L207 200V201H205L206 206H201V205H205L204 203L202 204V202H204ZM219 199H221V201H220ZM227 199H228V200H227ZM42 200H43V202H41ZM42 200L38 202L39 204H35V206H34V205H32V206L29 205V206L34 207V209L38 210V208L42 207V206H43V203H44V206H43L42 208H40V210H38L39 212H42V211H43L42 209H43L45 206H46L45 208H48V207H49V206L47 207V205H46L49 201H50V203H49L50 206H51V204H52V203H51V200H49V199L44 201V198H43ZM134 200H135V201H134ZM136 200H137V201H136ZM198 200H199V201H198ZM202 200H203V201H202ZM237 200H238V201H237ZM88 201H89V202H88ZM97 201H103V199H102V198L100 199V197H99V199H98ZM144 201H145V198H144V200L142 199V200H140L139 202L142 204V202L144 203ZM150 201H149V202H150ZM164 201H166V202H164ZM170 201H171V202H170ZM213 201H214V203L212 204ZM216 201H217V202H216ZM219 201H220V202H223V201H224V202H223V203H220ZM230 201H231V202H230ZM239 201H241V202H239ZM84 202L86 203V206L84 205ZM87 202H88V203H87ZM151 202H150L149 204L154 206V204L151 203ZM159 202H160V203H159ZM168 202H169V203H168ZM206 202H208V203H206ZM210 202H211V204H210ZM218 202L221 204V207L219 206V203H218ZM229 202H230V203H229ZM232 202H234V203L236 202L237 204L235 203V205H234V203L232 204ZM242 202H243V203H242ZM40 203H41V206H40ZM93 203H92V205H93ZM145 203H146V202H145ZM145 203H144L143 205H146ZM164 203H165V205H164ZM216 203H218V206H219L220 208H219L217 205H215ZM245 203H246V204H245ZM249 203H250V204H249ZM30 204H31V203H30ZM88 204H90V205H88ZM135 204H136V203H135ZM166 204H168V205H166ZM231 204H232V205H231ZM240 204H241V205H240ZM251 204H252V205L254 204L255 206H257L256 208H254L253 206H251V209L254 208V209H253L254 211H253V210L251 211V209H250V205H251ZM37 205H38V206H37ZM174 205H175L176 210H177L178 212L175 211V207H174ZM212 205H213V206H212ZM238 205H240V207L243 206V209L245 210V208H246V210H245V211H244V210H241V208H238V207H239ZM247 205H248L249 207H248ZM0 206H2V205H0ZM5 206H6V205H5ZM29 206H28V204H27V205H26V209H28ZM39 206H40V207H39ZM130 206H129V208H130ZM133 206H134V205H133ZM165 206H166V207H165ZM168 206H171V207H168ZM172 206H173L174 208H173ZM185 206H186V207H185ZM193 206H194V207H193ZM199 206H200V207H199ZM235 206H236V207H235ZM27 207H28V208H27ZM52 207H53V206H51V209H52ZM82 207H81V209L83 210L84 208H82ZM97 207H99V205H97ZM154 207H155V206H154ZM156 207H155V208H156ZM201 207H204V208L206 209V211L203 210V208H201ZM208 207H209V208H208ZM229 207H230V208H229ZM244 207H245V208H244ZM258 207H259V208H258ZM1 208L4 209V206H2ZM7 208H9V210L11 211L10 207H9V206H6V210L4 209V210L0 211V214H2L1 212H3V211H4V212H3V213H4L3 215H5L6 212H9V210H8ZM45 208H44V211H46ZM72 208H74V207H72ZM179 208H180V210H178ZM181 208H182V209L184 208L183 210H185V211L181 210ZM190 208H191V209H190ZM192 208H193V209H192ZM200 208H201V209H200ZM213 208H216V210H215V209L213 210ZM235 208H237L238 210L236 211ZM30 209H31V208H30ZM48 209H50V207H49ZM51 209H50V210H47V212H48V211H51ZM57 209H58V208H57ZM86 209L83 210L82 213H84V212L86 211ZM98 209H99V208H98ZM130 209H131V208H130ZM130 209H129V211H130ZM161 209H162V210H161ZM170 209H174V211H172V210H170ZM186 209H188V210H186ZM199 209H200L201 211L203 210V212H205V214H203V212L201 213L203 217H202L201 215H199L200 212H201V211H198ZM208 209H209V210H208ZM220 209H221V210H220ZM233 209H235V210H233ZM164 210H165V211H164ZM169 210H170V211H169ZM210 210H213V211H210ZM249 210H250V211H249ZM5 211H6V212H5ZM29 211H32V209H31V210H28V213H27L28 215L30 214ZM34 211H35V210H34ZM44 211H43V212H44ZM134 211H135V212H133V210L131 211L134 215H133V214H129V217H130V215H132V217H134L136 213H139V212L136 211V210H134ZM166 211H168V212H167L168 214L171 212L172 216H173V213H174V216H173V217H174V218H173L174 220L172 219V216H171V218L168 217L169 220L171 219L172 222H171V221H167V219H165V218H167V216H168V215H165V214H167ZM191 211H193V213H191ZM194 211L196 212V214H194ZM197 211H198V214H197ZM214 211H215V212H214ZM240 211H241V212L244 211V212H242L243 214H242ZM164 212H165V213H164ZM180 212H181V213H180ZM182 212H184L185 214L182 213ZM186 212H187V214H186ZM213 212H214V213H213ZM246 212H245V214H246ZM251 212H254V213H251ZM262 212H263V211H262ZM12 213H14V212H10V214H12ZM54 213H55V216H56L55 218L53 217V216H54ZM54 213L52 212V214H51V215L48 214V216L50 215L49 218H51V220H52V219H53V220L55 219V221L57 220V222L54 221V225L57 223L56 225H57V227H58V225H61V224H58L59 221L62 222L63 219H62V220H61V218L57 219V218H58V216H57L58 213H57V215H56V212H54ZM59 213H60V212H59ZM140 213H141V212H140ZM140 213H139L138 215H141ZM178 213H179V214H178ZM189 213H190V214H189ZM210 213H211V214H210ZM238 213H239V214H238ZM10 214H9V213H8V214L6 213V215H8V216L10 217V219H11V218L13 217V215H16L17 213H16V214H12V215H10ZM63 214H64V213H60L59 216H60V217H63ZM84 214H85V213H84ZM171 214H169V215H171ZM176 214H178V215H176ZM191 214H193V215H195V216H193V215H191ZM45 215H46V214H43V216L40 215L39 217H41V216L44 217ZM189 215H190V216H189ZM214 215H216V216H214ZM246 215H247V214H246ZM248 215H247V216H248ZM1 216H2V215H0V223L2 222V220H3V218H4V216H2L3 218H1ZM11 216H12V217H11ZM17 216H18V214H17ZM17 216H16V217H17ZM48 216H45V218H47V220H48ZM64 216H65V214H64ZM71 216H72V215H71ZM71 216H70V218H72V220H73V223H72V224H74V220H75V222H76V218H77V217H76V216H75L76 218L73 217L74 215H73L72 217H71ZM143 216H144V215H143ZM143 216H141V217H143ZM164 216H165V217H164ZM196 216H199V218L197 217V218H198V219H197ZM200 216H201V218H200ZM209 216H210L211 218H210ZM213 216H214V219L212 218ZM217 216H218V219H217V220H219V221H217V220L215 219ZM223 216L226 217L225 220L219 218V217H223ZM230 216H231V217H230ZM5 217H6V216H5ZM9 217H8V220H9ZM19 217H20V216H18V218H19ZM23 217H24V216H23ZM26 217H27V216H26ZM32 217H33V216H32ZM34 217H35V215H34ZM34 217H33V218H34ZM39 217H38V219H39ZM42 217H41V220H42ZM66 217H67V219L69 220V216L66 215V216H65V219H66ZM136 217H137V214H136ZM138 217H139V216H138ZM145 217H146V216H144V218H145ZM150 217H151V218H150ZM178 217H179V218H178ZM204 217H205V218H204ZM208 217H209V218H208ZM244 217H245V216H244ZM18 218H17V220H18ZM24 218H25V217H24ZM33 218H32V221H33ZM45 218H43V219H45ZM130 218H131V217H130ZM130 218H129V219H130ZM134 218H135V217H134ZM134 218H133V219H134ZM186 218H187V219H186ZM191 218H192V219H191ZM12 219H13V218H12ZM12 219H11V220H12ZM15 219H16V218H15ZM15 219H14V221L12 220V222H11L12 224H10V225H12L11 227L15 230L14 232H15V233L17 232L16 229H18V230L20 229L19 231H21V229H22V230L24 229V230L21 231V232L18 231V234H19V233L21 234V233L23 232V233L29 235L28 232L26 233V231H25V230H27V229H25V228H27L28 226L26 225V226H27V227H26L25 225H23L25 222L23 223V221H21L22 218L19 220V222L21 221V222H20L21 224H20V223H18V225L16 224V228H15L14 222L16 223L17 221H16ZM67 219H66V220H67ZM133 219L131 218V221H132ZM137 219H138V218H137ZM139 219H140V220H138V222H137V220H136V218H135L134 221H135L136 224L138 223V224L140 225V223H141L142 220L145 221L143 218H139ZM141 219H142V220H141ZM150 219H152L153 221L150 220ZM164 219H165V220H164ZM181 219H183V220H181ZM196 219L199 220V221H197ZM227 219H229V220H227ZM232 219H233V220H232ZM234 219H235V220H234ZM4 220H7V219L4 218ZM8 220H7V222H6V221H4V222H6L7 224L10 223L11 220H10L9 222H8ZM26 220H27V219H26ZM26 220H25V221H26ZM35 220H37V217L34 219L35 224H32V223H33V222H32V223H31L32 225H36V221H35ZM41 220H40V222L42 223ZM51 220L49 219L48 221L52 222ZM189 220H190V221H189ZM223 220H224V224H225L226 226H225V230H223L224 232H223V234H222V230H218V229H217V228H218L217 226H219V224L223 223V222H221V221H223ZM226 220H227V221H226ZM230 220H231V221H230ZM134 221H132V222H130V223H132V225H133ZM150 221H151V223L154 222V221H155L154 223H156V221H157L156 224L159 223V225H154V223H153V225H152L151 223L148 225L147 223L150 222ZM178 221H179V222H178ZM182 221H183V222H182ZM238 221H239V220H238ZM37 222H38L37 224L39 225V224H40L39 221H37ZM43 222H44V221H43ZM45 222H46V221H45ZM45 222H44V223H45ZM66 222H67V221H66ZM66 222H65V223H66ZM170 222H171V223H170ZM175 222H176V223H175ZM205 222H206V223H205ZM214 222H216V224H213ZM219 222H220V223H219ZM228 222H229V223H228ZM6 223H5L4 226H3V222H2V227H1V224H0V228L5 227ZM22 223H23V224H22ZM26 223H27V221H26ZM46 223H48V222H46ZM46 223H45V224H46ZM62 223H63V222H62ZM142 223H143V222H142ZM142 223H141V224H142ZM165 223H166V224H165ZM167 223H170V224H167ZM178 223H179V224H178ZM217 223H218V224H217ZM235 223H236V224H235ZM45 224H44V227H45V229L47 230V229H48V226H47V225H48V224H51V223L46 224V226H45ZM138 224H137V225H138ZM160 224H161V226H160ZM164 224H165V225H164ZM180 224H181L183 227L180 226ZM224 224H223V226H224ZM230 224H231V225H230ZM38 225H36V226H38ZM40 225H41V224H40ZM51 225H53V224H51ZM129 225H130V224H129ZM142 225H143V224H142ZM169 225H170L174 230H173V229H170L171 227L169 228ZM173 225H174V226H173ZM176 225H178L179 227L176 226ZM195 225H196V226H195ZM202 225H203V226H202ZM227 225H228V226H227ZM233 225H234V226H233ZM6 226H7V225H6ZM8 226H9V225H8ZM18 226H19V227H18ZM23 226H25V227H23ZM42 226H43V223H42ZM165 226H168V228H169L170 230H168L167 227L165 228ZM231 226H232V227H231ZM11 227L9 226V228H11ZM17 227H18V228H17ZM22 227H23V228H22ZM46 227H47V228H46ZM49 227H51V226H49ZM53 227H55V226H53ZM176 227H177V229H176ZM180 227H181V228H180ZM200 227H201V228H200ZM203 227H204V228H203ZM215 227H216V228H215ZM12 228L10 229V232H11V233H10L11 236L9 235L10 238H9L8 235H7L8 237L6 236V234H8V233H6V232H4V230H1V229H0V242L2 241V244L4 245V246H3L4 248H2V244H0V245H1V246H0V249H1V251H0V257H1V254H2V253H3L2 256H6L5 254H6L7 252H9V254L12 253V255H13V256H12V255L10 256L12 259H14L15 257H16L17 259L20 258L21 260H22V258H23V259H24V258H25V259H35V257H34V258L31 257V256L28 257V255H25V256H24L23 253H20V252H19V251H20L19 249H18L19 251L17 250L18 247L16 248V246H17V244H18V241H19L21 238L24 240V238H25L24 235H25V234L22 233L21 235L19 234L18 236H14L15 233L12 232V231H13ZM60 228L62 229V230L60 229L62 232H63V229H64L65 231H67L66 228H63V227H62V225H61ZM179 228H180V229H179ZM183 228H185V229L182 230ZM219 228H220V226H219ZM237 228H238V229H237ZM4 229H5V228H4ZM7 229H8V228H6L5 231H6ZM51 229H52V227H51ZM163 229H164V230H163ZM165 229H166V230H165ZM192 229H193V230H192ZM226 229H227V230H226ZM233 229H234L235 233H234ZM236 229H237V230H236ZM8 230H9V229H8ZM11 230H12V231H11ZM33 230L36 231V229H34V227H33ZM33 230H32V228L30 229L31 232H34ZM46 230H44V231H46ZM48 230H49V229H48ZM48 230H47V231H48ZM158 230H160V231L162 230V231H161L162 233H161V232H157ZM201 230L204 231V233H203V232L200 233ZM206 230H207V231H206ZM238 230H239V231H238ZM27 231H29V230H27ZM30 231H29V233L31 234ZM42 231H43V230H42ZM61 231H60V232H61ZM69 231H70V230H69ZM72 231H73V230H71L70 232L72 233ZM163 231H165V232H163ZM170 231H171L172 233H171ZM205 231H206L207 233H206ZM226 231H227V232H226ZM236 231H237V233H236ZM3 232H4V233H3ZM49 232H50V231H49ZM169 232H170V233H169ZM176 232H177V233H176ZM220 232H221V234H220ZM231 232H233V234H232ZM239 232H240V233H239ZM5 233H6V234H5ZM12 233H13L14 235H13ZM36 233H39V232L36 231L35 234H36ZM43 233H45V232H43ZM46 233H47V232H46ZM67 233H69V232H67ZM67 233H65V234H67ZM155 233H156V234H159L158 237L155 236V235H156ZM164 233H167V236H168V235L170 236V234H172V236H171V237L164 236V235H166V234H164ZM178 233H179L180 235H179ZM198 233H199V234H198ZM209 233H210V235H213V234H214L215 237L213 236V237L211 238V236L209 235ZM33 234H34V233H33ZM33 234H32V235H33ZM35 234H34V235H35ZM65 234L63 233V236H64ZM72 234H73V233H72ZM192 234H193V235H192ZM195 234H196V235H195ZM200 234H201V235H200ZM215 234H216V235H215ZM231 234H232V235H231ZM235 234H240V235H239V238H240V239L238 238V242H237V243H236V242H233L234 238H237ZM12 235H13V236H12ZM27 235H26V236H27ZM32 235H31V236H32ZM34 235H33L31 238H36V237L38 238V236H35V237H34ZM36 235H37V234H36ZM162 235H163V236H162ZM174 235H175V236H174ZM222 235H224V236H227V235H228L229 239L224 240V239L227 238V237H224V236H222ZM19 236H20V237H19ZM74 236H75V239L72 238V237H74ZM74 236L69 237V241H70V242H73V241L75 242V240L79 241L77 235H74ZM154 236H155V237H154ZM159 236L164 237V238H161V237H159ZM177 236H178V238H177ZM202 236H203V237H202ZM219 236H220V237H219ZM221 236H222V237H221ZM232 236H234V237L232 238ZM40 237H41V236H40ZM138 237H140V235H139ZM142 237H143V238H142ZM165 237H166V240H165ZM175 237H176V238H175ZM191 237H192V238H191ZM207 237H208V238H207ZM230 237H231L233 240H231ZM3 238H4V239H3ZM7 238H8V239H7ZM18 238H20V239H18ZM26 238H27V237H26ZM28 238H29V237H28ZM31 238L28 239V241H27V239H25L24 242L19 243V244H20V245H23L24 247H26V245H33V246H34L35 244H36L35 246H37V243H38V242H35V241H39V242L41 243L40 240H35V239H33V240H35V241H31V240H32ZM37 238H36V239H37ZM41 238H42V237H41ZM62 238H63V237H62ZM170 238H171L173 241H174L175 239H176L175 241H177L179 238H180V239L177 241V244H176V242L174 241V242H175V243H174ZM210 238H211V239H210ZM22 239H21V241H23ZM141 239H142V240H141ZM161 239H162V240L164 239V241H161ZM187 239H188V240H187ZM204 239H205V240H204ZM221 239H223V240L221 241ZM10 240H11V241H10ZM14 240H15V241H14ZM199 240H200V241H199ZM203 240H204V241H203ZM219 240H220V241H219ZM228 240H229L230 242H231V241H232V242L229 243ZM7 241H9V242H7ZM21 241H19V242H21ZM25 241H26V242H25ZM77 241H76V242H77ZM135 241H137V240H135ZM144 241H145V242H144ZM149 241H150V240H149ZM155 241H154V242H155ZM170 241H172L176 246H178L177 249H176V246H175L173 243H170ZM211 241H212V242H211ZM227 241H228V242H227ZM243 241H244V240H243ZM5 242H6V243H5ZM10 242H11V243H10ZM13 242H14L16 245H15ZM33 242H34V243H33ZM188 242H189V243H188ZM226 242L228 243V245H227ZM26 243H27V244H26ZM134 243H135V242H134ZM147 243H148V242H147ZM147 243H146V244H147ZM162 243H163V244H162ZM219 243H220V244H219ZM224 243H226V244H225V247H224V245H223ZM234 243H235V244H234ZM239 243H240V244H239ZM160 244H162V245H160ZM203 244H204V245H203ZM214 244H215V245H214ZM237 244L240 245L239 248L237 247ZM9 245H11V247H10ZM147 245H148V244H147ZM147 245H146V246H147ZM164 245H166V246H164ZM168 245H171L170 248H168L169 252H167V247H169ZM173 245H174L175 247H174ZM202 245H203V246H202ZM219 245H220V246H219ZM226 245H227L228 247H226ZM234 245H235V246H234ZM40 246H41V247H40ZM40 246H39V247L37 246L39 252H43L44 250H46L45 252L48 251V249H47L48 247H47L46 249H43L42 245H40ZM43 246H44V245H43ZM131 246H130V247H131ZM151 246H150V249H151ZM154 246H152V247H154ZM172 246H173L174 251H173V249H171ZM233 246H234V248H233ZM12 247H13V248H12ZM130 247H129V248H130ZM132 247L129 249L130 252H131V251L134 252V249H133ZM160 247L162 248V250L160 249ZM164 247H165V248H164ZM181 247H182V248H181ZM198 247H199V248H198ZM201 247H202V248H201ZM235 247H236L237 249H236ZM44 248H45V247H44ZM75 248H76V247H75ZM180 248H181V250L179 251ZM183 248H185V249H183ZM194 248H195V249H194ZM232 248H233V250H232ZM131 249H132V250H131ZM144 249H145V248H144ZM144 249H142V250H144ZM148 249H149V248H148ZM163 249H164V250H163ZM200 249H201V251H200ZM208 249H209V250L211 249V250L209 251ZM239 249H240L241 251H240ZM4 250H5V251H4ZM183 250H184V251H183ZM220 250H221L222 253L220 252ZM17 251H18V252H17ZM137 251H136V252H137ZM148 251H149V250H148ZM162 251H163V252H162ZM164 251H165V252H164ZM177 251H178V253H177ZM198 251H199V252H198ZM207 251H208V253H207ZM227 251H228V249H227ZM237 251H239L241 254H239V252L237 253ZM263 251H264V249H263ZM1 252H2V253H1ZM166 252H167V254H166ZM212 252H210V253H212ZM153 253H154V252H153ZM168 253H169V254H168ZM181 253H182V254H181ZM213 253H212V254H213ZM224 253H225V251H224ZM227 253H228V252H227ZM7 254H8V253H7ZM197 254H198V255H197ZM238 254H239L240 256H239ZM15 255H16V256H15ZM137 255L141 256V257H139V258H141V259H137V258H138ZM169 255H170V256H169ZM175 255H176V256H175ZM178 255H179V256H178ZM200 255H201V256H200ZM133 256H134V257H133ZM159 256H160V258H159ZM184 256H185V257H184ZM197 256H198V259H197ZM199 256H200V258H199ZM206 256H207V257H206ZM221 256H218V257H219L220 259H222ZM10 257H9V258H10ZM163 257L165 258V261H164ZM175 257H176V258H175ZM183 257H184V258H183ZM211 257H212V256H211ZM211 257H210V258H211ZM6 258L8 259V257H6ZM6 258H5V257H4V258H3V257L0 258V264H1V260H4V259H5V261H3V262H6V263L8 264V261H6ZM16 258H15V259H16ZM155 258L157 259L156 262H155V260H156ZM194 258H195V259H194ZM224 258H225V256H224ZM263 258H264V257H263ZM136 259H137V260H136ZM172 259H174L173 262H172ZM175 259H176V260H175ZM180 259H181L182 261H181ZM193 259H194V260H193ZM199 259H200V260H203V261H202V262H201V261H198ZM8 260H10V259H8ZM135 260H136V261H135ZM139 260H141V261H140L141 263L138 262ZM207 260H208V261H207ZM261 260H262V259H261ZM261 260H260V261H261ZM263 260H264V259H263ZM263 260H262V262H260V264L263 263ZM163 261H164V263H163ZM194 261H195V262H194ZM214 261H215V260H214ZM214 261H212V262H214ZM3 262H2V264H3ZM176 262H177V263H176ZM167 263H168V262H167ZM167 263H166V264H167ZM210 263H211V262H210ZM4 264H5V263H4ZM214 264H216V263H214Z\"/></svg>", "mask_w": 264, "mask_h": 264}]
</instances>
